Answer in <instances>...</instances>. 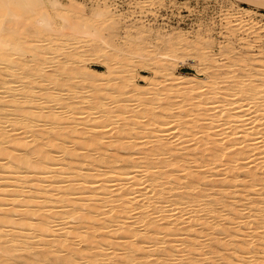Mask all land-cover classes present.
<instances>
[{"label": "rangeland", "instance_id": "obj_1", "mask_svg": "<svg viewBox=\"0 0 264 264\" xmlns=\"http://www.w3.org/2000/svg\"><path fill=\"white\" fill-rule=\"evenodd\" d=\"M43 1H44V3H43ZM42 1V3H40V5L42 4V8H44V10L45 11H47V13L49 14V16L52 18V20L55 22V24L56 25H61L62 23V16H66V17H68V18H70V19H72L73 17H75L76 19L77 18H82V20H80V21H82L84 24H83V27L84 28H88V29H92V28H97L96 30H95V33H94V35L96 36H99V38L97 39V38H95L93 35H92V37L90 36V34L88 35L87 33H85L84 31H82L85 35H83V33L81 34H77V32L79 33V31H77L76 33H73L72 31V29L69 27V25L68 24H62L61 25V29H60V32L59 33H56L57 31H50V30H48L47 28L46 29H44L43 30V27H42V24H40V23H38V21L36 20L37 19V14L36 13H38L40 10H42V8H41V6L39 5H37V9L35 8V10H36V13H35V10H28L29 12L27 13V12H23V18H24V20H22L23 18L21 17V19H20V24L17 22V21H15L14 22V19H10L11 18V16H10V18H9V15H7L8 13H6L5 11V9L3 8V9H0V10H2L0 13V16H2V17H0V21H4V27L6 26V27H9L10 28V30H12V31H6L5 32V28L3 29L4 31H2V34H5V33H7V34H5L4 36H6L7 38H9V40H11L12 41V43L11 44H14V46L12 47L11 46V44H8V47H9V45H10V49H5V47L6 48H8L7 47V45H1L0 46V60L2 61V62H0V67L1 66H3L4 64V66H6V68L5 67H1L0 68V88H2V86H3V88L2 89H0V93H1V90L2 91H4V92H2L1 94L3 95L5 92V94H4V98H6V96H7V98L6 99H8L9 100V102H8V100H7V103H5V99H0V105H4L5 106V108L4 107H1V114H4L5 113V116H7V117H5L6 119L8 118L9 119V115H12V117H10L11 119H9L10 121L12 120V119H14L15 118V121H16V119H17V123H18V125H17V123H16V125H15V121L14 120H12L11 122L12 123H10V122H7L6 123V120H3V119H5L4 117H3V115H1L0 117H2L3 119V121L1 120V118H0V124H1V122H3L1 125L3 126L4 125V127H2V129H0V142H2L4 139H5V141H3L2 143H0L1 144V153H0V159H3L4 157H6V159H3V161L1 160L0 161V170H1V176H0V178L2 179V177L4 178V176H6L4 179L5 180H7L8 179V182L7 181H3V180H1V181H3V183L2 182H0V185L2 186V187H4L5 185L4 184H6V186L8 187L9 186V189H7V190H9V191H6V188L4 187L3 189H2V187H1V189H0V193H2V192H4V190L6 191V195L8 196L7 198H6V195L4 194V193H2V195H5V196H3L4 198H6V201L7 202H9V198L11 199V198H13L14 200L13 201H15V202H13L12 204H9V206H7L8 205V203L5 201V202H3V200H2V195L0 196V202H1V204L3 203V205H0V214H1V216H0V218L2 217V215L4 214V213H8V215H11V216H9V218H11V219H7V221H4V222H6V223H3V226L5 227V228H3V226H1L2 228H0V231H2L3 229H7V227L10 225H12L10 228L12 229V231H10L11 229H9V231L8 230H6V232H5V230H4V232L2 233V234H5V236H2V234H1V232H0V256L2 255V259H0V260H2V263L3 264H6L8 261H6L7 260V256L9 257V259H12V260H9V262L10 261H12V262H14V264H45V262H47L46 264H48V263H52V264H56L57 262H58V264H67L68 262H67V258H72L73 259V262L72 263H70V264H88L89 263V260L91 261V264H92V261H94L93 262V264H118V263H121V262H123L122 264H129V263H131V264H135L134 262H137L136 264H175V262H178V261H180L182 264H184L185 262H186V264L188 263V264H220V263H222V264H238V262H240V260H241V258H242V256H243V254L241 253V252H243V253H245L246 252V256H251L252 254H253V256H252V258L254 259V261H252L251 259L249 260V258L247 257H245V256H243V257H245V258H243L244 260H248L247 262H249L250 264H258L259 262H260V258L262 257V256H260V254H263L264 253V248H262V250H261V247L264 245V238H260L261 239V241H260V239L259 238H257V239H259V241L256 239V236H258L257 235V232L258 233H260L259 231L260 230H262V228H260V229H258L259 231H257V229H254V227L256 228V224L258 223V224H260L259 222V220H261V218H263L264 219V210H262V209H264L263 207L264 206H262V205H264V197H263V194H264V181H263V179H261V178H264V154L262 155V154H260V151H259V149L261 148H259L258 147V150H251L252 152H251V154H250V152H248L250 155H248V153H246V155H245V153H244V155H243V153H242V155L243 156H247V158L249 159V160H252V161H249V160H247V158L246 157H238L236 154H233V155H235V156H237L236 158L237 159H242L241 161L240 160H237V159H235V160H233L234 158L232 157L233 155L231 154V156H229L228 155V158L229 157H231V159L232 160H230V159H228V158H225V157H227V155L224 157L223 155L222 156H220V158H219V155H214V152H212L213 151V148H212V146H215L216 148H217V146L216 145H218V147H219V141H221V143H222V140H218V143H217V141H214V139H215V137L214 136H212V139L210 138V137H208V136H206V137H208V138H206V137H203V139L204 140H200V139H202L201 137H200V139H199V137H198V139H196V142L193 140H191V142L190 141H188L189 139H191L190 137H189V135H186L187 137H189V138H186V139H184L185 138V136H182L181 135V137L182 138H180V134L178 133V135H175L176 137H174V136H172V137H174V138H172V137H170V138H165L168 142L169 141H171L170 143H172V145L171 144H169V147H171V148H167L168 150H169V153H170V155H171V157H170V155H169V153H168V150L167 149H163V152L162 153H159L160 151H161V149H158V150H156V143L154 142V141H156L155 140V138H153V137H151V139H154V140H150V136L149 137H147V136H144L145 138H142L143 137V133L142 134H140L139 132H137L138 134L135 136V131H136V129L135 130H133L132 128H129V129H132V130H128L127 129V125H128V123H130L129 122V120H132V119H139V115H140V111H142L141 109H143L142 107H144V104H145V102L147 101V100H149V98L151 99V97L150 96H148L147 97V94L148 93H150V94H153L154 95V97H156V95L153 93L154 92V89L156 88V87H159L158 89H160V91L162 92V90H164V89H166L164 92H166L167 93V90H169V89H172V90H170L171 92V94L170 93H167V94H169L170 95V97H168V98H170V99H172V97L171 96H173V95H176L175 94V92L177 93L178 92V96H177V98H173V100H172V102H174V103H172V107L174 108H171V100L170 99H168L166 96L167 95H165V94H162L161 95V98L163 97V95H165L164 97H166V98H162V101L161 100H159L158 98L157 99H155V98H153V100L155 99L156 100V103H155V100H154V105H151V106H149L150 107V109L148 108V111H145V113H147V115L145 114V116H147V117H144V118H148L147 119V121L148 122H151L152 120H150V119H152V118H154V115H158L159 114V121H163V122H165V119L167 120L168 119V121H167V124H168V126H169V128L167 127V125H166V132H170V131H168L169 129H172V128H174L172 131H174V133L176 132V131H179L181 128V126H179V128H178V126H176L177 125V122H180L181 124H183V122L182 121H184L185 122V120L188 122L189 120V122H188V124H189V126H188V124H186L187 122H185V124L184 125H187L186 127H193L196 123V125L198 126V124H199V121H198V119H197V122H195L194 121V119H195V117H200L202 114H200V113H198V112H201V113H203V115H204V118H202L203 117V115L199 118V120L200 119H203V120H200V124L201 125H203L204 123H207V121H208V116L206 117V114L207 113H210L211 111L210 110H215V108L217 109V107H218V105H220L219 103H223L225 100H226V98H228L229 100H232V99H234L236 96H241L242 95V97L244 96L245 97V93L244 92H238L239 94L240 93H242L241 95H236V94H234V98H232L231 96H229L231 93H230V91L232 92V89L230 88L231 86H233L234 84H236V82H234L235 80H237V79H239L238 81V83H241L240 82V80H241V78L240 77H242V76H248L247 78L246 77H243L242 79H245L244 81H247V82H242L241 84H243V83H245L246 85H247V83H248V86H249V84H250V82L251 81H253L254 79V82H251V83H256V82H262V81H264V69H263V67H264V64H262V63H264V0L263 1H260V0H59V2L57 3V6L55 5H53V4H51V2H50V0H43ZM75 1H77V2H79V3H74ZM73 2V3H72ZM82 4H81V3ZM107 3L108 4V7L110 8V13H108L107 14V16L105 15H100V16H97V12L96 11H98V9L100 8V6H102V4L103 3ZM60 3H61V5H60ZM72 3V4H71ZM99 3V4H98ZM59 4V5H58ZM71 4V5H70ZM76 6H81V9L82 8H84V9H80L79 7L78 8H75V9H79V10H75V9H73L74 8V6L75 5ZM81 4V5H80ZM73 5V6H72ZM83 5V6H82ZM65 6V7H64ZM73 8H72V7ZM75 6V7H76ZM95 6V7H94ZM48 7V8H47ZM47 8V9H46ZM55 9H56V11H55ZM71 9V10H70ZM58 10V11H57ZM60 10V11H59ZM84 10H85V12H84ZM20 11L22 12V9H20ZM32 11V12H31ZM34 11V12H33ZM62 11V12H61ZM67 11V12H66ZM81 11H83V12H81ZM61 12V13H60ZM74 12V13H73ZM230 13V15H228L227 13ZM232 12V13H231ZM6 13V14H5ZM25 13H27V14H25ZM50 13H51V15H50ZM76 13V14H75ZM80 15H79V14ZM93 13H95L94 15H93ZM7 15V19L6 18H4L3 16H5V15ZM83 14H84V16H83ZM88 16H87V15ZM62 15V16H61ZM98 17H96V16ZM31 16V17H30ZM60 16V17H59ZM90 16V17H89ZM104 16V17H103ZM188 16V17H187ZM26 17V18H25ZM72 17V18H71ZM85 17V18H84ZM105 17H107L106 18V21H104L105 20ZM109 17H113L112 19L113 20H108L109 19ZM84 18V19H83ZM100 18V19H99ZM115 18V19H114ZM5 19V20H4ZM76 19H74L73 18V20H76ZM91 19V21H89ZM94 19V20H93ZM12 22H11V21ZM78 20V19H77ZM84 20V21H83ZM88 20L89 22H90V25L89 24H86V23H88V22H86V21ZM98 20V21H97ZM100 20H102L103 21V23L101 24V21ZM29 22V23H27V25H31V22H35V23H33L32 25H31V27L30 28H32V26H33V28L32 29H34V30H37L36 31V33H34V31L32 30H30V28L29 29H27V25L24 23V22ZM94 21H97V23H94ZM109 21V22H108ZM237 21V22H236ZM239 21V22H238ZM100 23V25H99V23ZM111 22V23H110ZM231 22V23H230ZM36 23H38V24H36ZM60 23V24H59ZM17 24V25H16ZM41 26H40V25ZM97 24V25H96ZM105 24L107 25V26H105ZM112 24V25H111ZM93 27H92V26ZM96 25V26H95ZM98 26V27H97ZM14 27V28H13ZM29 27V26H28ZM82 27V28H83ZM104 27V28H103ZM108 28V29H106V28ZM45 28V27H44ZM13 29H16V30H13ZM29 30V31H31V32H28L27 30ZM65 29H69V31H65ZM103 29V30H102ZM239 29V30H238ZM46 30V31H45ZM50 31L49 33H50V36L48 35L49 33H48V31ZM64 30V31H63ZM93 30V29H92ZM99 30V31H98ZM108 30V31H107ZM15 31V32H14ZM18 33H17V32ZM23 31H25V32H23ZM27 31V32H26ZM81 31V30H80ZM94 31V30H93ZM96 31H97V33H96ZM23 32V33H22ZM100 32V33H99ZM114 32V33H113ZM145 32V33H144ZM147 32V33H146ZM33 33V34H32ZM69 33H71L70 35H69ZM185 33V34H184ZM24 34V35H23ZM27 34V35H26ZM47 34V35H46ZM88 36H87V35ZM101 34H104L103 36L101 35ZM60 35L63 37V38H61L60 37ZM31 36V37H30ZM45 36V37H44ZM57 36H59V37H57ZM76 36H78V38L76 37ZM105 36V37H104ZM15 37V38H14ZM18 37H19V39H18ZM29 37V38H28ZM44 37V38H43ZM50 37H51V39H50ZM76 37V38H75ZM83 37H85V38H83ZM101 37L103 38V39H101ZM22 39V41H21V39ZM42 38V39H41ZM49 38V39H48ZM52 38H55V39H52ZM59 38H60V40L62 39H68V42L66 41V43H65V41L63 40V42L62 41H60L59 40ZM70 38V39H69ZM72 38H74V39H72ZM83 38V39H82ZM106 38V39H105ZM168 38V39H167ZM34 39H35V41H34ZM50 40V41H44V40ZM93 39V41H94V43L95 44H98V43H100L99 45H101V49H102V51L101 52H99V55H97L98 53H96L95 55L97 56H95L94 55V53H93V50L91 51V50H89V49H87V51H85L86 49L85 48H87L90 44H93V41H91V43H89V40H92ZM100 39H101V41L103 42V43H101V41H100ZM143 39V40H142ZM169 39H170V41H169ZM13 40L15 41V43L13 42ZM17 40L19 41V42H17ZM31 40L33 41V42H31ZM37 40V41H36ZM43 40V41H42ZM57 40H59V41H57ZM71 40V41H70ZM103 40H105V41H103ZM39 41H40V43H39ZM42 41V42H41ZM82 41V42H81ZM84 41V42H83ZM97 41H99L98 43H97ZM106 41H108V45H107V43H105ZM198 41V42H197ZM37 42L40 44V45H44V46H40L39 44V46L38 45H36L37 44ZM55 42V43H54ZM60 42V43H59ZM77 42V43H76ZM78 42H80V43H78ZM122 42H123V44H122ZM46 43H48V44H46ZM84 43V44H83ZM105 43V44H104ZM132 43V44H131ZM135 43V44H134ZM140 43V44H139ZM144 43V44H143ZM16 44H19V46L17 47V45ZM87 45V47H86V45ZM127 44V45H126ZM129 44V45H128ZM151 44V45H150ZM16 45V46H15ZM46 45V46H45ZM51 45V46H50ZM53 45V46H52ZM55 45V46H54ZM60 45H62L63 47H61ZM67 45V46H66ZM77 45V46H76ZM84 45V46H83ZM110 45L112 46V47H110ZM119 45V46H118ZM136 45H138V46H136ZM155 45V46H154ZM258 45V46H257ZM2 46H4V48L2 47ZM48 46H50V48L48 47ZM76 47V50H73V49H75V47ZM98 46V45H97ZM114 46V47H113ZM126 46V47H125ZM136 46V47H135ZM157 46V47H156ZM11 47L12 48H14L13 50H11ZM16 47H17V49H16ZM48 47V48H47ZM62 49H61V48ZM67 47H71L70 49H68L67 51H66V49H67ZM81 47V48H80ZM99 47V46H98ZM105 47H106V49H105ZM110 47V48H109ZM134 47V48H133ZM149 47V48H148ZM171 47V48H170ZM210 49H209V48ZM22 48V49H21ZM65 48V49H64ZM119 48V49H118ZM123 48V49H122ZM125 48V49H124ZM130 48H131V50H130ZM133 48V49H132ZM261 48V49H260ZM16 49V50H15ZM49 49V50H48ZM52 49V50H51ZM58 50V52L56 53V51L54 52V50ZM85 49V50H84ZM114 49V50H113ZM189 49V50H188ZM71 50H73V53H74V55L75 56H73V54H70V51ZM82 50H84L83 51V54L84 55H87V56H85V60H83V56L84 55H82L81 53H80V51L82 52ZM104 50V51H103ZM116 50H118L119 52L117 53V51ZM145 50V51H144ZM150 50V51H149ZM204 52H203V51ZM263 50V51H262ZM12 51H14V52H16V54L14 53V52H12ZM40 51V52H39ZM44 51L46 52V53H50V57H47L49 54H47V55H44V54H42V53H44ZM68 53H66V52ZM77 51H79V53L77 54V53H75V52H77ZM124 51H126V52H124ZM141 51V52H140ZM146 51H148V52H146ZM263 53H262V52ZM62 52V53H61ZM86 52H88V53H86ZM91 52L93 53V54H91ZM115 53L116 55H117V57H114L113 55H111V53ZM146 52V53H145ZM210 52V53H209ZM15 54V55H13V54ZM72 53V52H71ZM89 53L91 54V56L89 55ZM102 53V54H101ZM109 53V54H108ZM124 53V54H123ZM140 53V54H139ZM166 53H167V55H166ZM175 53V54H174ZM81 56H80V55ZM108 54V55H107ZM124 56H122V55ZM142 54V55H141ZM147 56H146V55ZM199 54H200V56H199ZM248 54V55H247ZM254 54H257L256 56L254 55ZM1 55H3V56H1ZM34 55H35V57H34ZM42 55V56H41ZM57 55L59 56V58L57 57ZM64 55V56H63ZM95 57H94V56ZM109 55H111L112 56V58H111V56H109ZM119 55L121 56V57H119ZM127 55V57H126V59H124L125 58V56ZM202 55V56H201ZM208 55V56H207ZM252 55V56H251ZM14 58H12V57ZM66 56V57H65ZM71 56V57H70ZM89 56H90V58H89ZM140 56V57H139ZM158 56H161L162 58H163V63H161V64H165V67H161V68H159L158 69V67H156V61H155V59L156 58H158ZM167 56V57H166ZM179 58H178V57ZM240 56V57H239ZM242 56V57H241ZM41 57V58H40ZM55 57H57L56 59H55ZM63 57V58H62ZM77 57V58H76ZM79 57H82V59L81 58H79ZM87 57V58H86ZM99 57V58H98ZM108 57V58H107ZM134 57V58H133ZM141 57H143L144 58V60H143V58H141ZM147 57V58H146ZM154 57H155V59H154ZM196 57V58H195ZM206 57V58H205ZM216 57V58H215ZM237 57V58H236ZM17 58H18V60H17ZM39 58V59H38ZM45 58V59H44ZM52 58V59H51ZM88 58H89V60H88ZM120 58V59H119ZM122 58V59H121ZM129 58H131L130 60H128ZM200 58H202V60H200ZM204 58V59H203ZM208 58V59H207ZM231 58V59H230ZM249 58V59H248ZM251 58V59H250ZM263 59V61L262 60H259V59ZM23 61H22V60ZM34 59H38V60H42V62L41 61H38V60H34ZM60 59H61V61H60ZM66 59V61L68 62V63H66V62H64V63H62V61H64ZM69 59V60H68ZM90 59H92V60H90ZM106 60V62L104 61V60ZM164 59H165V61H164ZM180 59V60H179ZM207 59V60H206ZM255 59V60H254ZM20 60L22 61V62H24V63H21L20 62ZM52 60H54V61H52ZM72 60H76L75 62H76V65H75V63H74V61H72ZM86 60H88V61H86ZM114 60V61H113ZM152 60V61H151ZM157 60V59H156ZM204 60V61H203ZM208 60H209V62H208ZM215 60V61H214ZM243 60V61H242ZM245 60H246V62H245ZM258 60V61H257ZM57 61V62H56ZM69 61H71L72 63H73V65H72V63L71 62H69ZM79 61V62H78ZM81 61V62H80ZM85 61V62H84ZM100 61V62H99ZM166 61H167V63H166ZM213 61V62H212ZM217 61V62H216ZM249 61V62H248ZM260 61V62H259ZM5 62V63H4ZM11 62V63H10ZM12 62H13V64H12ZM37 62H38V64H37ZM56 62V63H55ZM107 62H110L111 63V65H110V63L108 64ZM165 62V63H164ZM238 62V63H237ZM262 62V63H261ZM41 63V64H40ZM42 63H44V64H42ZM84 63V64H83ZM170 63V64H169ZM224 63V64H223ZM243 63V64H242ZM246 63V64H245ZM250 64V66H249V64ZM25 64V65H24ZM34 64V65H33ZM39 64L40 65H43V68H42V66H39ZM56 64H57V66H56ZM82 64H83V66H82ZM126 64V66L124 67L123 65H125ZM212 65V67H211V65ZM231 64L232 65V67H233V69H232V67H231V65L229 66V65ZM234 64V65H233ZM252 64V65H251ZM254 64H256V65H254ZM22 65V66H21ZM59 65V66H58ZM71 65V66H70ZM78 65H80L81 66V68H80V66H78ZM129 65V66H128ZM209 65V66H208ZM217 66V68H216V66ZM223 65V66H222ZM224 65H226V66H224ZM238 65V66H237ZM241 65H243V66H241ZM248 65V66H247ZM253 65H254V67H253ZM262 65V66H261ZM10 66H13L12 67V69H11V67ZM30 66H32V67H30ZM51 66V67H50ZM60 66H61V69H60ZM68 66V67H67ZM119 66H122V67H119ZM133 66V67H132ZM136 66V67H135ZM167 66V67H166ZM207 66H208V68L209 67H211L210 69H208L207 68ZM222 66V67H221ZM229 66V67H228ZM261 66V67H260ZM11 69V71H12V75H11V73H9L8 71H10V69ZM15 67V68H14ZM23 67H25V68H23ZM29 67V68H28ZM38 67H39V69H38ZM57 68V69H54V68ZM59 67V68H58ZM83 67V68H82ZM110 67H111V69H113V70H111L110 69ZM116 67V68H115ZM119 67V68H118ZM135 67V68H134ZM205 67V68H204ZM214 67H215V69H214ZM224 67H227V68H224ZM237 67V68H236ZM241 67V68H240ZM74 68V69H73ZM107 68V69H106ZM124 68L125 69H127V70H124ZM207 68V69H206ZM236 68V69H235ZM248 68V69H247ZM257 68H259V69H261L262 71H258L259 69H257ZM9 69V70H8ZM20 69V70H19ZM24 69V70H23ZM66 69V70H65ZM225 69V70H224ZM241 69V70H240ZM35 70H37V71H35ZM42 70V71H41ZM68 70V71H67ZM72 70V71H71ZM80 70H81V72H80ZM131 70V71H130ZM207 70V71H206ZM210 70H212V71H210ZM221 70V71H220ZM226 70H227V72L229 73H227L226 72ZM231 70H233V71H231ZM247 70H249V71H247ZM10 71V72H11ZM15 71V72H14ZM19 73H18V72ZM31 71V72H30ZM52 71V72H51ZM56 71H57V73H56ZM67 71V72H66ZM111 71V72H110ZM114 71V72H113ZM124 71H127L126 73L124 72ZM129 71H130V73H129ZM132 71H133V73H132ZM238 71H240V72H238ZM243 71V72H242ZM258 71V72H257ZM61 72H62V74H61ZM86 72H88V73H86ZM109 72H110V74H109ZM211 72H213V73H211ZM223 74H221V73ZM223 72H226V74L225 73H223ZM235 72V73H234ZM17 73V74H16ZM24 75H23V74ZM25 73H26V75H25ZM29 73V74H28ZM33 75H32V74ZM41 73V75H42V77H41V75H39ZM54 73H55V76H54ZM59 73V74H58ZM123 73V74H122ZM131 75V76H128L129 74ZM235 75H234V74ZM243 73V74H242ZM247 73H250V75L249 74H247ZM258 73H262L261 75L259 74L258 75ZM19 74V75H18ZM25 77V78H23V76ZM61 74V75H60ZM118 74V75H117ZM128 76V80L127 81H125L126 80V78L124 79V77L126 76V75ZM232 74V75H231ZM247 74V75H246ZM252 74V75H251ZM5 75H9V76H5ZM11 75V76H10ZM15 75V76H14ZM18 75V76H17ZM35 75V76H34ZM59 75H60V77H59ZM123 75H125V76H123ZM133 75V76H132ZM163 75H165V76H163ZM173 75V76H172ZM217 77H216V76ZM230 75V76H229ZM20 76V77H19ZM22 76V77H21ZM29 76V77H28ZM63 76V77H62ZM68 76V77H67ZM71 76V77H70ZM80 76H82V77H80ZM90 76H92V77H90ZM121 76V77H120ZM126 76V77H127ZM172 76V77H171ZM220 76V77H219ZM222 76V77H221ZM226 76H228V77H226ZM233 76V77H232ZM259 76H261V77H259ZM11 77H12V79H11ZM18 77H19V79H18ZM30 77H32V78H30ZM37 77V80H35V78ZM45 77V78H44ZM55 77H57V78H55ZM65 77L67 78V79H65ZM81 79H80V78ZM89 77V79H87V78ZM95 77V78H94ZM105 77V78H104ZM108 77V78H107ZM120 77V78H119ZM122 77H123V79H124V81L122 80ZM130 77H132L131 79H130ZM174 80H172L171 78ZM209 77H211V78H213V77H215V79H217V82H218V80H220V85H218L219 84V82H218V84H217V89H220V87L219 86H221V85H223L222 87H221V89L222 90H224L225 92H227V89H228V91H229V93L230 94H227V93H225L224 91L223 92H221L220 90H214L215 92H220V93H222V95L218 92V93H216V95H215V93L213 92V91H210L211 93H214V95L215 96H213V94H212V97H214V98H212V99H214V101H211V102H213V104H210L209 105V103H211L209 100H207V101H204V102H207V108L205 107V109H204V107H202V105L203 106H206V105H204L205 103L203 102V98H207V99H209V96H210V94L208 93V94H204V92H202L203 90H204V88L205 87H203L202 85L203 84H205L206 82H207V80L209 81ZM225 77V78H224ZM235 77H236V79H235ZM238 77V78H237ZM251 77V78H250ZM253 77V78H252ZM257 77V78H256ZM41 78H42V80H45V82L44 83H42L43 81H39V80H41ZM74 78V79H73ZM96 79V81L94 80V81H92L91 79ZM220 78V79H219ZM223 78H224V80H223ZM227 78H229V79H227ZM31 79V80H30ZM60 79H61V81H60ZM63 79H65V80H63ZM72 79V80H71ZM77 79H79V81L77 80ZM85 79V80H84ZM101 79V80H100ZM106 81H105V80ZM180 79V80H179ZM246 79H248V80H246ZM27 80L28 81H32L31 82V84H30V82H27ZM46 80H47V82H46ZM59 80V81H58ZM71 82V85H68V83H69V81ZM75 80H77V81H75ZM104 80V81H103ZM111 80H114V82L112 81L111 82ZM133 80V81H132ZM172 82H171V81ZM232 80V81H231ZM251 80V81H250ZM4 83H3V82ZM6 81V82H5ZM39 81V82H38ZM73 81V82H72ZM92 81V82H91ZM109 81H110V83H109ZM116 81H117V83H116ZM118 81H121L120 83H118ZM122 81H123V83H122ZM166 81V82H165ZM203 81V82H202ZM206 81V82H205ZM22 82V83H21ZM103 82L105 83V84H103ZM108 82V83H107ZM223 82H226V83H223ZM2 83V84H1ZM12 83V84H11ZM24 83V84H23ZM82 83V84H81ZM102 83V84H101ZM107 83V84H106ZM114 83V84H113ZM128 84V85H126V84ZM161 83V84H160ZM164 83H165V85H164ZM9 84V85H8ZM17 84V85H16ZM18 84H19V86H18ZM25 84H27V85H25ZM30 84V85H29ZM40 84V85H39ZM42 84V85H41ZM43 84H45V85H43ZM73 84V85H72ZM92 84H95V85H92ZM100 84V85H99ZM121 84V85H120ZM124 84V85H123ZM154 84L156 85H158V84H160V85H156V87L154 88ZM167 84V85H166ZM170 84H172V88L171 87H169V89H168V87L167 88H164V87H166V86H169ZM230 84V85H229ZM232 84V85H231ZM245 84H244V86H245ZM13 85V86H12ZM21 85V86H20ZM32 85V86H31ZM54 85V87L52 88V86ZM102 85H103V87H102ZM106 85V86H105ZM121 86V88H120V86ZM134 85V86H133ZM164 85V86H163ZM194 85V88H196L195 90H192V89H190L189 88V86H193ZM228 86L229 88H227V89H224V88H226L225 86ZM236 85H238L239 86V84H236ZM236 85H234L233 87H235ZM264 85V84H263ZM15 86V87H14ZM18 86V87H17ZM24 88H23V87ZM27 86V87H26ZM40 86H42V87H40ZM45 87V89L48 87V89L49 88H52V89H47V90H45L44 89V91L43 90H41L40 92H39V89H38V91H37V94L36 93H34L33 94V91L34 92H36L35 90L37 89V87L38 88H44ZM59 86V87H58ZM71 86V87H70ZM114 86V87H113ZM119 86V87H118ZM127 86V87H126ZM161 86V87H160ZM175 86V87H174ZM197 86V87H196ZM242 86V85H241ZM4 87H6V88H4ZM8 87V88H7ZM22 87V90L20 89ZM30 87V88H29ZM34 87H36V89L34 88ZM57 87V88H56ZM73 87V88H72ZM85 87V88H84ZM88 87V88H87ZM99 87L101 88V89H99ZM154 88L153 90H151L152 88ZM177 87V88H176ZM219 87V88H218ZM237 87V86H236ZM261 87H263L264 88V86H262V85H260V88ZM10 88L12 89V90H10ZM14 88H18V89H14ZM27 88V89H26ZM33 88L35 89V90H33ZM59 91V89H61L62 91L61 92H64V90L66 91V89H67V91L66 92H64V94H66L67 92L68 93H71L72 94V98L71 97H69V96H71V95H68V93L66 94V96H64V94L62 95V94H60V96H59V93H60V91L58 92L56 89ZM79 89V88H81V90H85L84 91V95L81 93L82 91L79 89V90H77V89ZM84 88V89H83ZM86 88L87 89H89L88 91L86 90ZM91 88V89H90ZM94 88H95V90L96 91H98V90H100V91H98V93L97 92H95L97 95H98V97H103V100H105L104 98H108L107 99V103H108V101H110V103H112L113 105H114V107H109V105H110V103H108L109 105H108V107L110 108V110L111 109H113V110H111L110 112H109V114L111 113V115H115V112L114 111H116V113H118L119 115H115L114 116V121H113V123H112V118L111 117H109V115H107V117H108V121H110L109 123H107V125L104 123V122H108L107 120H104V116L106 117V113H105V115L102 117L103 118V124H102V126H103V129L104 130H102V129H100L102 126H100V130H102L101 132H103V133H99V132H96V131H98V130H92L91 131V129L90 130H88V129H85L86 128V126L88 127L89 126V128L92 126V124L94 125L95 124V121H92L91 120V118L89 119V121H87V123L86 124H82V122H84V120H88V118H85V117H87V116H89V115H85V112H87V113H89V110H90V108H91V105L90 104H92L93 105V102L95 101V99H96V97H95V95L96 94H94V92H93V90H94ZM130 88V89H129ZM138 88H140V89H138ZM161 88H163L162 90H161ZM188 88V90L190 89L191 90V93H193V92H195V93H193L194 95H195V99H194V97L192 98V99H194L197 103H193V101L192 100H187V102H189V104H191V105H193L192 106V109H193V112H196L198 115H194L193 116V118H192V116H191V114H196V113H192V111H190V110H188L189 108V104L185 101L186 99H188L189 97H187L188 96V94L190 95V98L193 96H191V93H190V91L188 92V90L187 91H184V90H186ZM244 88V87H243ZM247 88H249V87H247ZM260 88L259 87H257L256 89H257V93H256V95L261 91L260 90ZM263 88H261V89H263ZM26 89V90H25ZM54 89H55V91H57V93H58V97L57 98H61V99H57L56 98V96H54L55 95V92H52L51 90H53L54 91ZM93 89V90H92ZM104 89H106L105 90V92L107 91V96H104V94H106L105 92H103V90ZM108 89H109V91H108ZM111 89V90H110ZM113 89V90H112ZM120 89H122V90H120ZM135 89V90H134ZM138 91H137V90ZM157 89V88H156ZM177 89V90H176ZM184 89V90H183ZM198 89V90H197ZM212 90H213V88H211ZM216 89V88H215ZM229 89H231V90H229ZM7 90H9L10 92L11 91H13V90H18V91H13L14 93H18V97H21L20 95H24V96H22V98L23 99H19L18 98V100H17V96H16V94H13V93H11L14 97H12V98H14L13 100V102H11L12 101V98H10L9 99V97H11V94L9 95V93H8V95H6L7 94V92H9V91H7ZM31 90H32V92H31ZM73 91V92H69V91ZM75 90V91H74ZM79 92H77V91ZM91 90V91H90ZM125 90H126V92H125ZM132 90H134V91H132ZM151 90V91H150ZM174 90V91H173ZM176 90V91H175ZM181 90V91H180ZM46 91V92H45ZM87 91V95L88 96H86V92ZM89 91H90V93H89ZM127 91H129V92H127ZM150 91V92H149ZM153 91V92H152ZM158 91V90H157ZM262 91H264V90H262ZM25 92H26V94H25ZM91 92H92V95H94V96H92L91 95ZM103 92V93H102ZM109 92H110V94H109ZM111 92H118V93H116V94H114V93H111ZM122 93L123 92V94H121L124 98H126L125 100H123L124 98L121 96V95H119L120 93ZM124 92H125V94H124ZM146 92H148V93H146ZM164 92H162V93H164ZM169 92V91H168ZM201 94H200V93ZM27 93H30V94H32V96L30 95V94H28L27 95ZM76 93V96H77V94H78V96H79V98L83 95V98H81V99H83L82 101L83 102H85L84 104L86 105H81V104H77V102L79 103H81L82 101H81V99L80 100H78V98L76 97V98H74L73 99V94H75ZM132 93V94H131ZM135 93V94H134ZM137 93V94H136ZM139 93L141 94L140 96H139ZM172 93H174L173 95H172ZM179 93H181V94H183V95H180ZM187 93V94H186ZM223 93H224V95H223ZM237 93V94H238ZM243 93H244V95H243ZM0 94V97H2L3 98V96ZM20 94V95H19ZM40 94L42 95V96H40ZM126 94H127V96H126ZM131 94V95H130ZM150 94H148V95H150ZM184 94H186L185 96H184ZM204 94V95H203ZM218 94V95H217ZM259 94H261V92L259 93ZM48 97H47V96ZM90 95V96H89ZM134 95V96H133ZM135 95H136V97H135ZM199 95H202V96H200L202 99H200V97H199ZM208 96V97H206V96ZM228 95V96H227ZM232 95V94H231ZM236 95V96H235ZM28 96V97H27ZM32 97V100H29L31 97ZM33 96H35L36 97V99H35V97H33ZM84 96H86V97H90L91 99L92 98H94V100H93V102H91V99L90 98H88L89 100H90V102L88 101V99L86 98V97H84ZM92 96V97H91ZM113 96V98H111ZM115 96H116V98H115ZM119 96H121L122 97V99H120V97ZM131 96H132V99H130L131 98ZM142 96V97H141ZM152 96V95H151ZM181 96V97H180ZM185 97V98H183V97ZM217 96V97H216ZM219 96L221 97H224V101L222 102V101H218V98H219ZM260 96V95H259ZM30 97V98H29ZM62 97L64 98V97H68L69 99H67V100H65V102H63L64 101V99L62 100ZM97 97V98H98ZM119 97V98H118ZM139 97H141V98H139ZM146 97V98H145ZM173 97H175V96H173ZM221 97V98H222ZM226 97V98H225ZM34 98V99H33ZM39 98V99H38ZM42 98H44V100L42 99ZM48 98H51V99H48ZM55 98V99H54ZM87 100H86V99ZM136 98H137V101H136ZM138 98H139V100L140 101H142V103L141 102H139V100H138ZM145 98V99H144ZM160 98V99H161ZM199 98V99H198ZM210 98V99H211ZM236 98H239V97H236ZM25 99V100H24ZM37 99L38 100H40V99H42L43 101H48V102H43L42 100H40V102L42 103L43 102V104L45 103V104H49V110H47V108L48 107H46L45 109H44V107H45V105H44V107H41V108H43L45 111L47 110L48 112H46V113H44L45 111H43V109H40V111L42 110V112L44 113H40L39 112V110H37L38 112H35L34 111V113H32V115H34V117L32 116V115H30V116H32L34 119L35 118H37L38 119V121H39V119L40 118H42V115H43V121L45 122H43L41 119H40V121H42L41 123L40 122H38L37 121V119H36V121L35 120H33V118L31 117V119L33 120V121H35V124H34V122H32V120L30 119V118H28V117H30V116H27V115H29V114H27V112L29 111V110H33V109H29V105L30 106H32V104L33 103H30L29 101H33L34 100V104L36 105V104H38L39 105V103L40 102H38L37 101ZM72 100V102H70L71 104L69 105V102L68 101H71ZM117 99V102L116 101H114V102H116V104L115 103H113L112 101L113 100H116ZM119 99H120V101H130V104L133 106H131L130 104V106L128 105V104H125L124 102H123V104H122V106H120L121 104H119L118 102H119ZM130 99V100H129ZM135 99V100H134ZM166 99V101H167V103H166V105H168V103H170V105L168 106V107H170L171 109H173L174 110V112H175V114H174V112L172 113V112H170L169 113V109H168V107H166V105L164 104L165 102H164V100ZM177 101V103H175L176 101ZM181 99H182V101H181ZM215 99L218 101V105L217 104H214V103H216L217 101H215ZM228 99H227V101H228ZM4 100V101H3ZM11 100V101H10ZM19 100H24V104L22 103V102H17V101H19ZM29 100V101H28ZM57 100V101H56ZM58 100H60L59 102H58ZM74 100L76 101V102H74ZM134 100V101H133ZM152 100V99H151ZM160 102H158V101ZM168 100H170V101H168ZM199 100H201L200 102H202V105H199V104H201V103H199ZM206 100V99H205ZM220 100V99H219ZM221 100H223V98L221 99ZM4 102V103H2V102ZM27 101H28V106H27ZM35 101H36V103H35ZM51 101V102H50ZM55 101V102H54ZM88 103H90V104H88ZM106 101V100H105ZM133 101V102H132ZM179 101H181V103H179V105H178V102ZM191 101H192V103H191ZM209 101V102H208ZM234 101V100H233ZM18 103L17 105H15L14 103ZM61 102H62V106H61ZM82 102V103H83ZM127 102V103H128ZM135 102H137V103H135ZM142 104L143 106H141L140 104ZM144 102V103H143ZM158 102V103H157ZM2 103V104H1ZM11 103H13V104H11ZM40 103V104H41ZM52 103V104H51ZM55 103V104H54ZM56 103L57 104H59V105H56ZM64 103H67V105H69L68 107L69 108H71V109H74L73 111L71 110V109H69V108H67L66 109V104L64 105ZM95 103V102H94ZM118 103V104H117ZM183 103H185V104H188L186 107L188 108H184V107H182L183 105H180V104H183ZM199 103V104H198ZM33 104V105H34ZM43 104H41L40 106H43ZM50 104H51V106H53V105H55L54 107L57 109V110H55V108H52V110H55V111H53V112H55V115H54V113H51L52 111H51V108H50ZM73 104V105H72ZM87 104H88V106H87ZM137 104V106H135ZM140 106H139V105ZM157 104H158V106H159V104L161 105V104H164V106L166 107V109L164 108H162L160 111L159 110H157V109H160L161 108V106L159 107V108H157L158 106H157ZM177 106H176V105ZM196 104H198V105H196ZM6 105H8L11 109H13V108H15V110L13 109V110H10L9 109V107H7ZM18 105H20V106H18ZM25 105L26 106V108H25V106L23 107V106ZM38 105H36V107H37V109H38ZM78 107H77V106ZM113 105H110V106H113ZM125 105H127L129 108H127ZM190 105V106H191ZM195 105V106H194ZM215 107V108H213V106ZM12 106H13V108H12ZM14 106H16V107H19V108H16V107H14ZM60 108V109H66V110H68L69 111V115L67 114H65L66 116H70L72 119H69V118H67L66 116L65 117H63V113H66L65 111L63 112V110L61 111L58 107ZM61 106V107H60ZM72 106V107H71ZM79 106H84L85 108H87V109H89L88 111H87V109H86V111H85V108H83V110L79 107ZM115 106H118V107H116V109H115ZM124 106V107H123ZM152 106L154 107V109L156 108V110L154 111V109H152ZM163 106V105H162ZM180 106V107H179ZM197 106H199V107H197ZM63 107H65V108H63ZM75 107H77V108H80V110L78 109V110H75ZM137 107V108H136ZM138 107H140V108H138ZM195 107H197V108H195ZM202 107V108H201ZM209 107H211V108H209ZM2 108H4V110L6 111H4ZM40 108V107H39ZM76 108V109H77ZM119 108V109H118ZM124 108V110L128 113V111L129 110H132L133 111V113L135 114H137V115H135V118L134 117H131L132 115V113H128L129 115H131V116H128V114H125L126 112H123V111H121L122 109ZM135 108V109H134ZM178 108V109H177ZM179 108L180 109H187L188 111H190L191 112V114L188 112V111H185V110H183V111H185V112H182V110H179ZM191 108V107H190ZM199 108H201V109H203V110H201L200 109V111L199 110H197V109H199ZM252 108V107H251ZM16 109H18V110H20V111H18L19 113H12V114H9L10 112L9 111H15L16 112ZM24 109H26V110H24ZM128 109V110H127ZM208 109H210V110H208ZM23 110L25 111V113H22L23 112ZM62 113V115L60 116L59 114H60V112ZM72 112H71V111ZM140 110V111H139ZM172 110V111H173ZM177 110V111H176ZM179 110V111H178ZM196 110V111H195ZM206 110V111H205ZM208 110V111H207ZM67 111V112H68ZM138 111V112H137ZM153 111V112H152ZM158 111H159V113H158ZM164 111V112H163ZM165 111H166V113H165ZM216 111V110H215ZM251 111V110H250ZM3 112V113H2ZM30 112V111H29ZM56 112H57V114H56ZM59 112V113H58ZM70 112L71 113H74V115L73 114H70ZM76 112H79V113H76ZM83 112H84V114H83ZM108 112H107V114H108ZM113 112H114V114H113ZM120 112V113H119ZM122 112V113H121ZM131 112V111H130ZM155 112V113H154ZM157 112V113H156ZM160 112L161 113H163V115L161 114L160 115ZM179 112V114H185V116H187L186 114L188 113V117H186V119L185 118H182V119H180L179 121H178V117L180 116V115H178V116H176V117H174L177 113ZM205 112V113H204ZM246 112V111H245ZM248 113H249V111H247ZM23 114H27L26 116H27V118H26V116L25 115H23L24 117V119H25V125H29L28 127H29V130L28 129H26V127L27 126H25V127H22V126H24V124L22 123V122H20V120H18ZM51 113V114H50ZM124 113V114H123ZM139 113V114H138ZM150 113V114H149ZM173 114V116L171 117L170 116V114ZM211 113H214V111H212ZM248 113H245V115L246 114H248ZM7 114H9V115H7ZM19 114L21 115V116H19ZM35 114H39V116L41 115V117L40 118H38L37 116L35 117ZM75 114H78L77 115V117H75ZM80 114V115H79ZM152 114H153V116H152ZM166 114H169L168 115V117L170 118H172V123H171V121H170V119L169 118H166L167 117V115ZM171 114V115H172ZM182 114V115H183ZM243 115L244 113H238L237 114V116L236 117H239V116H241V115ZM51 116V119H50V116ZM85 115V116H84ZM110 115V116H111ZM123 115H127L126 117L127 118H129L130 117V119H128L127 121L126 120H122V121H124V122H126V125L125 124H123V123H121L122 121H120L121 119H120V117L121 116H123ZM142 115V114H141ZM164 115H165V117H164ZM182 115L180 116V117H182ZM251 114L249 113V116H250ZM9 116V117H8ZM13 116H16V117H13ZM18 116V117H17ZM49 117V120H53L54 118H55V116H59L61 119H62V117L64 118L63 119V121H65V122H63V121H61V120H59V121H57V120H55V119H57V117L54 119L55 121H53L55 124H53V122H52V124L53 125H55V126H57V124H58V122H60L61 124H58L60 127H59V129H58V126H57V129L54 127V126H52L50 129H48L49 127H50V123H51V121H48V117ZM117 116H118V119H117ZM137 116V117H136ZM163 116V117H162ZM184 116V117H185ZM47 117V118H46ZM53 117V118H52ZM74 117V118H73ZM79 117V118H78ZM83 118V120H81L82 118ZM116 117V118H115ZM248 117V116H247ZM253 117H255V116H253ZM46 118V119H45ZM67 118V119H66ZM110 118V119H109ZM122 118V117H121ZM132 118V119H131ZM150 118V119H149ZM161 118H162V120H161ZM165 118V119H164ZM173 118H174V120H173ZM177 118V119H176ZM190 118H192V119H190ZM7 119V121H9ZM20 119H22V118H20ZM28 119H30V120H28ZM72 120L71 122H67V120ZM77 119V120H76ZM107 119V118H106ZM112 119V120H111ZM120 119V120H119ZM122 119H125V117H123ZM137 119V120H138ZM175 119H176V121H175ZM185 119V120H184ZM205 119H207V121L205 120ZM237 119V118H236ZM23 120V119H22ZM68 120V121H69ZM80 120H81V122H80ZM118 120V121H117ZM14 121V122H13ZM20 123H19V122ZM24 121V120H23ZM30 121V122H29ZM76 121V122H75ZM101 120L99 119L98 120V122L96 121V123H102V122H100ZM120 121V122H119ZM155 121V120H154ZM153 121V122H154ZM173 121H175L174 122V124H173ZM202 121H203V123H202ZM206 121V122H205ZM36 122L38 123L37 124V126H35L36 125ZM50 122V123H49ZM70 124L71 123V125H70V127H72V129L71 130H73L74 129V126H76V125H83L82 127L80 126V128H82V130L80 129V130H77L75 133L77 134H75V133H73V131H70V128H69V126L68 125H66L67 126V128L66 127H64V124ZM78 122V123H77ZM92 122H94V123H92ZM115 122H117V124L118 123H120L121 125H122V127L119 125H117V128L115 129V127H116V123ZM192 122V125H190V123ZM6 123V124H5ZM8 123H9V126H8ZM13 123H14V125H13ZM28 123V124H27ZM31 123V124H30ZM32 123H33V127H35V128H33L31 125H32ZM42 123H44V127L45 128H43L42 127ZM73 123H75V124H73ZM77 123V124H76ZM90 123H92L91 124V126H90ZM115 124V127L113 126V125H110L112 128H110V126H109V124ZM170 123V124H169ZM193 123H194V125H193ZM20 124H22V128L20 127ZM47 124V125H46ZM49 124V125H48ZM88 124V125H87ZM176 124V125H175ZM7 125V126H6ZM38 125H40V127H42V128H40V127H38ZM61 125H63V126H61ZM78 125V126H79ZM207 124H204L203 126L205 127ZM6 126V127H5ZM32 128H31V127ZM49 126V127H48ZM78 126H76L75 128L77 129L78 128ZM85 126V127H84ZM172 128H171V127ZM173 126H176L178 129H176V127H173ZM14 127V128H13ZM21 129H20V128ZM27 127V128H28ZM46 127H48V128H46ZM62 127H63V130L61 131V129H62ZM106 127V128H105ZM108 127H109V129H108ZM165 127V126H164ZM196 126H194V128H195ZM203 127V128H204ZM208 127V126H207ZM205 127L206 128V130H208V128L210 129L211 127ZM214 127V126H213ZM211 128V129H213V131L212 132H215V130H216V136H217V138H219V136L220 135H224L225 133H224V128L222 127V126H218V127H222L223 128V131L220 133L219 131L220 130H217L218 129V127L214 130V128ZM26 129L28 132H25L23 129ZM53 128H55V129H53ZM93 128V127H92ZM115 129V133L111 130V129ZM118 128L120 129V128H122V129H124L125 130V128H126V130H128L127 132H129L130 131V133H132V136H131V134L129 133H127V132H125V131H123L122 132V129H120L121 130V132L118 130ZM182 128H185V126L183 127V125H182ZM196 128H198V127H196ZM39 129V130H38ZM42 129V130H41ZM68 129H69V131L71 132V133H68ZM164 129V128H163ZM21 130H23L24 132H25V136L27 135L26 133H28V135L26 136V137H23V132H21ZM38 130V131H37ZM86 130V131H85ZM195 130V129H194ZM31 131V132H30ZM42 131V132H41ZM55 131H56V136L54 135V133H55ZM75 131V130H74ZM82 132V133H79V132ZM83 131H85V133L83 132ZM90 131V133H88V132ZM119 131V132H118ZM209 132H211L210 130H208ZM32 134V132H33V134L32 135H34L33 136V138H32V140L33 139H35L36 141H38V142H35V141H31V143H29V146L27 147L26 145H28V144H26L27 142H28V140H30L31 138H29L28 136H30L29 134L30 133ZM47 132V133H46ZM78 132V133H77ZM117 132V133H116ZM125 132V133H124ZM22 135V136H20V134ZM39 133V134H38ZM44 133V134H43ZM57 133H59V134H62V135H58ZM95 133H99L98 135L97 134H95ZM223 133V134H222ZM13 136H12V135ZM46 134V135H45ZM91 134V135H90ZM92 134H94V135H96V136H94V135H92ZM121 134H123L122 136H121ZM127 134V135H126ZM172 134H173V132H172ZM199 134V133H198ZM11 136V138L13 137V138H15V135H16V139H18V138H21V137H23L21 140H20V142H22V144H20L19 146H17V148L16 149H18V151H19V153L23 150L24 151V153L22 154V153H20V154H18V152L17 153H14L15 151H13L14 149H12V150H10V147H11V145H12V143H11V141H8V139L10 138V136ZM32 135L30 136V137H32ZM35 135H37V136H35ZM65 135V136H64ZM68 137H71V138H66L67 136ZM103 135V136H102ZM134 135V136H133ZM138 135H139V137H138ZM200 135V134H199ZM219 135V136H218ZM19 136V137H18ZM44 136V137H43ZM73 136L74 137H76V138H73ZM100 136H102V137H100ZM116 136H117V138H116ZM180 138L178 141H179V143L177 144V143H175V138L177 139L178 137ZM7 137H9L8 139H7ZM36 137H37V139H36ZM41 137H43L42 139H41ZM52 137H55V138H53V139H51ZM79 137V138H78ZM90 137V138H89ZM102 138V139H100V138ZM105 137V138H104ZM109 137L111 138V137H114L113 139V141H112V139L111 140H108L109 139ZM119 137V138H118ZM131 138V137H134V138H131V139H133V143H131V142H129L128 141V139H121L120 140V138ZM138 137V138H137ZM184 137V138H183ZM221 137V136H220ZM10 138V139H11ZM25 138H29V139H25ZM50 138V139H49ZM56 138H58L57 140L58 141H56ZM61 138V139H60ZM82 138V139H81ZM88 138V139H87ZM104 138V139H103ZM139 139V138H141V139H139V140H137V139ZM146 138H148V140H150L151 142L149 143V141L148 142H145L147 139ZM39 139V140H38ZM48 139V140H47ZM60 139V140H59ZM65 139V142L64 141H62V140H64ZM84 139H87V140H85V142H87V144H85V142H83L84 141ZM117 139H119V140H117ZM173 139V140H172ZM181 139H182V141H181ZM206 139H209L208 141H209V143H207L208 141L206 140ZM19 140V139H18ZM23 140V141H22ZM43 140V141H42ZM115 140L117 141V144H115L116 142H115ZM134 140L137 142L138 141V143H134ZM144 140V141H143ZM188 141V142H184V141ZM6 141H8L7 143H6ZM26 141V142H25ZM62 141V142H61ZM69 141V142H68ZM70 141H72V142H74L73 144H75V145H72V147H71V144H72V142H71V144H69L70 143ZM106 141H108V142H106ZM126 141H128V142H126ZM131 141V140H130ZM153 141V142H152ZM178 141H176V142H178ZM200 141V142H199ZM201 141H203V142H201ZM205 141H207L206 143H205ZM216 142V143H214V142ZM30 142V141H29ZM33 142V143H32ZM59 142V143H58ZM63 142H64V144H63ZM93 142H94V144H93ZM104 143V145L103 144H101V143ZM112 142V143H111ZM123 142H125V143H123ZM190 142V143H189ZM192 142H193V144H197L198 145V143L197 142H199V145L197 146L196 144H195V146H193V145H191L192 144ZM6 143V145H7V147H6V145H4ZM26 145H25V144ZM40 143H43V144H40ZM65 143H68L69 145L68 146H65V145H67V144H65ZM121 143V144H120ZM131 143V144H130ZM140 143V145L138 146L137 144H139ZM143 143H145V144H143ZM146 143H148L147 145H146ZM152 143H153V145H152ZM201 143H203V144H206V146L205 145H203V144H201ZM213 143H214V145H213ZM10 144V145H9ZM31 144V145H30ZM34 144V145H33ZM41 146H40V145ZM54 144V145H53ZM86 146H85V145ZM91 144V145H90ZM96 144V145H95ZM115 144V145H114ZM142 144V145H141ZM177 144V145H176ZM179 144H181V145H179ZM188 144H190V145H188ZM207 144H209V145H207ZM216 144V145H215ZM35 145H39L38 147H36ZM47 145V146H46ZM53 145V146H52ZM56 145V146H55ZM128 145V146H127ZM133 145V146H132ZM136 145V146H135ZM155 145V146H154ZM174 145V146H173ZM179 145V146H178ZM203 145V146H202ZM212 145V146H211ZM25 147L24 149H23V147ZM49 146V147H48ZM82 148H80V147ZM83 146H84V150H83ZM109 146V147H108ZM116 146V147H115ZM126 146V147H125ZM132 146V147H131ZM176 146V147H175ZM181 146H182V150H181ZM184 146V147H183ZM198 147L199 149L197 150L195 147ZM33 147V148H32ZM39 147H42L41 149L39 148ZM76 147V149L74 150V148ZM78 147L82 150V151H86L85 153L84 152H80V150L78 149ZM104 147H106V149L104 148ZM130 147V148H129ZM176 148V150L174 149V148ZM201 147H202V149H201ZM212 149H211V148ZM6 148V149H5ZM9 148V149H8ZM32 148V149H31ZM38 148V149H37ZM48 148H49V150H51V151H49L48 150ZM51 148V149H50ZM71 148V149H70ZM85 148H86V150H85ZM98 150H97V149ZM133 148V149H132ZM173 148V149H172ZM186 148V149H185ZM192 148H194V150L192 149ZM206 148H207V150H206ZM210 148V150H211V152L210 153H207L206 151H209L208 149ZM4 149V150H3ZM22 149V150H21ZM28 149H30V150H28ZM34 149V150H33ZM36 149H37V151H36ZM40 149V150H39ZM87 149H89V150H87ZM90 149H91V151H90ZM102 149H105V150H102ZM125 149H127V150H125ZM142 149V150H141ZM180 149V150H179ZM187 149H188V151H187ZM191 149V150H190ZM202 150V151H199V150ZM21 150V151H20ZM31 150H33V151H31ZM79 150V151H78ZM97 150V151H96ZM114 150V151H113ZM131 150V151H130ZM146 150H148V152L146 151ZM155 151L154 153L152 152V151ZM165 150V151H164ZM183 150H186V151H183ZM206 150V151H205ZM260 150H262V148L260 149ZM28 151V152H27ZM40 151V152H39ZM53 151V152H52ZM56 151V153L58 154L59 153V157L57 156V157H55L57 154L56 153H54ZM58 151V152H57ZM60 151H63L62 153L60 152ZM76 151V152H75ZM96 151V152H95ZM115 151H117L116 153H114ZM158 151V153H157V156H156V152ZM173 151V152H172ZM192 151H195V153L196 152H200V154H195V153H191ZM254 151V152H253ZM257 151H259L258 153L260 154L259 156H257L256 154H258L257 153ZM6 152H9L10 153V155L9 154H6ZM42 152V153H41ZM51 152V153H50ZM91 152V153H90ZM93 152L95 153V154H98V153H100V155L98 154V155H92L93 154ZM151 153V155H150V153ZM168 153L167 155H165L166 153ZM25 153H29V154H27L26 156H24L25 155ZM35 153V154H34ZM61 153V154H60ZM71 153V154H70ZM118 153V154H117ZM121 153V154H120ZM137 153H139L140 155H138ZM142 153V154H141ZM144 153V154H143ZM165 153V154H164ZM184 153V154H183ZM189 153H191V155L189 154ZM262 153V152H261ZM264 153V152H263ZM19 155L18 157H20L21 155H22V157H20V158H22V161H21V159L19 158V160H18V157L16 158V157H14L15 155ZM34 154V155H33ZM41 154V155H40ZM51 154V155H50ZM56 154V155H55ZM63 154V155H62ZM87 154V155H86ZM101 154H103V155H101ZM115 154V155H114ZM128 154H132V157H130ZM133 154H135V155H133ZM146 154H147V156L148 157H146ZM159 154L161 155V154H164L163 156L161 155V156H159ZM181 154H183V156L181 155ZM188 154L190 155V157L188 156ZM205 154V155H204ZM209 154H210V157H209ZM211 154H212V156H211ZM53 155H55V156H53ZM69 155H71V156H69ZM81 155V156H80ZM152 155L153 156H155L154 158H156V162L154 161L155 159L152 157ZM169 155V156H168ZM202 155H204V157L202 156ZM207 155V156H206ZM239 155H241V154H239ZM251 155H255V156H257V157H261V158H263L261 161V163L259 162L260 160H258V158L257 159H255V161H254V158H255V156H252V158L251 157H248V156H251ZM263 157H262V156ZM23 156L24 157H26L25 159H23ZM34 156H37V157H34V159H32ZM41 156H43V158H41ZM61 156V157H60ZM62 156L64 157V158H62ZM112 156V157H111ZM121 156V157H120ZM125 156V157H124ZM138 156L139 158H136V157ZM140 156H145L146 157V160H145V157L142 159V157H140ZM151 156V157H150ZM192 156V157H191ZM199 156H202V158H200ZM8 157V158H7ZM10 157V158H9ZM14 157V158H13ZM32 157V158H31ZM107 157V158H106ZM134 157V158H133ZM158 157V158H157ZM160 157V158H159ZM165 157V158H164ZM167 157V158H166ZM168 157H170V158H168ZM179 157V159H177ZM181 157V158H180ZM184 157H185V159L187 158V159H189V160H184ZM189 157V158H188ZM195 157V158H194ZM200 159H198V158ZM223 157V158H222ZM88 158V159H87ZM91 158H94V159H91ZM177 159V161H176V159ZM204 158V160H205V158H206V160H205V163L206 164H204V163H202L203 162V159ZM11 161V162H14L13 160H15V163H10V162H8L9 160ZM28 159V160H27ZM31 159V160H30ZM35 159H36V161H35ZM45 159V160H44ZM81 159V160H80ZM134 159V160H133ZM141 159V160H140ZM159 159V160H158ZM163 159V160H162ZM172 159H175V162H174V160H172ZM192 159V160H191ZM196 159V160H195ZM212 159H213V161H212ZM226 159H228V160H230V161H228V162H230L229 164H227L228 162H227V160ZM245 159V160H244ZM5 160H8L7 162L5 161ZM18 160V161H17ZM42 162H41V161ZM69 160H76V161H72V162H70L69 163ZM82 160H86L85 162H83ZM96 160V161H95ZM118 160H119V162H118ZM144 160V161H143ZM158 160V161H157ZM168 160V161H167ZM170 160V161H169ZM179 160H182L181 161V163L179 162ZM218 160H223L222 161V163H221V165H223V166H221V165H219L220 164V161H218ZM243 160L245 161V162H251V164H253L254 162V164L252 165V166H254L255 164L257 165L258 164V167L256 168V165H255V167L254 168H256V170L251 166V164H250V166L255 170V174H254V172L252 171L253 169L251 168V167H249L250 169H251V171H250V173H249V169L247 170V166H249V164H247V163H244L246 166H244L243 167V165H241L240 166V164L242 163L243 164ZM26 161V162H25ZM27 161H30V163L29 162H27ZM43 161H45V162H43ZM114 161V162H113ZM146 161V162H145ZM159 161H163L162 163L163 164H159ZM165 161V162H164ZM194 161V163H192ZM200 161H202V162H200ZM209 161V165H207V162ZM211 161V162H210ZM216 161V162H215ZM231 161H234V163H236V167H237V169H238V173H236V171H237V169H236V167L235 166H232L231 164H233V163H231ZM237 161H240V162H237ZM254 161V162H253ZM257 161V162H256ZM3 164H2V163ZM6 162V163H5ZM17 162V163H16ZM19 162H20V165H19ZM22 162V163H21ZM33 162H34V164H33ZM40 162V163H39ZM47 162V163H46ZM51 162H52V164H51ZM90 162V163H89ZM111 162V163H110ZM116 162V163H115ZM142 164H144V162L147 164V166H148V169H147V166L145 167V166H143V165H141V163ZM148 162V163H147ZM179 162V164L181 165L183 162V165L182 166H180V165H178L177 163ZM189 162V163H188ZM191 162V163H190ZM212 162L213 163H215L214 165H216V163H217V165H216V167L220 170H218L217 171V169H216V167L213 169L212 168ZM224 162V163H223ZM259 162V163H258ZM5 163V164H4ZM9 163V164H8ZM23 163H26V166H23L22 164ZM37 163H39L38 165H37ZM46 163V164H45ZM49 163V164H48ZM60 163H62L61 165H63L62 167V169L60 168V165L58 166V164H60ZM82 163V164H81ZM87 164V165H85V164ZM106 163H107V165H106ZM156 163H157V165H156ZM161 163V162H160ZM164 163L165 164H167L166 166L167 167H165V165H164ZM226 163V164H225ZM238 163V164H237ZM263 163V164H262ZM7 164V165H6ZM13 165L14 167H11V165ZM36 165V166H33V165ZM53 164L55 165V166H58V169L55 167V166H53ZM57 164V165H56ZM76 164V165H75ZM95 165V168L96 169H98L97 171H96V169H95V171H93V169H94V165ZM139 164V165H138ZM146 164H144V165H146ZM4 165H6V166H4ZM17 165H19L20 167H18ZM25 165V164H24ZM31 165V168L29 167ZM49 165H51V166H49ZM66 165V166H65ZM85 165V166H84ZM109 165V166H108ZM119 165L121 166V168L119 167ZM132 165H134V168H133V166ZM135 165H136V167H140V165L142 166V168L140 167V169L138 168H136L137 170L136 171H138V170H140L139 172H141V170H142V172H141V178H140V180H139V184H137L138 186L136 187V185H135V187L134 188H141L142 186L143 187H145L146 185L144 184L143 185V182L145 181L146 182V180H145V178L146 177H148L149 179H148V182H146V183H156V185L155 186H153V184L151 183V185H150V187H152V189L153 188H155L154 190H152L150 187H149V185H147V187L144 189L143 187L140 189H135L134 190V188L132 189V191H131V195H130V193H129V197H130V199H131V201H129L128 203H130V204H128L127 202H125V204H127V205H129V207H128V209H129V211L131 212H128L127 213V211H128V209H127V211H125L124 210V213L122 212L121 214L119 213V218H117V217H112V214H113V212L112 211H114V210H110V212H108V213H110V215H111V217L109 216V214H105V215H103V213H106L107 212V209H105V206H107L108 204H110V206L108 205V208L110 209V208H112V206L114 205V204H117L118 203V201L120 202L121 200H118L117 202L116 201H113L112 203H104V205L105 206H103V208L102 209H104L103 211L104 212H102V210L101 211H99V210H95L94 209V207L93 208H91L92 207V204L93 203H90L88 200L89 199H86L87 197H89V196H94V195H97L98 197L97 198H99V200H102V201H110V200H104V199H106L105 198V195L106 194H108V193H106L105 195H104V197H103V195H102V193L103 192H101V191H106V188L107 187H110V186H106V188L103 186V187H100V183L97 185V179L98 178H100L99 177V172L103 169V171H101L100 172V175H102V173H103V176L105 177V178H107L108 179V177L107 176H113L114 177V175L113 174H116V172H117V170L119 171V172H121V171H125V170H127V168L129 169V170H131L132 168L135 170ZM138 165V166H137ZM156 165V166H155ZM158 165H160V167L158 166ZM186 165V166H185ZM197 167L198 166V168H196L195 166ZM200 165V166H199ZM202 165V166H201ZM205 165H207L206 167H205ZM218 165H219V167H218ZM225 165V166H224ZM229 165V166H228ZM261 165V166H260ZM37 167V171L36 172H38V173H36L35 171L33 172L32 170H34L33 169V167ZM49 166V167H48ZM73 166V168H71V167ZM98 166H100V168H98ZM114 166V168L115 169H112V167ZM117 166V167H116ZM124 166H127L126 168L124 167ZM131 166V167H130ZM149 166H150V168L151 169H149ZM157 166H158V168H157ZM165 167V168H161V167ZM169 166V167H168ZM211 166V167H210ZM228 167V169H227V167ZM230 166H232V168L230 167ZM242 167V169H240L239 170V168L238 167ZM68 167V169H66ZM77 167H79V169H77ZM103 167V168H102ZM106 167H110L111 169H112V171L110 170V168H106ZM122 167H124V170H122ZM143 167H145L146 168V170H145V168H143ZM177 167V168H176ZM203 167H205V168H203ZM209 167V168H208ZM220 167H222V168H220ZM226 167V168H225ZM229 167H230V169L231 170H233V168L235 167V170L232 172V175H234L235 173L237 174V178L235 177V175H234V177H232V178H234V179H232V178H229V176L227 177V175H229L228 173H231L230 171H228L227 172V170H230L229 169ZM246 167V168H245ZM14 168V170H15V172H17V170H19V169H21V170H19L20 171V173L22 174H20L19 172L17 173V174H19L20 176H22V177H20L19 175H16L15 174V172L13 171L12 173L13 174H15V175H13L12 173H10L11 171H12V169ZM16 168H17V170H16ZM19 168V169H18ZM24 168H26L29 172V174L30 173H32V175L30 174H28L30 177V179L28 178V177H26L25 178V176L27 175L26 174V172H25V170H24ZM56 170H55V169ZM60 168V169H59ZM83 168H89L90 170H91V168H92V170H91V172L92 173H90V170L89 169H86V170H83V171H85L86 173H84L81 169ZM104 168H106V171H107V173H105V169ZM206 168H208V169H206ZM225 168V170H226V172H223L222 170ZM258 168H259V170H258ZM262 168V169H261ZM10 169H11V171H10ZM49 169H51L52 171H51V174L53 173L54 175H52L51 177H50V180L48 179V176H49V173L48 172H46V177L44 176L45 175V173H44V175H43V177H41L42 176V174H43V172H45V171H48ZM99 169H101V170H99ZM155 169H158V170H156L155 171ZM164 169V170H163ZM167 169V170H166ZM198 171H197V170ZM202 169V170H201ZM204 169V170H203ZM3 170H4V172H3ZM6 170V171H5ZM36 170V169H35ZM115 170V171H114ZM133 170V171H134ZM147 171V172H145V171ZM152 170H154V172L152 171ZM166 170V171H165ZM173 170H175L174 172H173ZM180 170H184L183 172H181ZM207 170V171H206ZM243 170V172H240V171H242ZM246 170H247V172H246ZM10 171V172H9ZM22 171V172H21ZM23 171H24V173H23ZM40 171V172H39ZM42 171V172H41ZM56 172L57 174L58 173H61L60 174V176L58 175V176H56L57 174L56 173H54V172ZM58 171V172H57ZM60 171V172H59ZM76 171H78V172H80V174H79V177H83L84 176V174H85V176L83 177V180H84V178L86 177V175L88 174H94L95 173V175H89V176H93V177H86L85 178V180H88V182H90V181H92L91 179H95L94 181L95 182H97L96 183V185H93V184H95V182L93 183V182H90V183H88L87 181V183H83V181L81 180L82 178H80V180L78 179L79 177H77V174L78 173H72V172H76ZM99 171V172H98ZM109 171H111V174H109L108 175V172ZM160 171V172H159ZM162 171V172H161ZM165 171V172H164ZM169 171H171V172H169ZM178 171H180V172H178ZM187 171V172H186ZM194 171V172H193ZM212 172L213 174H217V176L218 175H220V174H224L222 177H217L216 175L215 176H212L211 175V177H209L208 175L209 174H212V173H210V172ZM218 173H217V172ZM3 172V173H2ZM63 172H65L64 174H63ZM70 172V173H69ZM84 174H83V173ZM88 172V173H87ZM115 172V173H114ZM139 172H137L138 174H140ZM157 172V173H156ZM202 172H204V173H202ZM208 174H207V173ZM222 172V173H221ZM251 172H253V174L251 173ZM259 172H261V173H259ZM5 173V174H4ZM9 173V174H8ZM40 173V175L38 176V174ZM42 173V174H41ZM48 173V174H47ZM68 173V174H67ZM98 173V174H97ZM118 173V172H117ZM146 173V174H145ZM151 173V174H150ZM159 173V174H158ZM175 173V174H174ZM179 173V174H178ZM182 173V174H181ZM192 173V174H191ZM195 173H197V174H195ZM243 173H245V174H243ZM249 173V174H248ZM263 174L262 176H259V174ZM7 174V175H6ZM26 174V175H25ZM36 174H37V176H36ZM65 174H67L69 177H71V175L70 174H73V175H76V176H74V177H71V178H73V180L70 182V183H75V180L77 181V183L75 184V185H71L70 183H68L69 185H67V183L65 184V183H62V182H59V181H61V179L63 178V176L62 175H64V177H68V176H65ZM162 174H164V175H162ZM169 174V175H168ZM178 174V175H177ZM184 174V175H183ZM203 174V175H202ZM250 175L251 176V174H252V177H253V175L255 176H257V177H254V181H256L257 182V180L259 181V182H257L258 184L260 183V184H262L261 186H260V184H259V186H258V188H256L257 186H256V184H255V182L250 178V176H248V175ZM4 175V176H3ZM12 175V176H11ZM23 175H25V176H23ZM72 175V176H73ZM81 175H83V176H81ZM87 175V176H88ZM96 175H98V176H96ZM148 175V176H147ZM152 177H151V176ZM166 175H168L167 177H166ZM231 175V176H232ZM238 175H239V178H238ZM241 175H247V178L249 177V179H251L253 182L251 183V180H248V182L246 183L245 182V180H247L246 179V177H242ZM7 176H9V177H7ZM17 178H16V177ZM36 176V177H35ZM102 176V177H103ZM109 176V178H111ZM170 176V177H169ZM187 176V177H186ZM197 176H200V177H197ZM205 178H204V177ZM207 176V177H206ZM226 176V177H225ZM230 176V177H231ZM20 177V178H19ZM34 177V178H33ZM58 177V178H57ZM155 177L157 178L156 180H155ZM158 177H161L162 179L160 180V178H158ZM169 177V178H168ZM172 177H174L173 179H172ZM176 177V178H175ZM181 177H183V178H181ZM195 177V178H194ZM217 177V179L216 180H213V178H216ZM225 177V178H224ZM261 177V178H260ZM7 178V179H6ZM11 178H16L17 180H18V178H19V180H18V183H16V179H14V180H16L15 181V183L12 181V179ZM37 178V179H36ZM39 178H41V179H39ZM46 178H47V180H46ZM57 178V179H56ZM164 178V179H163ZM167 178V179H166ZM171 178V179H170ZM178 178V179H177ZM185 178V179H184ZM188 178V179H187ZM200 178H201V180H200ZM208 178V179H207ZM227 178V179H226ZM231 179V180H233V181H229V179ZM242 178H244L243 180H242ZM257 178V179H256ZM259 178L262 180V181H260L259 180ZM10 179V180H9ZM21 179V180H20ZM23 179V180H22ZM33 179H36V180H38L39 182L40 181H42V182H40V183H38V182H35V181H33ZM54 181V184L53 183H50V184H53L54 185V187H53V185H51L52 187H53V192H55V194H57V195H61V196H57V195H53L54 193L53 192H50L52 189H51V186H50V184L48 185V184H46V186H45V184H44V181L43 180H45L46 182L45 183H47V182H49V181H51L52 182V180ZM90 179V180H89ZM102 179V178H101ZM101 179H98L99 180V182H101L100 180ZM147 179V178H146ZM153 179H154V181H153ZM176 179V180H175ZM185 181H184V180ZM206 179V180H205ZM218 179H219V181H218ZM223 179V180H222ZM237 179H241L240 181L238 180L237 181ZM25 180H27V182L25 181ZM33 181L32 182V184L34 183L35 185H36V187H35V185H33L32 186V184H28V181ZM49 180V181H48ZM58 180V182L60 183V185L58 184V182H56ZM78 180H79V183H81L82 182V185L81 184H79L78 183ZM159 180V181H158ZM226 180H228V181H226ZM10 181V182H9ZM19 181H22L21 183H19ZM171 181H174V182H176V183H174V182H171ZM189 182V184H188V182ZM208 181V182H207ZM212 181H213V183H212ZM216 181H217V183H216ZM220 181H224V182H222V183H224V184H221V182ZM235 181V182H234ZM249 181H250V183L252 184V186H254L253 184H255V186L256 187H253V188H255L256 190H258L260 187L262 188L263 187V189H259V191H260V193H259V191H257V192H255V189L252 191V190H249V188H251V189H253L252 188V186L250 187V186H248L250 183H249ZM23 182H25V183H23ZM55 182L57 183V185L55 184ZM144 182V183H145ZM166 182V183H165ZM167 182H169V184L167 185ZM200 183V184H202V185H204V186H202V185H200L199 186V184L198 183ZM226 182L228 183V184H226ZM238 182V183H237ZM242 182H245L246 183V188L248 189V192L250 193V194H252L251 196H249L250 194L247 192V193H245L246 192V190H244L245 188V184L242 186L241 184H243ZM10 183V185H8ZM23 183V184H22ZM26 183L28 184L27 186L28 187H31V188H33L34 189V192H33V189L31 190V188H26ZM61 183H62V185L63 184H65L64 186H62L61 188H62V190H60L59 191V189H61V188H57V187H60L61 186ZM93 183V184H92ZM102 183V182H101ZM110 183V182H109ZM165 183V184H164ZM171 183V184H170ZM180 183V184H179ZM183 183H185V184H183ZM213 185H212V184ZM15 187L16 185H17V187H15L14 189H15V191H14V189H13V186ZM22 184V185H21ZM37 184H39L38 186H37ZM40 184H42V185H40ZM90 184V185H89ZM163 185V186H161V185ZM197 184V185H196ZM217 185V187H216V185ZM223 185V186H221L222 187V189H223V187H224V191L221 189V187L220 186H218V185ZM236 184V185H235ZM238 184L240 185V186H238ZM18 185H19V187L20 188H22L21 190H24V188H25V190L27 191V189H29L30 191H27V192H25V193H23V191L22 192H20V194H19V192L17 191V190H19L20 188H18ZM21 185V186H20ZM47 185H48V187L50 186V188L48 189V187H47ZM59 185V186H58ZM67 185V186H66ZM83 185H85V186H87L88 185V187H85L84 188V186ZM93 185V186H92ZM211 185V186H210ZM229 185L231 186V187H229ZM236 186L235 187V189L232 187V186ZM12 186V187H11ZM25 186V187H24ZM92 186V187H91ZM96 187V189H95V187ZM158 186H161V187H158ZM177 186V187H176ZM183 186V187H182ZM185 186V187H184ZM207 186L209 187V189L211 190V194L209 193V190L207 189ZM215 188H214V187ZM238 186V187H237ZM243 187V188H239V187ZM248 186V187H247ZM44 188V190L45 189H48V193H46L47 191H44V190H42L43 188ZM71 187V188H70ZM90 187L91 188H93V189H91L92 190V192H91V194H89L88 195V191H91L90 190ZM99 187V188H98ZM170 187H174V188H176V189H174V188H170ZM180 187H182L181 189H180ZM192 187V188H191ZM197 187V189H199V191H197V189H195ZM204 187V188H203ZM206 187V188H205ZM219 187V188H218ZM229 187V189L232 191V189H233V192H232V194L230 193L231 191H228L229 189H227ZM11 188V189H10ZM16 188H18L17 190H16ZM39 189V191H44V193L45 194H47L46 196H42L44 193H42V191H41V194L42 195H40V194H37L38 192L37 191H35V189ZM65 188V189H64ZM74 188H76V189H74ZM82 190H81V189ZM102 188V189H101ZM104 188V189H103ZM168 188V189H167ZM189 190H188V189ZM194 188V189H193ZM232 188V189H231ZM36 189V190H37ZM56 189H58V191L61 193H59ZM97 189H99V190H97ZM111 189V190H110ZM109 190L110 191H108V188H107V191L108 192H110V193H115L117 190H115V189H113L112 187L110 188ZM142 189H144V190H142ZM147 189V190H146ZM160 190V192H159V194L157 193L159 190ZM174 189V190H173ZM201 189V190H200ZM205 189H207V191L205 190ZM214 189H217L216 191L214 190ZM225 189H227L226 191H225ZM243 189V190H242ZM3 190V191H2ZM11 190H13V191H11ZM50 190V191H49ZM56 190V191H55ZM75 190V192H78V193H80V195H84L85 196V198L83 197V199L84 200H86L85 202L83 201V199H82V197L80 196V195H78L77 193H71L70 194V197H69V193L67 194V195H63V193H65L66 191L67 192H73ZM151 190V191H150ZM158 190V191H157ZM162 190V191H161ZM165 190V191H164ZM177 190V191H176ZM203 190V191H202ZM219 190V192H217ZM236 190V191H235ZM240 190H241V192L243 193H241L240 192ZM65 191V192H64ZM81 191V192H80ZM94 191V192H93ZM96 191V192H95ZM134 191L135 192H137V193H134ZM153 191H156V193L158 194H155ZM169 191V192H168ZM172 191V192H171ZM196 191L197 192H204V194L205 193H207V194H205V195H203L202 197H201V199H200V202H201V200H202V204L199 202V200L198 201H194V200H191L192 198L194 199L195 197V194H196ZM214 191L215 192H217V196L219 195L218 193H220L221 195H219L220 197H218V198H215L216 197V195H214L215 193H214ZM8 192V193H7ZM11 192H13V193H17V194H15V195H18V199H16L17 197L15 196V195H12L13 197H11L10 196V193ZM49 192H50V195L51 196H49L48 194H49ZM59 194H58V193ZM63 192V193H62ZM83 192V194H81ZM84 192H87V196L84 194ZM101 192V193H100ZM138 192H140V193H138ZM144 192H146V193H144ZM147 192H148V194H147ZM149 192H151L154 196H152V194H150L153 198H165V199H167L168 201H170V202H174L175 201V203H177V205L175 206L174 204L175 203H173V205L175 206V207H178V208H180V210L177 208V210L179 211H176V213L175 212H171L170 213V215L172 216H170L171 218H173V220L175 219V221L176 220H178V224L175 222V221H172V222H170V225H169V221L171 220V218H169V217H167V219H166V222L167 223H164L165 222V218H163V220H161V216L160 217H158V215H156L155 213H154V215H156V216H154V218H153V220H155V222L156 223H151V224H147V221L149 220V218L147 219L146 217H145V219H147L146 221L144 220V222H143V220H142V217L140 218H131V217H138L140 214H141V207L140 206H138L139 204H140V199L141 198H139L140 196L141 197H144L143 195H142V193L143 194H147V195H149ZM214 194H213V193ZM223 192H226V193H230L229 195L228 194H223L224 196H226V197H221L222 196V193ZM239 192V193H238ZM262 192H263V194H262ZM51 193H53V194H51ZM94 195H93V194ZM100 193V194H99ZM167 193V194H166ZM168 193H169V195H168ZM172 193V194H171ZM186 193V194H185ZM190 193V194H189ZM192 193V194H191ZM237 193H238V195H237ZM253 193H255V194H260V197H263L262 199H263V201H259V200H262L261 198H257V196H255ZM21 194H23V195H21ZM33 195V196H37V197H33L32 195V197L33 198H35V200L34 199H32V197L30 196L29 197V195ZM74 194H76L77 195V197H76V195H74ZM101 196L102 195V197L104 198H102V197H99V195ZM133 194H136V196L135 195H133ZM164 194H166V195H164ZM240 194V195H239ZM246 194V195H245ZM248 194V195H247ZM21 195V198H19V196ZM24 195H25V198H24ZM26 195H27V197H26ZM53 195V196H52ZM72 195L76 198V199H74V197H73V201H71L72 200ZM137 195H138V200H137ZM173 195H175V196H173ZM190 195V196H189ZM211 195V196H210ZM212 195H214V196H212ZM232 195V196H231ZM243 195H245V196H248V197H244ZM262 195V196H261ZM14 196H15V198H14ZM48 196V197H47ZM55 196V197H54ZM65 196H68L67 198H65ZM127 196V197H128ZM131 196H134L135 197V199L133 200V198L131 197ZM155 196H157V197H155ZM173 196V197H172ZM186 197V200H185V197ZM188 196V197H187ZM207 196H210V197H208L207 198ZM231 196V200H230V197ZM236 197L235 198V200L237 199V200H239L238 199V197H242V199H243V201H242V199L241 200H239L241 203H239V205H242V202H243V205H242V207L240 208V207H237V205H236V207L238 208V210H239V208L240 209H244L245 207V209H244V211L243 210H239V212H240V216H238L239 217V219H240V221H238L239 219L237 218V217H235V218H237L235 221L237 222H235L237 225H235L236 227L238 226L239 227V225H240V227H241V229H243V230H241V233H239V236H242V237H239L238 236V234L237 235H235V234H233V228H234V226H233V228H232V230H231V226L232 225H234L235 223H234V218H231V219H233V221H231V220H229L230 219V217H232L231 216V214L234 212V211H232V209L234 208V199H232V197ZM38 197H41V198H44V200H43V202H41L43 205H42V210H44V212L46 213V215H48V217L47 216H45L46 218V221L48 222V224H49V221H54V219L56 220V221H54V223H52V224H49L50 225V229L49 230H47V231H50V233H47L46 234V238L44 239L45 241L47 240V241H49V240H51V242L50 243H52V244H50L49 242V245H47V246H45V244H39L40 242V239H42L43 240V237H45V236H43V235H41V234H38V230H36V231H38V232H35V230H34V234H32L33 233V230H31V232H30V230H22V229H24V228H22L21 226L22 225H24V224H22V225H19L20 223H22L23 222V219H26L27 217H30V218H32V219H34L33 221H38V220H35L36 219V217L35 216H37V212L39 211V209L40 208H38V210H37V208H36V206H38V205H40L41 203L40 202H38L39 201V198ZM51 198V200H47V199H45V198H48V199H50ZM61 197L62 198V202L64 201L65 202V205L64 206H62V204H64V203H60L59 201H60V199L59 198ZM79 197H81V198H79ZM256 197V198H255ZM259 197V196H258ZM3 198V199H4ZM78 198V199H77ZM125 198V197H124ZM190 198V199H189ZM206 199V202L203 200V199ZM213 198V199H212ZM222 198V199H221ZM225 198H227L226 200H224ZM229 198V199H228ZM250 200H249V199ZM255 198V199H254ZM26 200V203H24L23 201H25ZM27 199H28V201H27ZM37 199V200H36ZM55 199V200H54ZM67 199H69L68 200V202H69V205H68V203H67ZM71 199V200H70ZM80 199V201H78ZM81 199H82V201L84 202H82L81 203ZM126 199V198H125ZM210 199H211V201H210ZM215 199H217L216 201H217V203L218 204H215L214 205V201L213 200H215ZM246 199H248V201H250V203H251V201H252V205L251 204H247V200ZM257 199H259L258 200V202H257ZM17 200V201H16ZM33 200V201H32ZM53 200V201H52ZM57 200H58V202L60 203V205L62 206V211H66V213L64 212V213H62V214H58L61 210H57V209H61V207H60V205L58 204V202H57ZM99 200H97V202L99 201ZM177 200V201H176ZM221 200V201H220ZM223 200V201H222ZM233 203V205H232V203L230 202V201ZM236 200V201H237ZM254 200H256L255 201V205H254ZM11 202H12V199L10 200ZM20 201H22V203H19ZM46 201H48V202H46ZM55 201H56V203H55ZM71 201V202H70ZM87 201L89 202V206H88V203H87ZM101 201V202H102ZM134 201V202H133ZM137 201H140L139 203L137 202ZM178 201H180V203L182 204H184L185 206H186V208L184 207H182V206H184V205H180L179 203H178ZM183 201H185V202H183ZM187 201V202H186ZM188 201H190V202H193V204L192 203H188ZM215 201V202H216ZM225 201V202H224ZM226 201H228L227 203L229 204H227L226 203ZM235 201V202H236ZM246 201V202H245ZM28 202V203H27ZM34 202H36V203H34ZM53 202L55 203L54 204V206H56V208L57 209H55V208H53L56 212H54V214H51V213H53V212H51V211H53V209H50L51 211H45L48 207H46V205H50L51 207L53 206ZM93 202V201H92ZM111 202V201H110ZM121 202H123L124 203V201L122 200ZM120 202V205L121 204H123V203H121ZM195 202V203H194ZM211 203L212 202V205H209V206H214V207H218V208H220L221 206V208H223V209H225L224 211H227V213L225 212L224 214L226 215H224V214H222L223 213V209L222 210H219V209H217V207H216V209L214 210V211H218L219 210V214H220V212H221V215L223 216H218L217 214H218V212H214V211H210L209 213H208V211H207V209H209V206H208V203ZM257 202V203H256ZM263 202V203H262ZM4 203L5 204H7L6 205V207L8 208H6L5 207V205H4ZM10 203V202H9ZM52 203V204H51ZM66 203H67V206L70 208V209H72L73 210V212H72V214L75 216V215H77L78 217H79V215H78V213L82 216V214H83V216H84V214H85V205H87L88 206V209L90 210L91 209V211H87L86 210V212L88 213V214H85V216L84 217H81L80 219H81V221H80V219H78V217L76 218V217H73V215L70 213L71 211H70V209L69 208H67L66 210H65V206H66ZM73 203H76V204H73ZM80 203H81V205H80ZM86 203V204H85ZM95 203V202H94ZM209 203V204H210ZM231 203V204H230ZM237 203V204H238ZM244 203H246V204H244ZM260 203V204H259ZM19 204V205H18ZM28 204V205H27ZM38 204V205H37ZM90 204H91V206H90ZM134 206H133V205ZM136 204V205H135ZM179 204V205H178ZM207 204V208L205 207V205ZM220 204V205H219ZM259 204V205H258ZM21 205L23 206H30L29 207V211H27L25 208H26V206H25V211L24 210H22V209H20L19 207H21ZM75 205V206H74ZM187 205H189V206H187ZM192 205H195L194 207H196L197 208V206L196 205H198V207L199 208H202V207H204L203 208V212L202 213H204V214H206V216H205V218H207V217H211V216H209V215H212V217L210 218V220H212V221H214L213 219H215V217L217 218V221H219L220 222V226H219V223L216 221V219H215V221L217 222V224L218 225H216V224H210V220L208 219V221H209V224H208V222H207V220L203 217L202 219H205V220H203V221H200L201 219H199V220H195V216L193 217L192 216V218H191V213H190V209L191 208H193V206ZM200 205V206H199ZM238 205V206H239ZM246 205V206H245ZM1 206H3L4 208H6V209H4V208H2ZM12 206H15V208L17 207L19 210H20V212L18 211V210H16V211H14L15 209H14V207H12ZM19 206V207H18ZM23 206V207H24ZM53 206V207H54ZM57 206H59V208L57 207ZM66 206V207H67ZM71 206H74L73 208L71 207ZM228 206V207H227ZM244 206V207H243ZM248 206H251L249 209L247 208ZM255 206V207H254ZM259 206H261V207H259ZM36 208V210L37 211H34V209ZM50 207V208H51ZM76 207V211L74 210V208ZM80 207L83 209V210H81L80 209ZM135 207H136V209L138 208L139 209V211H138V213H139V215H138V213H137V211L135 210ZM140 207V208H139ZM232 207V208H231ZM254 207V208H253ZM258 207V208H257ZM10 208H12V209H14V210H12L11 209V211H10ZM16 208V209H17ZM28 208V207H27ZM31 208H33L32 210H31ZM46 208V209H45ZM79 208V209H78ZM107 208V207H106ZM120 208V207H119ZM185 209L184 211V213H190V215L188 214V215H185L184 213H183V210L182 209ZM187 208H189V210L187 209ZM220 208V209H221ZM229 208V209H228ZM231 208V209H230ZM3 209V210H2ZM77 209H78V211H77ZM87 209V208H86ZM135 211H134V210ZM137 209V210H138ZM186 209H187V211H186ZM227 209V210H226ZM247 209V210H246ZM255 209H261V211L263 212L262 214H263V216L261 217V218H259L258 219V221H256L255 219H257L258 217H257V214L260 212V211H257V210H255ZM49 210V209H48ZM79 210L81 211V212H79ZM204 210H205V212H207V213H205L204 212ZM229 210H231V211H229ZM245 210H246V212L247 211H249V213H248V215L250 216V215H252V214H255L256 213V211H257V213L254 215V217H255V219H254V217L253 216H251L250 218H248V216H247V213L245 212ZM255 210V211H254ZM21 211H23V213H21ZM33 211V212H32ZM61 211V212H62ZM70 211V212H69ZM251 211V212H250ZM254 213H253V212ZM51 212V213H50ZM78 212V213H77ZM98 214L99 213V215L101 214L100 212H102V214L99 216V215H97L96 213ZM180 212H182V214H184V215H181V213ZM228 212H229V215H228ZM56 213H57V215H56ZM67 213H68V216H67ZM93 213H95V214H93ZM137 215H136V214ZM180 213V214H179ZM252 213V214H251ZM21 214V215H20ZM22 214H23V216H22ZM29 215V216H26V215ZM34 214H35V216H34ZM64 214V215H63ZM70 214H71V217H69L70 216ZM178 214V215H177ZM207 214H209L208 216H207ZM243 214H245L246 215V217L248 218V219H250L249 220V222H250V224L249 223H247V227L245 226V223L242 221V219H244L243 218ZM14 215H15V217H14ZM16 215H20L19 217L17 216V218H19L20 220H18L17 218H16ZM53 216L54 217V219L52 220V217H50V216ZM60 215V216H59ZM88 215V216H87ZM92 217H90V216ZM95 215H97V216H99V218L97 217V216H95ZM124 216L125 217V219H124V217L122 218L121 216ZM131 217H130V216ZM133 215V216H132ZM153 215V214H152ZM216 215V216H215ZM13 216V217H12ZM24 216H26V218L24 217ZM63 216H65V218L63 217ZM103 216V217H102ZM106 216V217H105ZM128 216V217H127ZM140 216H142V214L140 215ZM176 216H178L177 218H175ZM181 216H183L182 218H179V217H181ZM188 216V218L189 219H193V220H191V223L194 225V226H192V228L193 227H195L194 228V230L191 228V225L189 226L190 228L189 229H187L188 228V226H186L187 225V223H185L186 222V217ZM225 216V217H224ZM227 216H228V219H227ZM22 217H24V218H22ZM59 217H61L62 218V220H64L65 219V221H63V222H60V221H62L61 219H60V221L58 222L57 220L58 219H56V218H59ZM66 217H67V219H66ZM89 217V218H88ZM101 217H102V219H101ZM107 217H109V218H107ZM153 217V216H152ZM155 217H156V219H157V221H156V219H155ZM185 217V218H184ZM219 217H221V220H220V218ZM240 217H242V219L240 218ZM51 218V219H50ZM71 218H73V219H71ZM74 218H75V221H74ZM83 218V219H82ZM96 218V219H95ZM115 218V219H114ZM159 218H160V220L161 221H163V222H161L160 220H159ZM225 220H224V219ZM247 218H245L246 219V221H248V219ZM15 219H16V221H15ZM29 221H30V219L29 218H27ZM106 219V220H105ZM121 219H122V221L125 223H127V224H125L124 225V223H121L122 221H121ZM126 219H132V220H129V221H127ZM135 221H134V220ZM137 219V220H136ZM198 219V218H197ZM219 219V220H218ZM16 222V223H18V224H16L14 221ZM66 220H69V222H68V224H70V222H71V224L73 225L74 224V222H76V223H79V222H85V223H81L80 225L78 224H74L73 226L75 227V229H77L78 227H80L81 226V228L82 229H80V228H78V230L76 231L75 229V231H74V234L72 235L73 237H72V240H75V243L78 245L79 243H81V244H79V245H81V247L83 246L84 248H81L79 245L77 246L76 244H75V246L74 245H72V244H74V241H71V240H69V241H66V240H63V241H61L60 243L61 244H58L59 243V241H56V239H57V236L58 235H55V236H53L52 234L53 233H55L56 234V226H58V225H56V223L55 222H57V223H59V225L60 224H63L64 222H66ZM89 220V221H88ZM93 220H96V221H93ZM105 220V221H104ZM120 221V222H116L117 224H115V223H113L114 221ZM138 220H141L142 221V223H140L141 221H138ZM188 220V219H187ZM251 220L253 221V222H251ZM255 220V221H254ZM17 221H19V222H17ZM32 221V220H31ZM32 221V222H33ZM98 221V222H97ZM100 221H104V223H102V222H100ZM112 221V222H111ZM138 221V222H137ZM180 221V222H179ZM185 221V222H184ZM212 221H211V223H212ZM12 222V223H11ZM88 222H90L89 224H90V226H92L91 228H89V224H88ZM93 222V223H92ZM132 222V223H131ZM133 222L136 224V222L137 223H140V224H136V225H134L133 224ZM161 222V223H160ZM184 222V223H183ZM201 222V223H200ZM203 222V223H202ZM207 223V224H204V223ZM224 222H226V224H224ZM228 222H232L231 224L230 223H228ZM262 222V221H261ZM100 223H102L103 225H102V228H99V226L101 227V225H100ZM120 223V224H119ZM144 223H145V226H146V224H147V226L145 227V226H143V228L142 229H144V231L140 228V226H142L141 224H143L144 225ZM159 223H160V225H159ZM162 223H164V224H162ZM181 223H183V224H181ZM223 223V224H222ZM255 225H254V224ZM7 226H6V225ZM13 224H16V225H13ZM96 224L98 225L99 224V226H98V228L96 229V230H94V227H97L96 226ZM104 224H105V226H104ZM115 224V225H114ZM134 226V228H133V226ZM158 224V225H157ZM162 224V225H161ZM177 224V225H176ZM202 224V225H201ZM228 224V225H227ZM230 224V225H229ZM239 224V225H238ZM253 224V226H249V225H252ZM257 224V225H258ZM17 225H19V226H17ZM55 225V226H54ZM111 225V226H110ZM117 225V228L119 227L120 228V230H119V228H118V230L115 228V226ZM119 225V226H118ZM121 225H122V228H121ZM128 225H130L129 227H128ZM176 227H175V226ZM180 225V226H179ZM186 226V228L185 227H183V226ZM198 225V226H197ZM208 225V226H207ZM215 225V226H214ZM225 226L226 225V230L224 231V228L222 227V226ZM13 226H14V229H13ZM53 226H54V228H53ZM86 226H88V227H86ZM113 226H114V229L116 230V232L114 231V230H111V228L110 227H112V229H113ZM135 226H136V228H135ZM152 226V227H151ZM154 226V227H153ZM167 226V227H166ZM199 226H201V227H203V228H201L200 229V231H198V229L200 228ZM230 226V227H229ZM18 227H21L20 229H21V231L20 232H16L19 228ZM48 227V226H47ZM86 227V228H85ZM104 227H105V229H104ZM145 227V228H144ZM157 227V228H156ZM171 227H172V229H171ZM177 228V229H175L174 230V228ZM179 227V228H178ZM208 227V228H207ZM212 227V228H211ZM218 227V228H217ZM220 227H222V228H220ZM229 227V228H228ZM246 227V229H244ZM9 228V227H8ZM15 228L17 229V230H15ZM85 228V229H84ZM123 228L125 229V228H127V230L126 231H124L123 230ZM149 228H151L150 230H148ZM152 228H155V229H152ZM248 228H250V229H248ZM252 228V229H251ZM259 228V227H258ZM2 229V230H1ZM19 229V230H20ZM88 229H90V230H88ZM91 229H93V230H91ZM101 229V230H100ZM103 229V230H102ZM131 229V230H130ZM138 229V230H137ZM141 229V230H140ZM147 229V233H146V235H145V230ZM165 229V230H164ZM168 229V230H167ZM184 229H186V231H184ZM203 229V230H202ZM208 229H210L209 231L210 232H212V233H210V232H208ZM216 229H218V230H215ZM219 229H221V230H219ZM228 229V230H227ZM248 229V230H247ZM18 230V231H19ZM81 230H83L82 232H78V231H81ZM87 230V231H86ZM100 230V231H99ZM105 230V231H104ZM123 230V231H122ZM136 230H137V232H136ZM142 232H144V234H142L140 231ZM152 230H154V231H152ZM156 230V231H155ZM172 230H174V231H172ZM183 230V231H182ZM190 230V231H189ZM205 230V231H204ZM245 230H246V233L250 230L251 232H252V230H254L252 233L251 232H248L247 234H245ZM15 231V232H14ZM22 231H24V233L22 232ZM28 231V232H27ZM51 231H53L52 233H51ZM84 231H86V232H84ZM88 231H90V232H88ZM95 232V233H93V232ZM111 231H113V232H111ZM122 231V232H121ZM134 231V232H133ZM149 231V232H148ZM150 231H151V234H150ZM161 231H163V232H161ZM168 231V232H167ZM213 231H214V234L216 233V235L217 236H215L214 234H213ZM229 231H230V233H229ZM243 231V232H242ZM255 231H257L256 232V234L254 233ZM29 232H30V234H29ZM58 232V231H57ZM77 232H78V234H77ZM105 232V233H104ZM114 232H115V234H114ZM119 232H121L120 234H119ZM123 232L125 233V232H128V234L127 233H125V234H123ZM154 232H155V234H154ZM160 232H161V234H160ZM205 232V233H204ZM232 232V233H231ZM28 235H27V234ZM76 233V234H75ZM79 233H81V234H79ZM84 233H86L85 235H84ZM91 235H93L94 234V237H96L95 235H99L98 237H96L97 239H95V238H93V236H91ZM93 233V234H92ZM100 233V234H99ZM141 233V234H140ZM163 233H165V235H164V237L162 236V234ZM169 233L171 234V235H169ZM178 233V234H177ZM183 233L185 234V235H183ZM206 233H208V234H206ZM219 233L220 234H222V237L219 235ZM253 233L255 234V236L253 235ZM26 234V235H25ZM104 234V235H103ZM123 234V235H122ZM129 234H133L132 236H128ZM167 234V235H166ZM175 234V236H173ZM177 234V235H176ZM180 234V235H179ZM181 234H182V236H181ZM187 234H192L191 236L190 235H187ZM208 235V236H205L204 237V235ZM231 236H230V235ZM241 234V235H240ZM250 234H252V235H250ZM10 235H12V238L13 239H15V240H13V239H10L11 237H10ZM22 236V237H19V236ZM41 235V236H40ZM49 235H50V237L51 238H53V237H55V241H52L53 239H47V237L49 238ZM81 235V236H80ZM110 237V238H107L108 236ZM122 235V236H121ZM155 235V236H154ZM214 235V236H213ZM244 235H246L245 237H244ZM248 235H250L251 236V238L248 236ZM10 238H9V237ZM23 236H25L26 237V239L23 237ZM40 237V238H38V240H37V238H35V237ZM43 236V237H42ZM101 236H102V238H101ZM116 236V237H115ZM118 236H120V237H122V238H125V239H123L124 240V242H122L123 240H122V238H121V240L122 241H119V240H117V239H119V238H117ZM144 236V237H143ZM146 236V237H145ZM150 236V237H149ZM168 236H169V238H168ZM170 236H173V238H170ZM185 236V237H184ZM198 236H199V239L200 240H202V241H200V240H198L200 243L198 244V241H197V239H198ZM200 236H201V238H200ZM203 236V237H202ZM228 236H230V238H228ZM235 236H237V237H235ZM2 237L4 238V239H2ZM28 237V238H27ZM32 238V240H35L36 241V243H38V245H36V243H34L33 241H31V239L30 238ZM76 237V238H75ZM78 237V238H77ZM87 237V238H86ZM103 237H105V238H107L106 240H104L105 238H103ZM112 237V238H111ZM114 237V238H113ZM129 237H133L132 239H135V243L137 242V244L138 245H135V243L133 242V240L131 241L130 239V241H129V243H131V244H127V242H128V238ZM135 237V238H134ZM153 237V238H152ZM167 237V238H166ZM174 237H178V239H176V238H174ZM187 237H190V238H187ZM194 237H196V238H194ZM224 237V238H223ZM238 237H239V239H238ZM249 237V238H248ZM253 237H254V239H256L257 241H255L254 240V242H252V240L251 239H253ZM260 237V236H259ZM25 239V241H23L24 239ZM74 238V239H73ZM79 238H81L82 239V241L83 240H85L87 243H88V241H89V243L87 244V243H85V241H84V243L81 241V239L79 240ZM115 238H117V239H115ZM137 238H138V241H137ZM180 238H183V239H181L180 240ZM218 238V239H217ZM228 239L227 241H229V242H227L226 240V243L228 244V246H227V244L225 245V241H223V239ZM241 238H243V239H241ZM244 238H245V241H249V242H245L244 241ZM6 239H9L8 241L9 242H7V240ZM29 239V240H28ZM76 239H78V240H76ZM102 240V241H100V240ZM159 239H161L160 241H159ZM168 239H170V240H175L176 241V244H174V242L175 241H173V242H171L170 240V242L169 241H167L166 242V240H168ZM192 241H191V240ZM206 239V240H205ZM230 239V240H229ZM247 239H250V240H247ZM12 240V241H11ZM17 240H21L22 241V243H21V241H17ZM95 240V241H94ZM115 240V241H114ZM178 240L180 241V243L178 242ZM188 240V241H187ZM210 240V241H209ZM218 241V243H217V241ZM234 242H233V241ZM239 240H242L241 242H242V244L241 245H239L241 242L239 241ZM263 240V241H262ZM31 241V242H30ZM78 241H80V242H78ZM99 241H100V243H99ZM114 241V242H113ZM116 241H118L119 242V244H115V243H118V242H116ZM125 241H127V242H125ZM139 241H141V243L142 244H140L139 243ZM149 241V242H148ZM184 241H185V243H184ZM206 241H207V245H205L206 244ZM216 241V242H215ZM222 241V242H221ZM231 241H232V244H230L231 243ZM235 241H237V243L235 242ZM7 242V243H6ZM15 242V243H14ZM22 244V245H19L20 243ZM24 242V243H23ZM26 242V243H25ZM33 242V243H32ZM68 243V245H69V243L71 242H73L72 244H70L71 245V247H70V245L69 246H67L66 248H64L63 249V247H64V244H65V246L67 245V243ZM97 242H98V244H97ZM104 242H106V244L104 243ZM112 242V243H111ZM133 242V243H132ZM143 242H145L144 244H143ZM162 242V243H161ZM164 242H166L165 244H164ZM181 242H183L184 243V245H185V248H184V246H183V243H181ZM188 243V245H187V243ZM192 242H194V245L193 244H191ZM197 242V243H196ZM239 242V243H238ZM255 242H257V244H258V247L255 245ZM14 243V244H13ZM28 243V244H27ZM29 243H32V244H29ZM48 243H46V244H48ZM58 245H57V244ZM102 243H103V245H106V248H108L109 247V250H111L110 249V246L111 247H113L114 248V250H111V251H109V250H105V248H104V246L102 245ZM120 243H122V244H120ZM147 243H148V247L149 248H145V247H147V246H145V245H147ZM149 243H150V245H149ZM156 245H158V243L160 244L159 246H155V244ZM177 243H179V245L180 246H178V244ZM205 243V244H204ZM224 243V244H223ZM244 243H245V245H248L247 247L244 245ZM261 243V244H260ZM263 243V244H262ZM36 246H38V247H35V245ZM113 244H115V245H113ZM124 244V245H123ZM170 244H174L173 246H170ZM182 244V245H181ZM190 244V245H189ZM200 244L202 245V246H200ZM237 244V245H236ZM14 245H16V246H14ZM25 245V246H24ZM29 245H33L32 247H30ZM41 245V246H40ZM42 245H43V247L45 246V248L43 249L42 248ZM50 245H52V246H50ZM86 245V246H85ZM87 245L88 246H90V247H92L93 245V247L92 248H94V249H91L90 250V247H87ZM98 245V247H97V249H99V251H97V249L95 248V246H97ZM100 245H102L103 246V248H102V246H100ZM107 245H109V246H107ZM130 245H133V247L132 246H130ZM141 245L143 246H145L144 247V249H142L141 250V248H143V247H141ZM163 245V246H162ZM166 245V246H165ZM175 245H177V247H175ZM187 245V246H186ZM195 245H199L198 247L197 246H195ZM214 245H216V247H219V249H217ZM220 245H223V248H222V246H220ZM231 245V246H230ZM234 245H235V247H234ZM250 245V246H249ZM11 246V247H10ZM14 246V247H13ZM20 246V248H18ZM26 248V246H28L26 249L24 248V247ZM49 246V247H48ZM54 246H55V248H57L58 247V249H62V252H61V254L57 251L58 249H55L54 248ZM57 246V247H56ZM99 246H100V248H102V250L99 248ZM122 247V248H120V247ZM129 248H127V247ZM130 246V247H129ZM150 246H151V251L150 250H147V249H150ZM183 246V247H182ZM195 247H197L196 248V250H194V248ZM207 246V247H206ZM210 246L212 247L213 246V248H210ZM240 246V247H239ZM245 249V251H244V249L242 248V247ZM245 246V247H244ZM255 246V247H254ZM261 246V247H260ZM22 247V248H21ZM53 247V248H52ZM73 247V248H72ZM75 247H76V250L77 251H74L73 249H75ZM157 247H159V248H157ZM173 249H172V248ZM187 247V248H186ZM189 247H191V249L189 248ZM201 247V248H200ZM202 247H203V249H202ZM233 249H232V248ZM250 248V249H247V248ZM253 247V248H252ZM6 248L7 249H9V248H11V250H6ZM38 248H40V249H38ZM81 248V250H80V252L78 253V250ZM87 248V249H86ZM88 248H89V250H88ZM112 248V249H113ZM131 248V249H130ZM169 248V250H170V252L167 250V249ZM179 248H181V249H179ZM193 248V249H192ZM209 248V249H208ZM220 248L222 249V250H220ZM236 249V251H238V252H236L235 251V249ZM6 250V251H4V250ZM13 249V250H12ZM18 249V250H17ZM68 249V250H67ZM82 249H83V251H82ZM119 249H121V250H119ZM123 249V250H122ZM125 249H128V251L127 250H125ZM176 249H178V250H176ZM189 249V250H188ZM203 250V251H201L200 252V254H198L197 253V251L199 252L200 250ZM206 249V250H205ZM223 249H225V250H223ZM227 249H230V250H228L227 252H226V250ZM232 249V250H231ZM256 249H257V251H256ZM26 250V251H25ZM56 252H55V251ZM63 250H67V251H63ZM96 250V251H95ZM134 251V253H133V251ZM145 250H147V251H145ZM175 252H174V251ZM184 250V251H183ZM186 250H188V251H186ZM191 250V251H190ZM209 250V251H208ZM216 250H218V251H216ZM219 250L221 251V252H219ZM254 251L253 253L251 252V251ZM2 251H4V253L2 254ZM17 251V252H16ZM23 251V252H22ZM43 251V252H42ZM46 251H48V252H46ZM51 251V252H50ZM53 251V252H52ZM105 251H108V252H110L111 254H109L107 257L109 258H107V260L105 261V259H106V255L108 254V252H105ZM137 251V252H136ZM180 251V252H179ZM181 251H183V252H181ZM186 251V252H185ZM210 251H214L213 253L212 252H210ZM224 251V252H223ZM258 251H259V253H258ZM261 251L263 252V253H261ZM5 252L7 253V255H5ZM11 252L14 254H11ZM36 252V254H35V256L34 255H32L33 253H35ZM46 252V253H45ZM66 252V253H65ZM69 252V253H68ZM73 254H72V253ZM91 252H94V254L93 253H91ZM102 252V253H101ZM115 252V253H114ZM117 252H119V254H117ZM120 252H122V254L120 253ZM124 252H126L125 254H124ZM127 252H128V255H127ZM172 252V253H171ZM204 252V253H203ZM209 253L208 255H207V253ZM233 252V253H232ZM30 253H32V254H30ZM54 253V254H53ZM78 254V256L77 255H75V254ZM97 253H99V254H97ZM104 253V254H103ZM106 253V254H105ZM186 255H185V254ZM188 253V254H187ZM190 253L191 254H193V255H190ZM248 253L250 254L251 253V255H248ZM255 253H256V255H255ZM22 254H24L23 256H22ZM28 254V255H27ZM44 254H46V255H44ZM137 255L138 256V259H135V258H137V257H135L134 255ZM142 254H143V256L144 255H146V256H148V258L146 257V259L144 258V259H140L139 260V258H141L142 257ZM149 254H150V257H149ZM158 254H159V256H160V254H161V256L158 258L157 256H158ZM162 254L164 255V256H162ZM197 254H198V256H197ZM201 254H202V256H201ZM212 256H211V255ZM227 254V255H226ZM234 254H238V258H237V255H235L234 256ZM259 254V255H258ZM10 255V256H9ZM12 255V256H11ZM39 255V256H38ZM74 255V256H73ZM80 255V256H79ZM81 255H83V256H81ZM92 255V256H91ZM98 255L100 256L99 258H100V260H98L99 258H98ZM117 255V256H116ZM130 255H131V257H130ZM140 255V256H139ZM154 255H156V256H154ZM172 255H174V260L172 259L173 258V256ZM206 255V256H205ZM210 255V257H207V256H209ZM220 255H222L221 257H220ZM232 257H231V256ZM242 255V256H241ZM245 255V254H244ZM264 255V254H263ZM4 256V257H3ZM13 256H15V257H13ZM17 256V257H16ZM21 256V257H20ZM48 256V257H47ZM64 258H63V257ZM91 256V257H90ZM103 256H104V258H103ZM113 256V257H112ZM134 256V257H133ZM166 256V257H165ZM175 256H177V258L175 257ZM179 256H181V257H179ZM185 256L187 257L186 259H182V258H185ZM195 256H197V257H195ZM205 256V257H204ZM214 256H216L215 258H213ZM218 256V257H217ZM227 256V257H226ZM241 256V257H240ZM257 256V257H256ZM20 257V258H19ZM27 259H31V258H34V260L32 259V260H27ZM31 257V258H30ZM52 257H54V260H55V262L53 261V259H52ZM75 257V258H74ZM90 257V258H89ZM117 257V258H116ZM126 257V258H125ZM158 258V260H157V258ZM191 257V258H190ZM196 259H195V258ZM200 257H201V259H200ZM257 259H256V258ZM260 257V258H259ZM6 258V259H5ZM21 258H25L26 260H24V259H21ZM47 258H49V261H48V259ZM59 259V261H58V259ZM77 258H78V260H80V259H82L83 261H85L86 263H84L83 261H81V263H79L80 261H78L77 260ZM92 258V259H91ZM111 258H113V259H111ZM115 258V259H114ZM121 258V259H120ZM124 258V259H123ZM143 258V257H142ZM154 258H156V261H155V259ZM164 258H166V259H168V260H170V258H171V260L173 261H168V260H165ZM178 258H181V259H178ZM193 258V259H192ZM208 258V259H207ZM221 258H223V260L221 259ZM231 258L234 260H232V261H229V260H231ZM235 258H237V259H235ZM3 259H4V262H3ZM42 261L43 260V263L40 261V260ZM61 259V260H60ZM63 259V260H62ZM97 259V260H96ZM104 259V260H103ZM130 261H129V260ZM177 259V260H176ZM188 259V260H187ZM199 259H200V261H199ZM217 259V260H216ZM221 259V260H220ZM240 259V260H239ZM242 259V260H243ZM14 260H16L18 263H16V261H14ZM47 260V261H46ZM50 260H52V262L50 261ZM64 260H66V261H64ZM75 260V261H74ZM109 260V261H108ZM111 260V261H110ZM119 260V262H117ZM122 260V261H121ZM134 260V261H133ZM160 260H164V261H162V262H160ZM183 260V261H182ZM191 260H194V261H192L191 262ZM197 260L200 262V263H198L197 262ZM242 260H241V262H242ZM243 260V261H244ZM24 261V262H23ZM28 261V262H27ZM36 261V262H35ZM57 261V262H56ZM103 263H102V262ZM127 261H129L128 263H127ZM148 261V262H147ZM246 261H244L245 263H247ZM1 262V261H0ZM26 262V263H25ZM88 262V263H87ZM176 263V264H181V263ZM194 262V263H193ZM204 262H206V263H204ZM213 262V263H212ZM220 262V263H219ZM233 262V263H232ZM236 262V263H235ZM240 262V263H241ZM255 262V263H254ZM90 264V263H89Z\"/></svg>", "mask_w": 264, "mask_h": 264}, {"label": "bare ground", "instance_id": "obj_2", "mask_svg": "<svg viewBox=\"0 0 264 264\" xmlns=\"http://www.w3.org/2000/svg\"><path fill=\"white\" fill-rule=\"evenodd\" d=\"M42 1H43V0H0V9H3V8H4V9L6 10L5 12L8 13L7 15H9V18H10V16H11V18H10L11 20L14 19V22L17 21V22L20 24V23L22 22V21L20 22L21 17H22V18L24 17V16H23V12H27V13H28V12H29L28 10H35V8L37 7V5L39 6L40 3H42ZM260 1H263V0H260ZM50 2H51V4H53L54 6H55V5L57 6V3L59 2V0H50ZM43 3H44V1H43ZM43 3H42V4H43ZM72 3H73V2H72ZM72 3H71V4H72ZM74 3L77 4V3H79V2L75 1ZM80 3H81V2H80ZM42 4L40 5L41 8H42ZM71 4H70V5H71ZM81 4H82V3H81ZM81 4H80V5H81ZM98 4H99V3H98ZM58 5H59V4H58ZM60 5H61V3H60ZM74 5H75V4H74ZM72 6H73V5H72ZM72 6H71V7H72ZM75 6H76V5H75ZM75 6H74V8H73V7H72V8L75 9V8H78V7H79V8L81 9V6H76V7H75ZM82 6H83V5H82ZM64 7H65V6H64ZM94 7H95V6H94ZM47 8H48V7H47ZM47 8H46V9H47ZM20 9H22V12L20 11ZM36 9H37V8H36ZM82 9H84V8H82ZM82 9H81V10H82ZM37 10H38V9H37ZM70 10H71V9H70ZM75 10H79V9H75ZM1 11H2V10H0V12H1ZM55 11H56V9H55ZM57 11H58V10H57ZM59 11H60V10H59ZM109 11H110V8L108 7V4L105 2V3L102 4V6H100V8L98 9V11H96V12L98 13L97 16H100V15H104V16L106 15V16H107V14L110 13ZM31 12H32V11H31ZM33 12H34V11H33ZM61 12H62V11H61ZM61 12H60V13H61ZM66 12H67V11H66ZM81 12H83V11H81ZM84 12H85V10H84ZM6 13H5V14H6ZM27 13H25V14H27ZM35 13H36V10H35ZM73 13H74V12H73ZM231 13H232V12H231ZM0 14H1V13H0ZM5 14H4V15H5ZM36 14L38 15V16H37V19H36V20L38 21V23L42 24V27H43V26L45 27V28L43 27V30L47 28V29L50 30V31H57L56 33H59V32H60V29H61V28H60L61 25H62V24H68L69 27L73 30V31H72L73 33H76L77 31H79V33L77 32V34H80V33L82 34V33H83L82 31H84V32L87 33V34L89 33L91 37H92V35H93L95 38H97V37L99 38V36H97V35L95 36V35H94L95 30H96L97 28H96V29H95V28H92V29L94 30V31H93L92 29H88V28H84V27H83V24H84V23H83L82 21H80V20H82V18H81V19H80V18H77V19H78V20H77L75 17H73L74 19H76V20H73L72 17H71L72 19H70V18H68V17H66V16H62V15H61V16H62L61 19L63 20V21L61 22L62 24H61V25H56L55 22L52 20V18H51V17L49 16V14L47 13V11L44 10V8H42V10H40V11H39L38 13H36ZM75 14H76V13H75ZM78 14H79V13H78ZM94 14H95V13H93V15H94ZM227 14L230 15L229 12H228ZM7 15H5V16H3V17L6 18ZM50 15H51V13H50ZM79 15H80V14H79ZM86 15H87V14H86ZM83 16H84V14H83ZM87 16H88V15H87ZM95 16H96V15H95ZM97 16H96V17H97ZM104 16H103V17H104ZM0 17H2V16H0ZM30 17H31V16H30ZM59 17H60V16H59ZM89 17H90V16H89ZM107 17H108V16H107ZM107 17H105V20H104V21H106V18H107ZM187 17H188V16H187ZM7 18H8V17H7ZM7 18H6V19H7ZM25 18H26V17H25ZM84 18H85V17H84ZM84 18H83V19H84ZM97 18H98V17H97ZM112 18H113V17H112ZM112 18L109 17L108 20H113ZM99 19H100V18H99ZM114 19H115V18H114ZM4 20H5V19H4ZM11 20H10V21H11ZM22 20H24V18H23ZM93 20H94V19H93ZM83 21H84V20H83ZM85 21H86V20H85ZM89 21H91V19H90ZM89 21L87 20L86 22H88V23H86V24H89V25H90V22H89ZM97 21H98V20H97ZM97 21H94V23H97ZM100 21H101V24H102L103 21H102V20H100ZM11 22H12V21H11ZM106 22H107V21H106ZM108 22H109V21H108ZM236 22H237V21H236ZM238 22H239V21H238ZM3 23H4V21H0V46H1V45H4V46L7 45V47H8V44H11L12 41L9 40V38H7L6 36H4V35L7 34V33L2 34V31L5 30V32H6L7 30H8V31H12V30H10L9 27H6V26L4 27V24H3ZM22 23H23V22H22ZM24 23L27 25V23H29V22H26V21H25ZM33 23H35V22H31V25H32ZM38 23H36V24H38ZM98 23H99V22H98ZM110 23H111V22H110ZM230 23H231V22H230ZM40 24H39V25H40ZM59 24H60V23H59ZM16 25H17V24H16ZM31 25H27V26H26L27 29H29V28L31 27ZM96 25H97V24H96ZM96 25H95V26H96ZM99 25H100V23H99ZM111 25H112V24H111ZM28 26H29V27H28ZM40 26H41V25H40ZM91 26H92V25H91ZM105 26H107V25L105 24ZM82 27H83V28H82ZM92 27H93V26H92ZM97 27H98V26H97ZM4 28H5V29H4ZM13 28H14V27H13ZM32 28H33V26H32ZM32 28H30V30H31ZM103 28H104V27H103ZM105 28H106V27H105ZM3 29H4V30H3ZM27 29H26V30H27ZM106 29H108V28H106ZM13 30H16V29H13ZM32 30L34 31V33H36V31H37V30H34V29H32ZM32 30H31V31H32ZM48 30H47V31H48ZM80 30H81V31H80ZM102 30H103V29H102ZM238 30H239V29H238ZM27 31H28V32H31V31H29V30H27ZM27 31H26V32H27ZM45 31H46V30H45ZM50 31H48V33H49ZM58 31H59V32H58ZM63 31H64V30H63ZM65 31H69V29H68V30L65 29ZM98 31H99V30H98ZM107 31H108V30H107ZM14 32H15V31H14ZM16 32H17V31H16ZM23 32H25V31H23ZM23 32H22V33H23ZM17 33H18V32H17ZM96 33H97V31H96ZM99 33H100V32H99ZM113 33H114V32H113ZM144 33H145V32H144ZM146 33H147V32H146ZM32 34H33V33H32ZM36 34H37V33H36ZM70 34H71V33H69V35H70ZM87 34H86V35H87ZM89 34H88V35H89ZM184 34H185V33H184ZM23 35H24V34H23ZM26 35H27V34H26ZM46 35H47V34H46ZM48 35L50 36V33H49ZM83 35H85V34L83 33ZM88 35H87V36H88ZM101 35L103 36L104 34H101ZM30 37H31V36H30ZM44 37H45V36H44ZM44 37H43V38H44ZM57 37H59V36H57ZM60 37L63 38L61 35H60ZM76 37L78 38V36H76ZM76 37H75V38H76ZM104 37H105V36H104ZM14 38H15V37H14ZM28 38H29V37H28ZM83 38H85V37H83ZM83 38H82V39H83ZM98 38H97V39H98ZM18 39H19V37H18ZM20 39H21V38H20ZM41 39H42V38H41ZM48 39H49V38H48ZM50 39H51V37H50ZM52 39H55V38H52ZM69 39H70V38H69ZM72 39H74V38H72ZM101 39H103V38L101 37ZM101 39H100V41H101ZM105 39H106V38H105ZM167 39H168V38H167ZM59 40H60V38H59ZM59 40H57V41H59ZM63 40H64V39H63ZM63 40L61 39L60 41L63 42ZM65 40H66V39H65ZM65 40H64V41H65ZM142 40H143V39H142ZM21 41H22V39H21ZM34 41H35V39H34ZM36 41H37V40H36ZM42 41H43V40H42ZM42 41H41V42H42ZM44 41L46 42V41H50V40H46V39H45ZM66 41L68 42V39H67ZM66 41H65V43H66ZM70 41H71V40H70ZM91 41H93V39H92V40H89V43H91ZM103 41H105V40H103ZM169 41H170V39H169ZM13 42L15 43L14 40H13ZM17 42H19V41L17 40ZM31 42H33V41L31 40ZM81 42H82V41H81ZM83 42H84V41H83ZM98 42H99V41H97V43H98ZM197 42H198V41H197ZM39 43H40V41H39ZM39 43L37 42L36 45H38ZM54 43H55V42H54ZM59 43H60V42H59ZM76 43H77V42H76ZM78 43H80V42H78ZM101 43H103V42L101 41ZM105 43H107V45H108V41H106ZM105 43H104V44H105ZM46 44H48V43H46ZM83 44H84V43H83ZM99 44H100V43L95 44L94 41H93V44H90L88 47H87V45L85 44L87 48H85L86 50H85V49H84V50H85V51H87V49H89V50H91V51L93 50L94 55H95L96 53H98L97 55H99V52H101L102 49H103V48H102V49L100 48L101 45H99ZM122 44H123V42H122ZM131 44H132V43H131ZM134 44H135V43H134ZM139 44H140V43H139ZM143 44H144V43H143ZM12 45L14 46V44H11V46H12ZM16 45H17V47L19 46V44H16ZM16 45H15V46H16ZM39 45H40V44H39ZM39 45H38V46H39ZM97 45H98L99 47H98ZM126 45H127V44H126ZM128 45H129V44H128ZM150 45H151V44H150ZM4 46H2V47L4 48ZM13 46H12V47H13ZM40 46H44V45L42 44V45H40ZM40 46H39V47H40ZM45 46H46V45H45ZM50 46H51V45H50ZM50 46H48V47L50 48ZM52 46H53V45H52ZM54 46H55V45H54ZM60 46L63 47L62 45H60ZM66 46H67V45H66ZM76 46H77V45H76ZM83 46H84V45H83ZM118 46H119V45H118ZM136 46H138V45H136ZM136 46H135V47H136ZM154 46H155V45H154ZM257 46H258V45H257ZM12 47H11V50L14 49V48H12ZM17 47H16V49H17ZM48 47H47V48H48ZM61 47H60V48H61ZM74 47H75V46H74ZM110 47H112V46L110 45ZM110 47H109V48H110ZM113 47H114V46H113ZM125 47H126V46H125ZM156 47H157V46H156ZM70 48H71V47H67L66 51H67L68 49H70ZM80 48H81V47H80ZM133 48H134V47H133ZM133 48H132V49H133ZM148 48H149V47H148ZM170 48H171V47H170ZM208 48H209V47H208ZM0 49H1V48H0ZM5 49H10V45H9L8 48L5 47ZM16 49H15V50H16ZM21 49H22V48H21ZM61 49H62V48H61ZM64 49H65V48H64ZM105 49H106V47H105ZM118 49H119V48H118ZM122 49H123V48H122ZM124 49H125V48H124ZM209 49H210V48H209ZM260 49H261V48H260ZM48 50H49V49H48ZM51 50H52V49H51ZM53 50H54V49H53ZM73 50H76V47H75V49H73ZM73 50L70 51V54H73V56H75L76 54L74 55ZM84 50H82V52L80 51V53H81L82 55H84V54H83V51H84ZM106 50H107V49H106ZM113 50H114V49H113ZM130 50H131V48H130ZM188 50H189V49H188ZM55 51H56V53L58 52V50H54V52H55ZM66 51H65V52H66ZM103 51H104V50H103ZM116 51H117V53L119 52L118 50H116ZM144 51H145V50H144ZM149 51H150V50H149ZM202 51H203V50H202ZM262 51H263V50H262ZM262 51H261V52H262ZM12 52H14V51H12ZM39 52H40V51H39ZM71 52H72V53H71ZM124 52H126V51H124ZM140 52H141V51H140ZM146 52H148V51H146ZM146 52H145V53H146ZM203 52H204V51H203ZM14 53L16 54V52H14ZM50 53H51V52H50ZM50 53H46V52L44 51V53H42V54H44V55L49 54L47 57H50V56L53 54V53H52V54L50 55ZM61 53H62V52H61ZM66 53H67V52H66ZM75 53L78 54L79 51H77V52H75ZM86 53H88V52H86ZM93 53L91 52V54H93ZM115 53H116V52H115ZM115 53L113 52V53H111V55L114 54L113 56H114V57H117V55H116L117 53H116V54H115ZM209 53H210V52H209ZM262 53H263V52H262ZM12 54H13V53H12ZM15 54H13V55H15ZM67 54H68V53H67ZM91 54L89 53L90 56H91ZM101 54H102V53H101ZM108 54H109V53H108ZM108 54H107V55H108ZM123 54H124V53H123ZM139 54H140V53H139ZM174 54H175V53H174ZM263 54H264V53H263ZM79 55H80V54H79ZM94 55H93V56H94ZM111 55H109V56H111ZM121 55H122V54H121ZM141 55H142V54H141ZM145 55H146V54H145ZM166 55H167V53H166ZM247 55H248V54H247ZM254 55L256 56L257 54H254ZM1 56H3V55H1ZM41 56H42V55H41ZM63 56H64V55H63ZM76 56H77V55H76ZM80 56H81V55H80ZM85 56H87V55H84V56H83V57H84L83 60H85ZM90 56H89V58H90ZM95 56H96V55H95ZM95 56H94V57H95ZM122 56H123V55H122ZM146 56H147V55H146ZM199 56H200V54H199ZM201 56H202V55H201ZM207 56H208V55H207ZM251 56H252V55H251ZM11 57H12V56H11ZM34 57H35V55H34ZM57 57L59 58L58 55H57ZM57 57H55V59H56ZM65 57H66V56H65ZM70 57H71V56H70ZM91 57H92V56H91ZM96 57H97V56H96ZM119 57H121V56L119 55ZM123 57H124V56H123ZM126 57H127V55L125 56L124 59H126ZM139 57H140V56H139ZM166 57H167V56H166ZM177 57H178V56H177ZM239 57H240V56H239ZM241 57H242V56H241ZM12 58H13V57H12ZM40 58H41V57H40ZM62 58H63V57H62ZM76 58H77V57H76ZM79 58L82 59V57H79ZM86 58H87V57H86ZM89 58H88V60H89ZM98 58H99V57H98ZM107 58H108V57H107ZM111 58H112V56H111ZM133 58H134V57H133ZM141 58H143V57H141ZM146 58H147V57H146ZM178 58H179V57H178ZM195 58H196V57H195ZM205 58H206V57H205ZM215 58H216V57H215ZM236 58H237V57H236ZM13 59H14V58H13ZM38 59H39V58H38ZM38 59H34V60L36 61V60H38ZM44 59H45V58H44ZM51 59H52V58H51ZM119 59H120V58H119ZM121 59H122V58H121ZM130 59H131V58H129L128 60H130ZM154 59H155V57H154ZM156 59H157V60H156ZM156 59H155V61H156V67H158V69L161 68V67H165V64H161V63H163V62H162V61H163V58H162L161 56H158V58H156ZM203 59H204V58H203ZM207 59H208V58H207ZM207 59H206V60H207ZM230 59H231V58H230ZM248 59H249V58H248ZM250 59H251V58H250ZM17 60H18V58H17ZM21 60H22V59H21ZM21 60H20V62H21V63H24V62H22L23 60H22V61H21ZM68 60H69V59H68ZM88 60H86V61H88ZM90 60H92V59H90ZM103 60H104V59H103ZM143 60H144V58H143ZM179 60H180V59H179ZM200 60H202V58H200ZM254 60H255V59H254ZM259 60H262V61H263V59H261V58H260ZM38 61H41V62H42V60H38ZM52 61H54V60H52ZM60 61H61V59H60ZM72 61H74L75 65H76V62H75L76 60H72ZM104 61L106 62V60H104ZM113 61H114V60H113ZM151 61H152V60H151ZM164 61H165V59H164ZM203 61H204V60H203ZM214 61H215V60H214ZM242 61H243V60H242ZM257 61H258V60H257ZM0 62H2V61L0 60ZM56 62H57V61H56ZM56 62H55V63H56ZM64 62L68 63V62L66 61V59H65L64 61H62V63H64ZM69 62H71V61H69ZM78 62H79V61H78ZM80 62H81V61H80ZM84 62H85V61H84ZM99 62H100V61H99ZM208 62H209V60H208ZM212 62H213V61H212ZM216 62H217V61H216ZM245 62H246V60H245ZM248 62H249V61H248ZM259 62H260V61H259ZM4 63H5V62H4ZM10 63H11V62H10ZM71 63H72V62H71ZM107 63L109 64L110 62H107ZM164 63H165V62H164ZM166 63H167V61H166ZM237 63H238V62H237ZM261 63H262V62H261ZM12 64H13V62H12ZM37 64H38V62H37ZM40 64H41V63H40ZM40 64H39V66H42V68H43V65H40ZM42 64H44V63H42ZM83 64H84V63H83ZM83 64H82V66H83ZM169 64H170V63H169ZM223 64H224V63H223ZM242 64H243V63H242ZM245 64H246V63H245ZM248 64H249V63H248ZM262 64H264V63H262ZM0 65H1V64H0ZM4 65H5V64H4ZM4 65L1 66V67H5V68H6V66H4ZM24 65H25V64H24ZM33 65H34V64H33ZM72 65H73V63H72ZM110 65H111V63H110ZM210 65H211V64H210ZM228 65H229V64H228ZM230 65H231V64H230ZM230 65H229V66H230ZM233 65H234V64H233ZM251 65H252V64H251ZM254 65H256V64H254ZM254 65H253V67H254ZM21 66H22V65H21ZM56 66H57V64H56ZM58 66H59V65H58ZM70 66H71V65H70ZM78 66H80V65H78ZM123 66L125 67L126 64L123 65ZM128 66H129V65H128ZM208 66H209V65H208ZM208 66H207V68H208ZM215 66H216V65H215ZM222 66H223V65H222ZM222 66H221V67H222ZM224 66H226V65H224ZM229 66H228V67H229ZM237 66H238V65H237ZM241 66H243V65H241ZM247 66H248V65H247ZM249 66H250V64H249ZM261 66H262V65H261ZM261 66H260V67H261ZM1 67H0V68H1ZM10 67H11V69H12L13 66H10ZM30 67H32V66H30ZM50 67H51V66H50ZM67 67H68V66H67ZM119 67H122V66H119ZM119 67H118V68H119ZM132 67H133V66H132ZM135 67H136V66H135ZM135 67H134V68H135ZM166 67H167V66H166ZM211 67H212V65H211ZM211 67H209L208 69H210ZM231 67H232V65H231ZM8 68H9V67H8ZM14 68H15V67H14ZM23 68H25V67H23ZM28 68H29V67H28ZM58 68H59V67H58ZM80 68H81V66H80ZM82 68H83V67H82ZM115 68H116V67H115ZM204 68H205V67H204ZM207 68H206V69H207ZM216 68H217V66H216ZM224 68H227V67H224ZM236 68H237V67H236ZM236 68H235V69H236ZM240 68H241V67H240ZM1 69H2V68H1ZM9 69H10V68H9ZM9 69H8V70H9ZM11 69H10V71H11ZM38 69H39V67H38ZM54 69H57V68L55 67ZM60 69H61V66H60ZM73 69H74V68H73ZM106 69H107V68H106ZM110 69H111V67H110ZM127 69H128V68H127ZM127 69L124 68V70H127ZM214 69H215V67H214ZM227 69H228V68H227ZM232 69H233V67H232ZM247 69H248V68H247ZM257 69H259V68H257ZM263 69H264V67H263ZM19 70H20V69H19ZM23 70H24V69H23ZM65 70H66V69H65ZM111 70H113V69H111ZM159 70H160V69H159ZM224 70H225V69H224ZM240 70H241V69H240ZM10 71H8V72L11 73V75H12V71H11V72H10ZM35 71H37V70H35ZM41 71H42V70H41ZM67 71H68V70H67ZM67 71H66V72H67ZM71 71H72V70H71ZM127 71H128V70H127ZM127 71H124V72L126 73ZM130 71H131V70H130ZM130 71H129V73H130ZM206 71H207V70H206ZM210 71H212V70H210ZM220 71H221V70H220ZM231 71H233V70H231ZM247 71H249V70H247ZM258 71L260 72V71H262V70L259 69ZM258 71H257V72H258ZM263 71H264V70H263ZM263 71H262V72H263ZM14 72H15V71H14ZM17 72H18V71H17ZM30 72H31V71H30ZM51 72H52V71H51ZM80 72H81V70H80ZM110 72H111V71H110ZM110 72H109V74H110ZM113 72H114V71H113ZM226 72H227V70H226ZM226 72H223V73L226 74ZM238 72H240V71H238ZM242 72H243V71H242ZM18 73H19V72H18ZM56 73H57V71H56ZM86 73H88V72H86ZM129 73H128V74H129ZM132 73H133V71H132ZM211 73H213V72H211ZM220 73H221V72H220ZM227 73H228V72H227ZM229 73H230V72H229ZM229 73H228V74H229ZM234 73H235V72H234ZM234 73H233V74H234ZM16 74H17V73H16ZM22 74H23V73H22ZM22 74H21V75H22ZM28 74H29V73H28ZM31 74H32V73H31ZM58 74H59V73H58ZM61 74H62V72H61ZM61 74H60V75H61ZM122 74H123V73H122ZM221 74H222V73H221ZM242 74H243V73H242ZM247 74L250 75V73H247ZM247 74H246V75H247ZM259 74L261 75L262 73H258V75H259ZM11 75H10V76H11ZM18 75H19V74H18ZM18 75H17V76H18ZM23 75H24V74H23ZM23 75H22V76H23ZM25 75H26V73H25ZM32 75H33V74H32ZM39 75H41V73H40ZM60 75H59V77H60ZM117 75H118V74H117ZM125 75H126V74H125ZM125 75H123V76H125ZM222 75H223V74H222ZM226 75H227V74H226ZM231 75H232V74H231ZM234 75H235V74H234ZM251 75H252V74H251ZM5 76H9V75H5ZM14 76H15V75H14ZM22 76H21V77H22ZM34 76H35V75H34ZM54 76H55V73H54ZM126 76H127V75H126ZM126 76L124 77V79L126 78L125 81H127V80H128V79H127L128 76H131V75L129 74L127 77H126ZM132 76H133V75H132ZM163 76H165V75H163ZM172 76H173V75H172ZM172 76H171V77H172ZM215 76H216V75H215ZM229 76H230V75H229ZM19 77H20V76H19ZM19 77H18V79H19ZM28 77H29V76H28ZM41 77H42V75H41ZM62 77H63V76H62ZM67 77H68V76H67ZM70 77H71V76H70ZM80 77H82V76H80ZM80 77H79V78H80ZM90 77H92V76H90ZM120 77H121V76H120ZM120 77H119V78H120ZM171 77H170V78H171ZM216 77H217V76H216ZM219 77H220V76H219ZM221 77H222V76H221ZM226 77H228V76H226ZM232 77H233V76H232ZM243 77H246V78H247L248 76H242V77H240V78H241L240 82H241V83H242V82H247V81H244L245 79H242ZM259 77H261V76H259ZM23 78H25V77L23 76ZM30 78H32V77H30ZM44 78H45V77H44ZM55 78H57V77H55ZM86 78H87V77H86ZM94 78H95V77H94ZM104 78H105V77H104ZM107 78H108V77H107ZM131 78H132V77H130V79H131ZM224 78H225V77H224ZM224 78H223V80H224ZM237 78H238V77H237ZM250 78H251V77H250ZM252 78H253V77H252ZM256 78H257V77H256ZM11 79H12V77H11ZM32 79H33V78H32ZM65 79H67V78L65 77ZM65 79H63V80H65ZM73 79H74V78H73ZM80 79H81V78H80ZM87 79H89V77H88ZM90 79H91V78H90ZM124 79H123V77H122V80H123V81H124ZM171 79H172V78H171ZM219 79H220V78H219ZM227 79H229V78H227ZM235 79H236V77H235ZM30 80H31V79H30ZM35 80H37V77L35 78ZM71 80H72V79H71ZM77 80L79 81V79H77ZM77 80H75V81H77ZM84 80H85V79H84ZM91 80H92V81H94V80L96 81V79H94V80L91 79ZM100 80H101V79H100ZM104 80H105V79H104ZM104 80H103V81H104ZM172 80H173V79H172ZM179 80H180V79H179ZM238 80H239V79L235 80L234 82H236V84H239V86L236 85V84H234V85H236L237 87H236V86L233 87L234 85L230 87L231 89L233 88V89H232V92L230 91V93H231L232 95L229 93V91H228V89H227V88H229V87H228L227 85L225 86L226 88H224V89H227V92H228V93L225 92L224 90H222L223 88L221 89V87H222L223 85L219 86L220 89H217V84H218V82H219L218 85H220L221 83H220V80H218V82H217V79H215V77H213V78L209 77V81H208V80H207V82L205 81L206 83L202 85L203 87H205L204 90H203L202 92H204V94H208V93L210 94L209 99H207V98H203V102H204V101H207V100H209L210 102H211V101H214V99H212V98H214V97H212V94H213V96H215L216 93L219 92V91H218V92H215L214 90H220V91L222 90L221 92L224 91L225 93L230 94L229 96H231V97L233 96L232 98H234V94H236V95H241V94H242V93L239 94L238 92H244V93L246 92V93H245V97H244V96L242 97V95H241V96H236V95H235L236 97H239V98H236V97H235V98L232 99V100H229V99L226 98V97H225V98H226V100H225L224 97H222V96H221V97L223 98V100H221L222 98L219 96L218 101H222V102H223L224 100H225V101H224L223 103H219L220 105H218V101L215 99V101H217V102L214 103V104H217L218 107H217V109H216L213 105H212V106H213V108H215L216 111H215V110H210V109H208V110H210L211 112L214 111V113H211V112H210V113H207V114H206V117L208 116V118H207L208 121H207V119H205V120L207 121V123H204V124H207L205 127L208 126V127H211V128H212V127L214 126L215 128H214V127H213V128H214V130H215L218 126H222V127L224 128V133H225V134H224L223 136L220 135L221 137L218 135L219 138H217V136H216V130H215V132H212L213 129H211V128L209 129V128L207 127L208 130H210V131L212 130L211 132H209V131L206 130V128L203 126L204 124H203V125L200 124V123H201L200 120H203V119H200V120H199V118L203 115V113H201L202 111H201V112H198V113L202 114L199 118H198V117H195V119L193 118L194 115L196 116V115H198V114L196 113V112H197L196 110H195L196 112H193V109H192V106H193V105L189 104V102H187V100H188V101H189V100H192V101H193V100L196 98L195 95L193 94V93H195V92L191 93V90H190V89H192V88H193L192 90H195V89H196V88H194V85H193V86H189V88H190L189 90H188V88H187L186 90L183 89L184 91H187V90H188V92L190 91L191 96L193 95V96L190 98V95L188 94L187 97H189V98L185 100L189 105H188V104H185V103L180 104V105H183L182 107L185 106L184 108H187L186 106L188 105V106H189V107H188L189 109H188V108H187V109L190 110V111H192V113H196V114H191V112L188 111L187 109H180V108H179V110H182V112L188 111V112L191 114V116H192V118L194 119L195 122H197V119H198V121H199L198 126L196 125L197 123H196L195 125H194V123H193V125L196 126V127H198V128H196V127L194 128V126H193L192 128H191V127H186L187 125H184L185 122H187L185 119H186V117H188V113L186 114L187 116H185V114L182 113V114H183V115H182V114H179V112H178V113L174 116V117H176V116H178V115H180V116L182 115V117H180V116L178 117V118H179L178 121H179L180 119H182V118H185V119H184L185 122L182 121L183 124H181L180 122H177V121H176L177 118L175 119V121L177 122V125H176V124H175V125L178 126V128H179V126H181V127H180L181 129L179 128L180 130H179L176 126H173V127H176V129L179 130V131H176L175 133H174L175 130L172 131L174 128H172L171 126H170V127H171L172 129H169V130H168V131H170V130H171V131H170V132H166V129H167V128H166V125H167V127L169 128V126H168V124H167L168 119L166 120V119L164 118V119H165V122H163V121H159V118H158V117H159V114H158V115H157V114L154 115V118H152V119L149 118V119L152 120V121H151V122H148V121H149V120L147 121L148 118H144V117H147V116H148L147 113H145V111H148V108L150 109L149 106L154 105V100H155V99L158 98L159 100L162 101V98H166V97L168 98V97H170V95L167 94V93H170V92H171L170 90H172V89H169V87H171L172 84H170V85L168 84L169 86H166V87H164V88H167V87H168L169 90H167V93H166V92H164L166 89L162 90L163 88H161L162 92H164V93H162V92L160 91V89H158L159 87H156L157 84H156V85L154 84V88L156 87L157 89H156V88L154 89V88L151 87V88H152L151 90L154 89V92H153V91H152V92L156 95V97H154L153 94H150V93L146 92V93L150 94V95L147 94V97L150 96L152 100L149 98V100H147V101L145 102L144 107H142L143 109H141L140 107H138V108H140V109L142 110V111L139 110V111H140V115L138 116L139 119L137 118V119H138V120H137V119H132V118H131L132 120H129V122H130V121H131V122L128 123V125H127V129H128V130H132V129L135 130V129H136V131H135V136L138 134L137 132H139L140 134L143 133V137H142V138H145L144 136H147V137L150 136V140H154V139H151V137L155 138L156 141H154V142L156 143V144H155L156 146H155V145H154V146L156 147V150L161 149V151H160L159 153H162V152H163V149L171 148V147H169V144L172 145V143H170L171 141L168 142V141H167L168 139L166 140L165 138H170V137H172V136L176 137L175 135H178V133H179V134H180V138H182L181 135H182V136H185V138L183 137L184 139L190 137L191 139L188 140V141H190V142H191L192 139H193V140H194L195 138L198 139V137H199V139H200L201 136H202V137H201L202 139H200V140H204L203 137H206V136L210 137L211 139H212V136H214V137H215L214 141H217V143H218V140H222V143H221V141H219V142H220V143H219V147H218V145L215 144V145L217 146V148H216L215 146H212V145H211L212 148H213V151H212V152H214V155H215V154H216V155H219V158H220V156H222V155H223L224 157L227 155V157H225V158H228V155L231 156V154L233 155V154H236V153H237L236 155H237L238 157H246V158H247V156H243L244 153H245V155H246V153H248V152H250V154H251V152H252L251 150H255V149L258 150V147H259V148H260V147L262 148V150H260V149H261V148H260L259 151H260V154L263 155V154H264V153H263V152H264V91H262V90H264V88L261 87V88H263V89H261V88H260V85L264 86V85H263V84H264V81H262V82H261V81H260V82L258 81V82H256V83H251V82H254L255 79H254L253 81L250 80L251 82H250V84H249V86H248V83H247V85H246L245 83L241 84V83H238V82H239ZM246 80H248V79H246ZM39 81H43L42 83L45 82V80H42V78H41V80H39ZM39 81H38V82H39ZM58 81H59V80H58ZM60 81H61V79H60ZM65 81H66V80H65ZM68 81H69V80H68ZM78 81H77V82H78ZM92 81H91V82H92ZM105 81H106V80H105ZM112 81L114 82V80H111V82H112ZM123 81H122V83H123ZM132 81H133V80H132ZM170 81H171V80H170ZM173 81H174V80H173ZM231 81H232V80H231ZM2 82H3V81H2ZM5 82H6V81H5ZM27 82H30V81L27 80ZM31 82H32V81H31ZM31 82H30V84H31ZM46 82H47V80H46ZM72 82H73V81H72ZM79 82H80V81H79ZM120 82H121V81H118V83H120ZM165 82H166V81H165ZM171 82H172V81H171ZM202 82H203V81H202ZM3 83H4V82H3ZM21 83H22V82H21ZM107 83H108V82H107ZM107 83H106V84H107ZM109 83H110V81H109ZM116 83H117V81H116ZM223 83H226V82H223ZM1 84H2V83H1ZM11 84H12V83H11ZM23 84H24V83H23ZM30 84H29V85H30ZM81 84H82V83H81ZM101 84H102V83H101ZM103 84H105V83L103 82ZM113 84H114V83H113ZM125 84H126V83H125ZM160 84H161V83H160ZM160 84H158V85H160ZM244 84H245V86H244ZM8 85H9V84H8ZM16 85H17V84H16ZM25 85H27V84H25ZM39 85H40V84H39ZM41 85H42V84H41ZM43 85H45V84H43ZM68 85H71V82H70V81H69ZM72 85H73V84H72ZM92 85H95V84H92ZM99 85H100V84H99ZM120 85H121V84H120ZM120 85H119V86H120ZM123 85H124V84H123ZM126 85H128V84H126ZM158 85H157V86H158ZM164 85H165V83H164ZM164 85H163V86H164ZM166 85H167V84H166ZM229 85H230V84H229ZM231 85H232V84H231ZM241 85H242V86H241ZM12 86H13V85H12ZM18 86H19V84H18ZM18 86H17V87H18ZM20 86H21V85H20ZM31 86H32V85H31ZM105 86H106V85H105ZM119 86H118V87H119ZM133 86H134V85H133ZM14 87H15V86H14ZM22 87H23V86H22ZM22 87L20 88L21 90H22ZM26 87H27V86H26ZM40 87H42V86H40ZM43 87H44V86H43ZM53 87H54V85L52 86V88H53ZM58 87H59V86H58ZM70 87H71V86H70ZM102 87H103V85H102ZM113 87H114V86H113ZM126 87H127V86H126ZM160 87H161V86H160ZM174 87H175V86H174ZM196 87H197V86H196ZM219 87H218V88H219ZM243 87H244V88H243ZM247 87H249V88H247ZM257 87L260 88V90H261V91H260L261 94H259V93H260V92H259V93L256 95V93H257V89H256V88H257ZM2 88H3V86H2ZM2 88H0V89H2ZM4 88H6V87H4ZM7 88H8V87H7ZM23 88H24V87H23ZM29 88H30V87H29ZM34 88L36 89V87H34ZM34 88H33V90H35ZM52 88H49V89H52ZM56 88H57V87H56ZM56 88H55V89H56ZM72 88H73V87H72ZM84 88H85V87H84ZM84 88H83V89H84ZM87 88H88V87H87ZM87 88H86V90L88 91L89 89H87ZM120 88H121V86H120ZM171 88H172V87H171ZM176 88H177V87H176ZM211 88H213V90H212ZM215 88H216V89H215ZM14 89H18V88H14ZM26 89H27V88H26ZM26 89H25V90H26ZM38 89H39V92H40L41 90L44 91L45 87H44V88H38V87H37V89L35 90L36 92L33 91V94H34V93L37 94ZM40 89H41V90H40ZM47 89H48V87H47L45 90H47ZM49 89H48V90H49ZM55 89H54V91H53V90H51V91H52V92H55V95H54V96H56V98H57V97H58V93H57L58 90L56 89L57 91H55ZM76 89H77V88H76ZM79 89L81 90V88H79ZM79 89H77V90H79ZM90 89H91V88H90ZM99 89H101V88L99 87ZM129 89H130V88H129ZM138 89H140V88H138ZM231 89H229V90H231ZM10 90H12V89L10 88ZM77 90H76V91H77ZM92 90H93V89H92ZM105 90H106V89H104L103 92H105ZM110 90H111V89H110ZM112 90H113V89H112ZM120 90H122V89H120ZM134 90H135V89H134ZM134 90H132V91H134ZM136 90H137V89H136ZM151 90H150V91H151ZM157 90H158V91H157ZM176 90H177V89H176ZM176 90H175V91H176ZM197 90H198V89H197ZM7 91H9V90H7ZM13 91H18V90H13ZM13 91H11V92H10V91L7 92L6 95H8V93H9V95H10L11 93H13V94H16V96H17L18 93H17V92L14 93ZM59 91H60V93H59V96H60V94H62V93L64 94V92H66L67 89H66V91L64 90V92H61V91H62L61 89H59ZM59 91H58V92H59ZM74 91H75V90H74ZM81 91H82L81 93L84 95V91H85V90H81ZM87 91L85 92V93H86V96H88V95H87ZM90 91H91V90H90ZM90 91H89V93H90ZM98 91H100V90H98ZM98 91H96L95 88H94V90H93L94 94H96L95 92L98 93ZM108 91H109V89H108ZM137 91H138V90H137ZM150 91H149V92H150ZM168 91H169V92H168ZM173 91H174V90H173ZM180 91H181V90H180ZM210 91H213V92L215 93V95H214V93H211ZM2 92H4V91L1 90V93H2ZM31 92H32V90H31ZM41 92H42V91H41ZM45 92H46V91H45ZM69 92H73V91L70 90ZM77 92H78V91H77ZM103 92H102V93H103ZM125 92H126V90H125ZM125 92H124V94H125ZM127 92H129V91H127ZM202 92H201V93H202ZM1 93H0V94H1ZM5 93H6V92H5ZM5 93H4V94H5ZM67 93H68V92H67ZM67 93H66V94H67ZM78 93H79V92H78ZM105 93H106V94H104V96H107V91H106ZM111 93L116 94V93H118V92H116V93H115V92H111ZM119 93H120V92H119ZM165 93H166V94H165ZM199 93H200V92H199ZM201 93H200V94H201ZM219 93H220V92H219ZM237 93H238V94H237ZM244 93H243V95H244ZM4 94H3V95L1 94V95L3 96V98L0 97V99H5V103H7V100H8V99H6L7 96H6V98H4V97H5ZM25 94H26V92H25ZM28 94H30V93H27V95H28ZM63 94H62V95H63ZM66 94H64V96H66ZM109 94H110V92H109ZM121 94H123V92L120 93L119 95H121ZM131 94H132V93H131ZM131 94H130V95H131ZM134 94H135V93H134ZM136 94H137V93H136ZM162 94H165V95H167V96L164 97L165 95H163V97L161 98V95H162ZM170 94H171V93H170ZM173 94H174V93H172V95H173ZM175 94L177 95L178 92H177V93L175 92ZM179 94H180V95H183V94H181V93H179ZM186 94H187V93H186ZM186 94H184V96H185ZM204 94H203V95H204ZM220 94L222 95V93H220ZM19 95H20V94H19ZM30 95L32 96V94H30ZM68 95H71V96H69V97L72 98V94H71V93H68ZM83 95L79 98L78 94H77V96H76V93H75V94H73V96H74L73 99L77 97L78 100H80L81 98H83ZM91 95H92V92H91ZM140 95H141V94L139 93V96H140ZM151 95H152V96H151ZM176 95H173V96H175V97L171 96L172 99L168 98V99L171 100V101L168 100V101L171 102V108H173V107H172V106H173L172 103H174V102H172L173 98H177V96H178V95H177V96H176ZM217 95H218V94H217ZM223 95H224V93H223ZM259 95H260V96H259ZM14 96H15V95H14ZM14 96L11 94V97H9V99L12 98V97H14ZM16 96H15V97H16ZM20 96H21V97H18V96L16 97L17 100H18V98H19V99H20V98L23 99L22 96H24V95H20ZM28 96H29V95H28ZM28 96H27V97H28ZM31 96H30V97H31ZM40 96H42V95L40 94ZM46 96H47V95H46ZM75 96H76V97H75ZM86 96H84V97H86ZM89 96H90V95H89ZM92 96H94V95H92ZM92 96H91V97H92ZM121 96H122V95H121ZM121 96H119L120 99H122V97H123V96H122V97H121ZM126 96H127V94H126ZM133 96H134V95H133ZM200 96H202V95H199V97H200ZM205 96H206V95H205ZM224 96H225V95H224ZM227 96H228V95H227ZM15 97H14V98H15ZM30 97H29V98H30ZM33 97H35V96H33ZM47 97H48V96H47ZM60 97H61V96H60ZM60 97L57 98V99H61ZM95 97H96V99H95V101H94L95 103L93 102L94 98L91 99L90 97H86L87 99L90 98V99H91V102H93V105H92V104H90L91 102H90L89 99H88V101H89L90 103H88V102L86 101L88 104L91 105L90 110L87 109L88 107L85 108L84 106H79L82 110H83V108H85V111H86V109H87V111L89 110V113L85 112V115H86V116L89 115V116H87V117H85V118H88V117H89V118H88V120H84V122H82L83 125L86 124L87 121H89L90 118H91V120L93 119L92 121H95V124H94V125L92 124V123H94V122L90 123V126H91V124H92V126H91L90 128H89V126H88V127L86 126V128H85V129H88V130L91 129V131H92V130H95V129L98 130V129L100 128V126H102V124H103V122H102V121H103V118H102V117L105 115V113H106V117L104 116V120H107V121H108V117H107V115H109V117H111V118L113 117V118H112L113 120L111 119V120H112V123H113V121H114V116H115V115H119L118 113H116V111H114V112H115V115H114V116L111 115V113L109 114V112H110L111 110H113V109L110 110L109 107L112 108V107H114V105H113L112 103H110V101H108V103H110V105H113V106H110V105L107 103V99H108V98H107V99L104 98V99L106 100V101H105V100H103V97H98L97 94L95 95ZM97 97H98V98H97ZM119 97H118V98H119ZM135 97H136V95H135ZM141 97H142V96H141ZM141 97H139V98H141ZM180 97H181V96H180ZM182 97H183V96H182ZM185 97H186V96H185ZM185 97H183V98H185ZM193 97H194V99H192ZM206 97H208V96H206ZM211 97H212V98H211ZM216 97H217V96H216ZM14 98H12V101H11V100H10V101L13 102V101H14V100H13ZM66 98L69 99L68 97H64V98L62 97V100L64 99L63 102H65V100H67ZM86 98H85V99H86ZM111 98H113V96H112ZM115 98H116V96H115ZM123 98H124V97H123ZM139 98H138V100H139ZM145 98H146V97H145ZM145 98H144V99H145ZM153 98H155V99L153 100ZM160 98H161V99H160ZM210 98H211V99H210ZM33 99H34V98H33ZM35 99H36V97H35ZM38 99H39V98H38ZM38 99H37L38 102H40V100H42V99L44 100V98H42V99H40V100H38ZM48 99H51V98H48ZM54 99H55V98H54ZM87 99H86V100H87ZM120 99H119V102H118L119 104H121V103L123 104V102H124L125 104H128V105L130 104V101H129V102H128V101H126V102L123 101V102H122V101H120ZM125 99H126V98H124L123 100H125ZM130 99H132V96H131ZM130 99H129V100H130ZM198 99H199V98H198ZM200 99H202V98L200 97ZM205 99H206V100H205ZM219 99H220V100H219ZM227 99H228V101H227ZM24 100H25V99H24ZM24 100H22V101L19 100V101H17V102H22V103H23ZM29 100H32V97H31ZM29 100H28V101H29ZM43 100H42V101H43ZM70 100H71V99H70ZM82 100H83V99H81V101H82ZM126 100H127V99H126ZM134 100H135V99H134ZM134 100H133V101H134ZM174 100H175V99H174ZM233 100H234V101H233ZM3 101H4V100H3ZM28 101H27V106L29 105V104H28ZM56 101H57V100H56ZM59 101H60V100H58V102H59ZM114 101L117 102V99L112 101L113 103L116 104V102H114ZM133 101H132V102H133ZM136 101H137V98H136ZM157 101H158V100H157ZM161 101H160V102H161ZM175 101H176V100H175ZM181 101H182V99H181ZM181 101L178 102V105H179V103H181ZM192 101H191V103H192ZM200 101H201V100H199V103H201V104H199V103H198V104H199V105H202V102H200ZM209 101H208V102H209ZM1 102H2V101H1ZM8 102H9V100H8ZM29 102L34 104V100H33V101H29ZM43 102H48V101L45 100V101H43ZM43 102H42V103L40 102V103L43 104ZM50 102H51V101H50ZM54 102H55V101H54ZM68 102H69V105H70V104H71L70 102H72V100H71V101H68ZM74 102H76V101L74 100ZM82 102H83V101H82ZM82 102H81V103H80V102H79V103L77 102V104H81V105H83V104L85 103V102H83V103H82ZM120 102H121V103H120ZM127 102H128V103H127ZM139 102L142 103V101H140V100H139ZM139 102H138V103H139ZM158 102H159V101H158ZM158 102H157V103H158ZM160 102H159V103H160ZM164 102H165L164 104L166 105V103H167L166 99L164 100ZM194 102L197 103L198 101L196 102V101L194 100L193 103H194ZM2 103H4V102H2ZM2 103H1V104H2ZM35 103H36V101H35ZM40 103H39V105L36 104V105H38V109H37V107H36L35 104H34V105L32 104V106L29 105V106H28L29 109H33V110H29L30 112H29V111L27 112V114H29V115H27V114H26V115H27V116H30V115H32V113H34V111H35V112H38L37 110H39V112L41 113L42 110L40 111V109H43V108H41V107H44V105H45V107H44V109H45L46 107L49 106V104L47 105V104H45V103L43 104V106H40V105H41ZM118 103H117V104H118ZM135 103H137V102H135ZM143 103H144V102H143ZM155 103H156V100H155ZM161 103H162V102H161ZM175 103H177V101H176ZM204 103H205L204 105L207 104V102H204ZM7 104H8V103H7ZM11 104H13V103H11ZM14 104L17 105L18 103L15 102ZM23 104H24V103H23ZM51 104H52V103H51ZM51 104H50V108H51V111H52L51 113H54V115H55V112H53V111H55V110H57V109L54 107L55 105L51 106ZM54 104H55V103H54ZM65 104H66V106H67L66 109L70 107L69 105H67V103H64V105H65ZM88 104H87V106H88ZM122 104H121L120 106H122ZM139 104H140V103H139ZM139 104H138V105H139ZM164 104H161V105L159 104V106H158V104H157V106H158L157 108H159V107L161 106V108H160V109H157V110L160 111L163 107L166 109V107H168V106L170 105V103H168V105H166V107H165ZM198 104H196V105H198ZM210 104H213V102L209 103V105H210ZM56 105H59V104L56 103ZM62 105H63V104H62V102H61V106H62ZM72 105H73V104H72ZM84 105H85V104H84ZM108 105H109V107H108ZM123 105H124V104H123ZM130 105H131V104H130ZM130 105H129V106H130ZM140 105L143 106L142 104H140ZM140 105H139V106H140ZM155 105H156V104H155ZM155 105H154V106H155ZM162 105H163V106H162ZM175 105H176V104H175ZM190 105H191V106H190ZM207 105H208V104H207ZM207 105H206V106H203V105H202V107H204V109H205V107L207 108ZM6 106L9 107L8 105H6ZM18 106H20V105H18ZM22 106H23V105H22ZM24 106H25V105H24ZM24 106H23V107H24ZM61 106H60V107H61ZM68 106H69V107H68ZM76 106H77V105H76ZM85 106H86V105H85ZM125 106H126L127 108H129L127 105H125ZM131 106H132V105H131ZM135 106H137V104H136ZM176 106H177V105H176ZM194 106H195V105H194ZM210 106H211V105H210ZM1 107H4V108H5L4 105H3V106L0 105V110H1ZM10 107H11V106H10ZM10 107H9L10 110H13V109L15 110V108H13V106H12L13 109H11ZM14 107H16V106H14ZM23 107H22V108H23ZM28 107H27V108H28ZM39 107H40V108H39ZM57 107H58V106H57ZM71 107H72V106H71ZM77 107H78V106H77ZM77 107H75V110H78V109L80 110V108H77ZM82 107H83V108H82ZM116 107H118V106H115V109H116ZM123 107H124V106H123ZM132 107H133V106H132ZM179 107H180V106H179ZM190 107H191V108H190ZM197 107H199V106H197ZM197 107H195V108H197ZM202 107H201V108H202ZM251 107H252V108H251ZM4 108H2V109L4 110ZM16 108H19V107H16ZM22 108H21V109H22ZM25 108H26V106H25ZM27 108H26V109H27ZM52 108H55V110H52ZM58 108H59V107H58ZM63 108H65V107H63ZM76 108H77V109H76ZM136 108H137V107H136ZM164 108H163V109H164ZM169 108H170V107H168V109H169ZM171 108L169 109V110H170L169 113H170V112H172V113L174 112V110H173L174 108H173V109H171ZM201 108H199V109H197V110L200 111ZM209 108H211V107H209ZM19 109H20V108H19ZM21 109H20V110H21ZM26 109H24V110H26ZM44 109H43V111H45ZM59 109H60V108H59ZM66 109H65V110H66ZM69 109H71V108H69ZM69 109H68V110H69ZM118 109H119V108H118ZM134 109H135V108H134ZM152 109H154L153 106H152ZM163 109H162V110H163ZM177 109H178V108H177ZM17 110H18V109H16V112H15V111H9V112H10L9 114H12V113H13V114H14V113H19L18 111H20V110H18V111H17ZM24 110H23L22 113H25ZM47 110H49V107L47 108ZM47 110H46L44 113L48 112ZM60 110H61V111L63 110V112L65 111L64 109H60ZM68 110L65 111L66 113H63V114H64L63 117H65V116L69 113ZM71 110L73 111L74 109H71ZM71 110H70V111H71ZM123 110H124V108H123L121 111H123ZM127 110H128V109H127ZM132 110H133V109H132ZM132 110H129V111H128L129 114L132 113V114H131L132 116L129 115L125 110H124L123 112H126L125 114H128V116H131V117H134V118H135V115H137V114H136V113L134 114ZM150 110H151V109H150ZM155 110H156V108L154 109V111H155ZM172 110H173V111H172ZM179 110H178V111H179ZM183 110H185V111H183ZM201 110H203V109H201ZM208 110H207V111H208ZM250 110H251V111H250ZM4 111H5V110H4ZM21 111H22V110H21ZM21 111H20V112H21ZM58 111H59V110H58ZM67 111H68V112H67ZM72 111H71V112H72ZM108 111H109V112H108ZM130 111H131V112H130ZM159 111H158V113H159ZM176 111H177V110H176ZM205 111H206V110H205ZM245 111H246V112H245ZM247 111H249V113L251 114L250 116H249V113H248ZM0 112H1V111H0ZM5 112H6V111H5ZM59 112H60V111H59ZM59 112H58V113H59ZM71 112H70V114H73V115H74L75 112H74V113H71ZM107 112H108V114H107ZM114 112H113V114H114ZM137 112H138V111H137ZM152 112H153V111H152ZM163 112H164V111H163ZM241 112L244 113V114H243V115L240 114L241 116L236 117L237 114H238V113H241ZM2 113H3V112H2ZM42 113H43V112H42ZM44 113H43V114H44ZM48 113H49V112H48ZM51 113H50V114H51ZM76 113H79V112H76ZM119 113H120V112H119ZM121 113H122V112H121ZM154 113H155V112H154ZM156 113H157V112H156ZM165 113H166V111H165ZM172 113H171V114H172ZM204 113H205V112H204ZM245 113H248V114L245 115ZM0 114H1V113H0ZM9 114H7V115H9ZM20 114H21V113H20ZM20 114H19V116L22 115V114H21V115H20ZM56 114H57V112H56ZM65 114H66V115H65ZM83 114H84V112H83ZM123 114H124V113H123ZM138 114H139V113H138ZM141 114H142V115H141ZM145 114H146L147 116H145ZM149 114H150V113H149ZM161 114L163 115V113L160 112V115H161ZM171 114H170V116L172 117L173 114H172V115H171ZM174 114H175V112H174ZM1 115H3V117H4V116H5V113H4V114H1ZM1 115H0V116H1ZM23 115H25V114H23ZM23 115H22L20 118H22L24 121H23L22 119H20V118H19L18 120H20V122H22V123L24 124V123H25V119L27 118V116L25 115L26 118L24 119V118H23V117H24ZM37 115H38V116H37ZM57 115H58V114H57ZM59 115L61 116L62 113L60 112ZM68 115H69V114H68ZM77 115H78V114H75V117H77ZM79 115H80V114H79ZM85 115H84V116H85ZM110 115H111V116H110ZM166 115H167L166 118H169V117H168L169 114H166ZM9 116L12 117V115H9ZM9 116H8V117H9ZM32 116L34 117V115H32ZM32 116H30V117H28V118L31 119ZM36 116H37L38 118L41 117V115L39 116V114H35V117H36ZM49 116H50V115H49ZM126 116H127V115H126ZM126 116H125V115L121 116L122 118L125 117V119H122V118L120 117L121 120H120V119H119V120H120V121H122V120H126V121H127L128 119H130V117L127 118L128 116H127V117H126ZM152 116H153V114H152ZM184 116H185V117H184ZM198 116H199V115H198ZM247 116H248V117H247ZM253 116H255V117H253ZM5 117H7V116H5ZM5 117H4V118H5ZM10 117H9V119H11ZM13 117H16V116H13ZM17 117H18V116H17ZM33 117H32V118H33ZM47 117H48V116H47ZM47 117H46V118H47ZM56 117H57V119H55ZM63 117H62V119H61L59 116H55L54 119L57 120V121H59V120L63 121V119H64ZM66 117L69 118V119H72L70 116H69V117L66 116ZM136 117H137V116H136ZM162 117H163V116H162ZM164 117H165V115H164ZM171 117H170V118H171ZM0 118H1V120L3 119L2 117H0ZM46 118H45V119H46ZM52 118H53V117H52ZM67 118H66V119H67ZM73 118H74V117H73ZM78 118H79V117H78ZM81 118H82V117H81ZM106 118H107V119H106ZM115 118H116V117H115ZM170 118H169V119H170ZM192 118H190V119H192ZM196 118H197V119H196ZM202 118H204V115H203ZM236 118H237V119H236ZM7 119H8V118H7ZM7 119L5 118V119H3V120H6V123H7V122L12 123V122H11L12 120L15 121V118L12 119L11 121H10L9 119H8L9 121H7ZM30 119H28V120H30ZM36 119H37V118H35V119L33 118V120H35V121H36ZM40 119L43 121V115H42V118H40ZM40 119H39V121H38V119H37V121L41 123L42 121H40ZM50 119H51V116H50ZM54 119L51 121V120H49V117H48V121H51V123L49 122V123H50V127L48 126L49 128H48V127H46V128L50 129L52 126H54V127L57 129V126H58V129H59L60 126H59L58 124H61V123L58 122L57 126H55V125H56L55 123H56L57 121L54 123V122H53V121H55ZM69 119H68V120H69ZM99 119L101 120L100 122H102V123H96V121L98 122ZM109 119H110V118H109ZM117 119H118V116H117ZM3 120H2V121H3ZM31 120H32V119H31ZM33 120H32V122H34V124H35V121H33ZM68 120H67V122H71V121H72V120H71V121H70V120L68 121ZM76 120H77V119H76ZM81 120H83V118H82ZM81 120H80V122H81ZM154 120H155V121H154ZM161 120H162V118H161ZM171 120H172V118L170 119V121H171ZM173 120H174V118H173ZM182 120H183V119H182ZM14 121H13V122H14ZM44 121H45V120H44ZM44 121H43V122H44ZM117 121H118V120H117ZM120 121H119V122H120ZM153 121H154V122H153ZM175 121H173V124H174ZM189 121H190V120H189ZM189 121H188V122H189ZM203 121H204V120H203ZM203 121H202V123H203ZM206 121H205V122H206ZM18 122H19V121H18ZM20 122H19V123H20ZM29 122H30V121H29ZM52 122H53V124H55V125H53ZM63 122H65V121H63ZM63 122H62V123H63ZM75 122H76V121H75ZM109 122H110V121H108V122H104V123L107 125V123H109ZM176 122H175V123H176ZM188 122H187L186 124H188ZM2 123H3V122H1V124H2ZM6 123H5V124H6ZM16 123H17V119H16V121H15V125H16ZM44 123H45V122H44ZM44 123H42V127H43V128H45V127L43 126ZM65 123H66V122H65ZM77 123H78V122H77ZM77 123H76V124H77ZM112 123L109 124V126H110V125H113ZM115 123H116V127H115V124L113 125V126L115 127V129L117 128V125H118V124H119L121 127H122L123 124L126 125V122H124V121L121 122V123H123L122 125H121L120 123L117 124V122H115ZM164 123H165L166 125H165ZM171 123H172V121H171ZM1 124H0V129H2V127H4V125L2 126ZM3 124H4V123H3ZM25 124H26V123H25ZM25 124H24V126H22V124H20V127H21V126H22V127H25V126L28 127V126H29V125H25ZM27 124H28V123H27ZM30 124H31V123H30ZM37 124H38V123L36 122V125H35V126H37ZM63 124H64V123H63ZM73 124H75V123H73ZM169 124H170V123H169ZM13 125H14V123H13ZM17 125H18V123H17ZM46 125H47V124H46ZM48 125H49V124H48ZM51 125H52V126H51ZM66 125L69 126L70 131H73V133H75L77 130H80V129L82 130V128H80L81 125H79V124H78L79 126L76 125V126H78V128L76 129V128H75L76 126H74V129H73V130H71L72 127H70L71 123H70V124H69V123H68V124H64V127L67 128ZM83 125H82V126H83ZM87 125H88V124H87ZM103 125H104V124H103ZM119 125H118V126H119ZM182 125H183V127L185 126V128H182ZM190 125H192V122L190 123ZM6 126H7V125H6ZM6 126H5V127H6ZM8 126H9V123H8ZM31 126H32V127L34 126L33 123H32ZM31 126H30V127H31ZM61 126H63V125H61ZM71 126H72V125H71ZM82 126H81V127H82ZM107 126H108V125H107ZM164 126H165V127H164ZM188 126H189V124H188ZM20 127H19V128H20ZM22 127H21V128H22ZM27 127H26V129L29 130V127H28V128H27ZM32 127H31V128H32ZM38 127H40V125H38ZM42 127H40V128H42ZM84 127H85V126H84ZM92 127H93V128H92ZM203 127H204V128H203ZM222 127H221V128L218 127L217 130H220V129H221V130L223 131V128H222ZM13 128H14V127H13ZM21 128H20V129H21ZM33 128H35V127H33ZM43 128H42V129H43ZM55 128H53V129H55ZM105 128H106V127H105ZM110 128H112V127L110 126ZM129 128H132V129H129ZM163 128H164V129H163ZM219 128H220V129H219ZM26 129L24 128L23 130L25 131ZM42 129H41V130H42ZM56 129H55V130H56ZM58 129H57V130H58ZM100 129L104 130V129H103V126H102ZM100 129H99L98 131H96V130H95V131H96V132H99V131H100L99 133L101 134V133H103V132H101L102 130H100ZM108 129H109V127H108ZM115 129L113 128V129H111V130H112V131H113V130L115 131ZM120 129H122V128H120ZM120 129L118 128V130L121 132ZM194 129H195V130H194ZM23 130H21V132H23V134H24L23 137H26V136L28 135V133H26L27 135L25 136V132H28V131L26 130V131L24 132ZM38 130H39V129H38ZM38 130H37V131H38ZM62 130H63V127H62L61 131H62ZM74 130H75V131H74ZM128 130H126V128H125V130L122 129V132H123V131L127 132ZM221 130L219 131L220 133L222 132ZM70 131H69V129H68V133H71ZM85 131H86V130H85ZM85 131H83V132L85 133ZM114 131H113V132H114ZM119 131H118V132H119ZM30 132H31V131H30ZM30 132H29V133H30ZM41 132H42V131H41ZM78 132H79V131H78ZM78 132H77V133H78ZM87 132H88V131H87ZM125 132H124V133H125ZM172 132H173V134H172ZM177 132H178V133H177ZM46 133H47V132H46ZM79 133H82V132H79ZM88 133H90V131H89ZM99 133H95V134L98 135ZM114 133H115V132H114ZM116 133H117V132H116ZM127 133L129 134L130 131L127 132ZM198 133H199L200 135H199ZM19 134H20V133H19ZM21 134H22V133H21ZM21 134H20V136H22ZM32 134H33V132H32ZM32 134L30 133L29 135L31 136ZM38 134H39V133H38ZM43 134H44V133H43ZM55 134H56V131H55L54 135H55ZM57 134H58L59 136L62 135V134H59V133H57ZM75 134H76V133H75ZM103 134H104V133H103ZM130 134H131V136H132V133H130ZM185 134H186V135H189V137H187ZM222 134H223V133H222ZM11 135H12V134H11ZM45 135H46V134H45ZM76 135H77V134H76ZM90 135H91V134H90ZM92 135H94V134H92ZM122 135H123V134H121V136H122ZM126 135H127V134H126ZM9 136H10V135H9ZM12 136H13V135H12ZM30 136H28V137L31 138V139L28 140V142L26 143V144H28V145H26V144L24 143L27 147L29 146V143H31V141L38 142V141H36L35 139L32 140V138H33L34 135H32V137H30ZM35 136H37V135H35ZM55 136H56V135H55ZM64 136H65V135H64ZM66 136H67V135H66ZM94 136H96V135H94ZM102 136H103V135H102ZM102 136H100V137H102ZM133 136H134V135H133ZM18 137H19V136H18ZM23 137L18 138L19 140L16 139V135H15V138H13V137L11 138V136H10L11 139H10L9 137H7V139L9 138L8 141H11V143H12V145H11V147H10V150L14 149V150H13V151H15L14 153H17V152H18V154H20V153H22V152L24 153V151H23L22 149H21L22 151L20 150V151H21L20 153H19L18 149H16L17 146H19L20 144H22V142H20V140H21ZM37 137H38V136H37ZM37 137H36V139H37ZM43 137H44V136H43ZM43 137H41V139H42ZM60 137H61V136H60ZM100 137H99V138H100ZM138 137H139V135H138ZM138 137H137V138H138ZM174 137H172V138H174ZM177 137H178V136H177ZM208 137H206V138H208ZM29 138H25V139L27 140V139H29ZM53 138H55V137H52L51 139H53ZM66 138H71V137H68V136H67ZM73 138H76V137L73 136ZM78 138H79V137H78ZM89 138H90V137H89ZM104 138H105V137H104ZM104 138H103V139H104ZM113 138H114V137H111V138L109 137L108 140H111V139H112V141H113V140H114ZM116 138H117V136H116ZM118 138H119V137H118ZM131 138H134V137H131ZM131 138H130V137H129V138H120V140H121V139H128L129 142L133 143V142H132L133 139H131ZM137 138H136V139H137ZM180 138H179V137H178L177 139L175 138V140L178 141ZM23 139H24V138H23ZM43 139H44V138H43ZM49 139H50V138H49ZM57 139H58V138H56V141H58ZM60 139H61V138H60ZM60 139H59V140H60ZM81 139H82V138H81ZM87 139H88V138H87ZM87 139H84L83 142H85V140H87ZM100 139H102V138H100ZM139 139H141V138H139ZM139 139H137V140H139ZM146 139H147V140H146L145 142H148V141H149V143L151 142L150 140H148V138H146ZM170 139H171V138H170ZM196 139L194 140L195 142H196ZM199 139H198V140H199ZM38 140H39V139H38ZM47 140H48V139H47ZM117 140H119V139H117ZM130 140H131V141H130ZM172 140H173V139H172ZM186 140H187V139H186ZM186 140H185L184 142H188V141H186ZM193 140H192V141H193ZM206 140L208 141L209 139H206ZM0 141H1V140H0ZM3 141H5V139H4ZM3 141H2V142H3ZM8 141H6V143H7ZM22 141H23V140H22ZM29 141H30V142H29ZM42 141H43V140H42ZM62 141L65 142V139L62 140ZM62 141H61V142H62ZM128 141H126V142H128ZM143 141H144V140H143ZM176 141H175V143L178 144L180 140H179L178 142H176ZM181 141H182V139H181ZM207 141H205V143H206ZM214 141H213V142H214ZM2 142H0V143H2ZM25 142H26V141H25ZM64 142H63V144H64ZM68 142H69V141H68ZM71 142H72V141H70L69 144H71ZM106 142H108V141H106ZM115 142H116L115 144H117V141H116V140H115ZM135 142H136V141L134 140V143H135ZM152 142H153V141H152ZM182 142H183V141H182ZM190 142H189V143H190ZM199 142H200V141H199ZM199 142H197L198 145H199ZM201 142H203V141H201ZM6 143H5L4 145H6ZM32 143H33V142H32ZM58 143H59V142H58ZM73 143H74V142H72L71 147H72V145H75V144H73ZM111 143H112V142H111ZM123 143H125V142H123ZM131 143H130V144H131ZM136 143H138V141H137ZM136 143H135V144H136ZM168 143H169V144H168ZM207 143H209V141H208ZM214 143H216V142H214ZM214 143H213V145H214ZM2 144H3V143H2ZM40 144H43V143H40ZM40 144H39V145H40ZM65 144H67V145H65V146H68V145H69L68 143H65ZM85 144H87V142H85ZM85 144H84V145H85ZM93 144H94V142H93ZM101 144L104 145L103 142H102ZM115 144H114V145H115ZM120 144H121V143H120ZM143 144H145V143H143ZM147 144H148V143H146V145H147ZM177 144H176V145H177ZM195 144H196V143H195ZM195 144H193V142H192L191 145L195 146ZM201 144H203V143H201ZM9 145H10V144H9ZM30 145H31V144H30ZM33 145H34V144H33ZM39 145H35V146L38 147ZM53 145H54V144H53ZM53 145H52V146H53ZM90 145H91V144H90ZM95 145H96V144H95ZM137 145L139 146L140 143L137 144ZM141 145H142V144H141ZM152 145H153V143H152ZM179 145H181V144H179ZM179 145H178V146H179ZM188 145H190V144H188ZM196 145H197V144H196ZM198 145H197V146H198ZM203 145L206 146V144H203ZM203 145H202V146H203ZM207 145H209V144H207ZM26 146H25V147H26ZM40 146H41V145H40ZM46 146H47V145H46ZM55 146H56V145H55ZM85 146H86V145H85ZM127 146H128V145H127ZM132 146H133V145H132ZM132 146H131V147H132ZM135 146H136V145H135ZM173 146H174V145H173ZM197 146H196L195 148L198 150L199 148H198ZM6 147H7V145H6ZM22 147H23V146H22ZM25 147H23V149H24ZM27 147H26V148H27ZM48 147H49V146H48ZM79 147H80V146H79ZM79 147H78V149H79L80 152H81V151H82V150H81L82 148L80 147V148H81V149H80ZM108 147H109V146H108ZM115 147H116V146H115ZM125 147H126V146H125ZM175 147H176V146H175ZM183 147H184V146H183ZM0 148H1V144H0ZM32 148H33V147H32ZM32 148H31V149H32ZM39 148L41 149L42 147H39ZM104 148L106 149V147H104ZM129 148H130V147H129ZM173 148H174V147H173ZM173 148H172V149H173ZM210 148H211V147H210ZM210 148L208 149L209 151H206L207 148H206L205 151H206L207 153H210V152H211ZM212 148H211V149H212ZM1 149H2V148H1ZM1 149H0V150H1ZM5 149H6V148H5ZM8 149H9V148H8ZM37 149H38V148H37ZM37 149H36V151H37ZM40 149H39V150H40ZM50 149H51V148H50ZM70 149H71V148H70ZM75 149H76V147L74 148V150H75ZM96 149H97V148H96ZM105 149H102V150H105ZM132 149H133V148H132ZM174 149L176 150V148H174ZM185 149H186V148H185ZM192 149L194 150V148H192ZM201 149H202V147H201ZM201 149H200L199 151H202V150H203V149H202V150H201ZM3 150H4V149H3ZM24 150H25V149H24ZM28 150H30V149H28ZM33 150H34V149H33ZM33 150H31V151H33ZM48 150H49V148H48ZM79 150H78V151H79ZM83 150H84V146H83ZM85 150H86V148H85ZM87 150H89V149H87ZM97 150H98V149H97ZM97 150H96V151H97ZM125 150H127V149H125ZM141 150H142V149H141ZM167 150H168V149H167ZM169 150H170V149H169ZM169 150H168V153H169ZM179 150H180V149H179ZM181 150H182V146H181ZM190 150H191V149H190ZM1 151H2V150H1ZM1 151H0V153H1ZM49 151H51V150H49ZM90 151H91V149H90ZM92 151H93V150H92ZM92 151H91V152H92ZM96 151H95V152H96ZM113 151H114V150H113ZM130 151H131V150H130ZM146 151L148 152V150H146ZM164 151H165V150H164ZM183 151H186V150H183ZM187 151H188V149H187ZM259 151H257V153H258ZM27 152H28V151H27ZM39 152H40V151H39ZM52 152H53V151H52ZM57 152H58V151H57ZM60 152L62 153L63 151H60ZM75 152H76V151H75ZM82 152H84V151H82ZM85 152H86V151H85ZM85 152H84V153H85ZM91 152H90V153H91ZM116 152H117V151H115L114 153H116ZM152 152L154 153L155 151L153 150ZM172 152H173V151H172ZM202 152H203V151H202ZM253 152H254V151H253ZM261 152H262V153H261ZM23 153H22V154H23ZM41 153H42V152H41ZM50 153H51V152H50ZM54 153H56V151H55ZM61 153H60V154H61ZM149 153H150V152H149ZM157 153H158V151L156 152V156H157ZM165 153H166V152H165ZM165 153H164V154H165ZM168 153H166L165 155H167ZM191 153L193 154V153H195V151H192ZM191 153H189V154L191 155ZM242 153H243V155H242ZM6 154H9V155H10L9 152H6ZM18 154L15 155L14 157H16V156L18 157V156H19ZM27 154H29V153H25L24 156H26ZM34 154H35V153H34ZM34 154H33V155H34ZM56 154H57V153H56ZM56 154H55V155H56ZM70 154H71V153H70ZM98 154L100 155V153H98ZM98 154H95V153L93 152L92 155H98ZM117 154H118V153H117ZM120 154H121V153H120ZM137 154L140 155L139 153H137ZM141 154H142V153H141ZM143 154H144V153H143ZM164 154H161V155L163 156ZM183 154H184V153H183ZM183 154H181V155L183 156ZM189 154H188V156L190 157ZM195 154L198 155V154H200V152H199V153L196 152ZM239 154H241V155H239ZM250 154L248 153V155H250ZM260 154L258 153V154H256V155L259 156ZM29 155H30V154H29ZM40 155H41V154H40ZM50 155H51V154H50ZM55 155H53V156H55ZM58 155H59V153H58L55 157H57ZM62 155H63V154H62ZM86 155H87V154H86ZM101 155H103V154H101ZM114 155H115V154H114ZM128 155H129V156L131 155L130 157H132V154H128ZM133 155H135V154H133ZM150 155H151V153H150ZM161 155L159 154V156H161ZM169 155H170V153H169ZM169 155H168V156H169ZM204 155H205V154H204ZM204 155H202V156L204 157ZM216 155H215V156H216ZM262 155H261V156H262ZM24 156H23V159H25V158L27 157V156H26V157H24ZM69 156H71V155H69ZM80 156H81V155H80ZM202 156H199V157L202 158ZM206 156H207V155H206ZM211 156H212V154H211ZM237 156L233 155L232 157H233L234 159H233V158H232V159H233V160L237 159V158H238ZM252 156H255V155H251V156H248V157H251V158H252ZM257 156H255L254 161H255V159H257V158H258V160H260V159L262 160V159L264 158L263 156H262L263 158H261V157H257ZM14 157H13V158H14ZM17 157H16V158H17ZM20 157H22V155H21ZM20 157H18V160H19ZM32 157H33V156H32ZM32 157H31V158H32ZM34 157H37V156H34ZM34 157H33L32 159H34ZM58 157H59V156H58ZM60 157H61V156H60ZM111 157H112V156H111ZM120 157H121V156H120ZM124 157H125V156H124ZM135 157H136V156H135ZM140 157H142V159H143L145 156H140ZM146 157H148L147 154H146ZM146 157H145V160H146ZM150 157H151V156H150ZM152 157L154 158L155 156L152 155ZM170 157H171V155H170ZM170 157H168V158H170ZM189 157H188V158H189ZM191 157H192V156H191ZM209 157H210V154H209ZM236 157H237V158H236ZM7 158H8V157H7ZM9 158H10V157H9ZM41 158H43V156H41ZM62 158H64V157L62 156ZM106 158H107V157H106ZM133 158H134V157H133ZM136 158H139V157L137 156ZM157 158H158V157H157ZM159 158H160V157H159ZM164 158H165V157H164ZM166 158H167V157H166ZM180 158H181V157H180ZM194 158H195V157H194ZM197 158H198V157H197ZM222 158H223V157H222ZM259 158H260V159H259ZM3 159H6V157H4ZM3 159H0V161H1V160L3 161ZM20 159H21V161H22V158H20ZM87 159H88V158H87ZM91 159H94V158H91ZM154 159H155L154 161L156 162V158H154ZM175 159H176V158H175ZM175 159H172V160H174V162H175ZM177 159H179V157H178ZM177 159H176V161H177ZM186 159H187V158H186ZM186 159H185V157H184V160H186ZM198 159H199V158H198ZM228 159L232 160L231 157H229ZM228 159H226L227 162L230 161V160H228ZM8 160H9V159H8ZM8 160H5V161L7 162ZM18 160H17V161H18ZM27 160H28V159H27ZM30 160H31V159H30ZM44 160H45V159H44ZM80 160H81V159H80ZM133 160H134V159H133ZM140 160H141V159H140ZM158 160H159V159H158ZM158 160H157V161H158ZM162 160H163V159H162ZM187 160H189V159H187ZM191 160H192V159H191ZM195 160H196V159H195ZM199 160H200V159H199ZM202 160H203V162H202V161H200V162L206 164V163H205L206 158H205V160H204V158H203ZM237 160H240V159H237ZM241 160H242V159H241ZM241 160H240V161H241ZM244 160H245V159H244ZM244 160H243V164L241 163L242 161H241V162H240V161H237V162H240V163H241L240 166L243 165V167L246 166L244 163H247V164L250 163V164H251V162L248 163V162H245ZM247 160H249V159L247 158ZM252 160H253V159H252ZM252 160H249V161H252ZM261 160L259 161L260 163L262 162ZM13 161H14V162H11V161L9 160L8 162H10V163L13 164V163H15V160H13ZM35 161H36V159H35ZM40 161H41V160H40ZM72 161H76V160H69V163L72 162ZM82 161L85 162L86 160H85V161L82 160ZM95 161H96V160H95ZM143 161H144V160H143ZM146 161H147V160H146ZM146 161H145V162H146ZM167 161H168V160H167ZM169 161H170V160H169ZM181 161H182V160H179L180 163H181ZM212 161H213V159H212ZM218 161H220V164H219V165H221V163H222L223 160H222V161H221V160H218ZM235 161H236V160H235ZM254 161H253V162H254ZM6 162H5V163H6ZM25 162H26V161H25ZM27 162L30 163V161H27ZM41 162H42V161H41ZM43 162H45V161H43ZM86 162H87V161H86ZM113 162H114V161H113ZM118 162H119V160H118ZM145 162H144V164H146ZM160 162H161V163H160ZM162 162H163V161H159V164H160V165L163 164ZM164 162H165V161H164ZM179 162L177 163L178 165H180ZM210 162H211V161H210ZM215 162H216V161H215ZM256 162H257V161H256ZM259 162H258V163H259ZM263 162H264V161H263ZM1 163H2V162H1ZM5 163H4V164H5ZM16 163H17V162H16ZM21 163H22V162H21ZM39 163H40V162H39ZM39 163H37V165H38ZM46 163H47V162H46ZM46 163H45V164H46ZM89 163H90V162H89ZM110 163H111V162H110ZM115 163H116V162H115ZM140 163H141V162H140ZM142 163H143V162H142ZM142 163H141V165H143V166H145V167L147 166V164L144 165V164H142ZM147 163H148V162H147ZM183 163H184V162H183ZM183 163H182L180 166H182ZM188 163H189V162H188ZM190 163H191V162H190ZM192 163H194V161H193ZM208 163H209V161L207 162V165H209ZM223 163H224V162H223ZM229 163H230V162H228L227 164H229ZM231 163H233V164H231L232 166H235V165H236V163H234V161H231ZM254 163H255V162H254ZM254 163H253V164H254ZM2 164H3V163H2ZM8 164H9V163H8ZM24 164H25V165H24ZM33 164H34V162H33ZM33 164H32V165H33ZM48 164H49V163H48ZM51 164H52V162H51ZM61 164H62V163L58 164V166L60 165V168L62 169L64 166L61 165ZM81 164H82V163H81ZM84 164H85V163H84ZM214 164H215V163L212 162V165H213L212 168H213L214 166L216 167V165H217V163H216V165H214ZM225 164H226V163H225ZM237 164H238V163H237ZM250 164H249V166H247V170L249 169V170H248L249 173H250V171H251V169H250L249 167H251V166L253 165V164H251V166H250ZM262 164H263V163H262ZM6 165H7V164H6ZM6 165H4V166H6ZM10 165H11V164H10ZM19 165H20V162H19ZM19 165H17V166L20 167ZM22 165H23V166H26V163H23ZM56 165H57V164H56ZM75 165H76V164H75ZM85 165H87V164H85ZM85 165H84V166H85ZM93 165H94V164H93ZM106 165H107V163H106ZM138 165H139V164H138ZM138 165H137V166H138ZM141 165H140V167L142 168ZM156 165H157V163H156ZM156 165H155V166H156ZM160 165H158V166L160 167ZM164 165H165V167H167V166H166L167 164L164 163ZM207 165H205V167H206ZM219 165H218V167H219ZM255 165H256V164H255ZM255 165L252 166V167L254 168ZM33 166H36V165H33ZM33 166H32V167H33ZM49 166H51V165H49ZM49 166H48V167H49ZM53 166H55V165L53 164ZM58 166H55V167L58 169ZM62 166H63V167H62ZM65 166H66V165H65ZM108 166H109V165H108ZM132 166H133V168H134V165H132ZM158 166H157V168H158ZM185 166H186V165H185ZM194 166H195V165H194ZM199 166H200V165H199ZM201 166H202V165H201ZM221 166H223V165H221ZM224 166H225V165H224ZM228 166H229V165H228ZM232 166H230V167L232 168ZM236 166H237V165H236ZM236 166H235V167H236ZM240 166L238 167L239 170L242 169V167H240ZM260 166H261V165H260ZM11 167H14V166L11 165ZM29 167L31 168V165H30ZM37 167H38V166H37ZM37 167H36V168L33 167V169L35 168L36 170L34 169V170H32V171H33V172H34V171L36 172V171H37ZM70 167H71V166H70ZM116 167H117V166H116ZM119 167L121 168L120 165H119ZM124 167L126 168L127 166H124ZM124 167H122V170H124ZM130 167H131V166H130ZM140 167H136V165H135V170H134L133 168H132L131 170H129V169L127 168V170H125V171H121V172H119V171L117 170L118 173L116 172V174H113L114 177L109 175V174H111L112 169H115L114 166L112 167V169H111L110 167H106V168H110V170H111V171L108 172V175H109L111 178H109V176H107L108 179L105 178V177H106V176H105L106 174L104 175L105 177L103 176V173H102V175H100V172L103 171V169H102V170L99 169V170H101V171H100V172L98 171V172H99V177H100V178H98V179H101V178H102V179L100 180L102 183L99 182L98 179H97V182H98V183L94 181L95 179H94V180L91 179L92 181H90V182H93V183L95 182V184L92 183L93 185H96V183H97V185H98V184L100 183V184H101L100 187H103V186H104V187L106 188V186H110V187H107V188H108V191L111 190V189H110L111 187H112L113 189L117 190V191H116L115 193H114V192H113V193H110V192L107 191V188H106V191H101V192H103V193H102L103 197H104V195H105L106 193H108V194L105 195V198H106V199H104V198L102 197V195H101V196L99 195L101 192L98 194L99 197H102L104 200H110L111 202H110V201H102V200H99V198H97L98 196H97V195H94V194L92 193L94 196L91 195V196H89V197L86 198V199H89V200H88L89 202H90L91 200L93 201V202H92V201L90 202V203H93L91 208L94 207L95 210H99V211L102 210V212H104V211H103L104 209H102L103 206H105L104 203H106V202H107V203H108V202H109V203H112L113 201H116V202H117L118 200H121V201L123 200L124 203L120 201V202L123 203V204L120 205V202L118 201V203H117V204H114V205L112 206V208H110V209L108 208V205L110 206V204H108L107 206H105V209H107V212H106V213H103V215H105V214H109V216L111 217L110 213H108V212H110V210H114V211H112V212H113L112 217H117V218H119V213H120V214H121L122 212L124 213V210L127 211L128 207H129V205L125 204V202L128 203L129 201H131L130 197L128 196L129 193H130V195H131V191H132V189L135 187V185H136V187H137V186H138L137 184H139V180H140L141 175H142V174H141L142 170H141V172H139L140 170H138V171H136V170H137L138 168L140 169ZM145 167H143V168H145ZM165 167L163 166V167H161V168H165ZM168 167H169V166H168ZM195 167H196V166H195ZM205 167H203V168H205ZM210 167H211V166H210ZM215 167H214V168H215ZM226 167H227V166H226ZM226 167H225V168H226ZM230 167H229V169H230ZM235 167L233 168V170H231V169H230V170H227V169H228V167H227L226 170H227V172H228V171H230V172L232 171V172H233V171L235 170ZM252 167H251V168H252ZM257 167H258V164L256 165V168H257ZM20 168H21V167H20ZM60 168H59V169H60ZM71 168H73V166H72ZM98 168H100V166H98ZM102 168H103V167H102ZM106 168H104V169H105V173H107V171H108V170L106 171ZM136 168H137V169H136ZM151 168H152V167H151ZM151 168H150V166H149V169H151ZM176 168H177V167H176ZM196 168H198V166H197ZM208 168H209V167H208ZM208 168H206V169H208ZM214 168H213V169H214ZM220 168H222V167H220ZM225 168L222 170L223 172H226ZM245 168H246V167H245ZM253 168H252V169H253ZM256 168H254V169L256 170ZM263 168H264V167H263ZM18 169H19V168H18ZM25 169H26V168H24V170H25ZM54 169H55V168H54ZM66 169H68V167H67ZM73 169H74V168H73ZM77 169H79V167H77ZM80 169H81V168H80ZM82 169H83V168H82ZM82 169H81V170H82ZM86 169H89V168H86ZM86 169L84 168L83 170H86ZM95 169H96V168H95V165H94V169H93V171H95ZM147 169H148V166H147ZM152 169H153V168H152ZM216 169H217V171L219 170L217 167H216ZM236 169H237V167H236ZM254 169H253L252 171H253L254 174H255L257 171L255 172ZM261 169H262V168H261ZM16 170H17V168H16ZM19 170H21V169H19ZM19 170H17V172H15V170H14V168H13L12 171H11V169H10L11 172H10V171H9V172L12 173V172L14 171L16 175H19V174H17L18 172L20 173ZM55 170H56V169H55ZM83 170H82V171H83ZM89 170H90V169H89ZM91 170H92V168H91ZM91 170H90V173L93 172V171L91 172ZM97 170H98V169H96V171H97ZM133 170H134V171H133ZM145 170H146V168H145ZM145 170H144V171H145ZM156 170H158V169H155V171H156ZM163 170H164V169H163ZM166 170H167V169H166ZM166 170H165V171H166ZM196 170H197V169H196ZM201 170H202V169H201ZM203 170H204V169H203ZM247 170H246V172H247ZM258 170H259V168H258ZM5 171H6V170H5ZM26 171H27V172H26ZM29 171H30V170H29ZM29 171L26 169V170H25L26 174H27ZM51 171H52V170L49 169L48 171L43 172V174L41 173L42 176L40 175V173L38 174V176L40 175L41 177H43V175H44V173H45L44 176L46 177V172H48V173L50 172V173H49V176H48V179L50 180V177H51L52 175H54L53 173L51 174ZM114 171H115V170H114ZM147 171H148V170H147ZM147 171H145V172H147ZM152 171L154 172V170H152ZM165 171H164V172H165ZM174 171H175V170H173V172H174ZM180 171L183 172L184 170H180ZM180 171H178V172H180ZM197 171H198V170H197ZM206 171H207V170H206ZM217 171H216V172H217ZM219 171H220V170H219ZM219 171H218V172H219ZM263 171H264V170H263ZM0 172H1V170H0ZM3 172H4V170H3ZM3 172H2V173H3ZM21 172H22V171H21ZM33 172H32V173H33ZM39 172H40V171H39ZM41 172H42V171H41ZM53 172H54V171H53ZM57 172H58V171H57ZM59 172H60V171H59ZM80 172H81V171H80ZM80 172L76 171V172H72V173H78V174H77V177H79ZM83 172L86 173L85 171H83ZM83 172H82V173H83ZM137 172H139L140 174H138ZM159 172H160V171H159ZM161 172H162V171H161ZM169 172H171V171H169ZM186 172H187V171H186ZM193 172H194V171H193ZM209 172H210V171H209ZM209 172H208V173H209ZM218 172H217V173H218ZM232 172H231V173H228L229 175H227V177L229 176V178H232V177H234V175H235L236 173H238L239 171H238V169H237V171H236V173H235L234 175H232ZM240 172H243V170L240 171ZM253 172H251V173L253 174ZM23 173H24V171H23ZM32 173H30V174L32 175ZM36 173H38V172H36ZM48 173H47V174H48ZM54 173H56V172H54ZM61 173H62V172H61ZM61 173H58V174L56 173V174H57L56 176H58V175L60 176ZM64 173H65V172H63V174H64ZM69 173H70V172H69ZM84 173H83V174H84ZM87 173H88V172H87ZM114 173H115V172H114ZM156 173H157V172H156ZM202 173H204V172H202ZM206 173H207V172H206ZM208 173H207V174H208ZM210 173H212V172H210ZM221 173H222V172H221ZM233 173H234V172H233ZM249 173H248V174H249ZM259 173H261V172H259ZM259 173H258V174H259ZM0 174H1V173H0ZM4 174H5V173H4ZM8 174H9V173H8ZM12 174H13V173H12ZM15 174H13V175H15ZM20 174H21V173H20ZM26 174H25V175H26ZM28 174H29V173H28ZM28 174H27L26 176H25V175H23V176H25V178H26V177L29 178V177H30V176H29L30 174H29V175H28ZM33 174H34V173H33ZM67 174H68V173H67ZM67 174H65V176H68ZM97 174H98V173H97ZM145 174H146V173H145ZM150 174H151V173H150ZM158 174H159V173H158ZM174 174H175V173H174ZM178 174H179V173H178ZM178 174H177V175H178ZM181 174H182V173H181ZM191 174H192V173H191ZM195 174H197V173H195ZM224 174H225V173H224ZM224 174H223V175H224ZM243 174H245V173H243ZM248 174H247V175H248ZM252 174H251V176L248 175V176H250V178H251L252 180L254 179V177H257V176H258V175H257V176H256V175H255V176L253 175V177H252ZM263 174H264V173H263ZM263 174H262V175H263ZM1 175H2V174H1ZM1 175H0V176H1ZM6 175H7V174H6ZM21 175H22V174H21ZM34 175H35V174H34ZM70 175H71V177L76 176V175H73V174H70ZM72 175H73V176H72ZM87 175H88V174H87ZM87 175H86V177H93V176H89V175H95V173H94V174H89L88 176H87ZM162 175H164V174H162ZM168 175H169V174H168ZM168 175H166V177H167ZM183 175H184V174H183ZM202 175H203V174H202ZM211 175H212V176H215V175L217 176V174H213V173H212V174H209L208 176L211 177ZM220 175H221V176H220ZM220 175H218L217 177H219V176L222 177V176H223L222 174H220ZM225 175H226V174H225ZM231 175H232V176H231ZM247 175H246V176H245V175H244V176L241 175L242 177H246L247 180H245L244 178H242V180L244 179L245 182H246V181L248 182V180H251V179H249V177L247 178ZM262 175L259 174V176H262ZM3 176H4V175H3ZM11 176H12V175H11ZM19 176H20V175H19ZM36 176H37V174H36ZM36 176H35V177H36ZM54 176H55V175H54ZM62 176H63V178H62L61 181H59V182H62V183H65V184L67 183V185H69L68 183H70V182L73 180V178H71V177H69V176H68L67 178L64 177V175H62ZM81 176H83V175H81ZM84 176H85V174H84ZM84 176H83V177H84ZM96 176H98V175H96ZM102 176H103V177H102ZM147 176H148V175H147ZM150 176H151V175H150ZM230 176H231V177H230ZM236 176H237V174L235 175V177H236ZM5 177H6V176H4V178H5ZM7 177H9V176H7ZM15 177H16V176H15ZM20 177H22V176H20ZM20 177H19V178H20ZM83 177H79L78 179L80 180V178H82L81 180L83 181V183H84V182L87 183L88 180H85L86 177H85L84 180H83ZM151 177H152V176H151ZM169 177H170V176H169ZM169 177H168V178H169ZM186 177H187V176H186ZM197 177H200V176H197ZM203 177H204V176H203ZM206 177H207V176H206ZM217 177H216V178H213V180H216ZM225 177H226V176H225ZM225 177H224V178H225ZM4 178H3V177H2V179L0 178V182H2V183H3V181H7V182H8V179L6 178L7 180H5ZM16 178H17V177H16ZM16 178H14V179H16ZM19 178H18V180H19ZM33 178H34V177H33ZM57 178H58V177H57ZM57 178H56V179H57ZM146 178H147V179H146ZM146 178H145V180H146V182H148V179H149V178H148V177H146ZM158 178H160V180L162 179L161 177H158ZM173 178H174V177H172V179H173ZM175 178H176V177H175ZM181 178H183V177H181ZM194 178H195V177H194ZM204 178H205V177H204ZM222 178H223V177H222ZM229 178H228V179H229ZM236 178H237V177H236ZM238 178H239V175H238ZM260 178H261V177H260ZM260 178H259L260 181H262L261 179H263V181H264V178H261V179H260ZM11 179H12V181L14 180L13 178H11ZM29 179H30V178H29ZM36 179H37V178H36ZM36 179H33V181H35ZM39 179H41V178H39ZM156 179H157V178L155 177V180H156ZM163 179H164V178H163ZM166 179H167V178H166ZM170 179H171V178H170ZM177 179H178V178H177ZM184 179H185V178H184ZM184 179H183V180H184ZM187 179H188V178H187ZM207 179H208V178H207ZM226 179H227V178H226ZM232 179H234V178H232ZM256 179H257V178H256ZM1 180H3V181H1ZM9 180H10V179H9ZM16 180H17V179H16ZM16 180H14L13 182L15 183ZM18 180L16 181V183H18ZM20 180H21V179H20ZM22 180H23V179H22ZM46 180H47V178H46ZM49 180H48V181H49ZM51 180H52V179H51ZM76 180H77V179H76ZM76 180H75V183H74V184H73V183H70V184H71V185H75V184L77 183ZM79 180H78V183H79ZM81 180H80V181H81ZM89 180H90V179H89ZM175 180H176V179H175ZM200 180H201V178H200ZM205 180H206V179H205ZM222 180H223V179H222ZM238 180H239V179H237V181H238ZM240 180H241V179H240ZM240 180H239V181H240ZM242 180H241V181H242ZM252 180H251V183L254 181V180H253V181H252ZM25 181L27 182V180H25ZM33 181H32V180H31V181L29 180V181H28V184H29V183L32 184ZM43 181H44V184H45V186H46V184H48V183H49V184H50V183H53V184H54V181H55V180H54V181L52 180V182L49 181V182H47V183H45V182H46L45 180H43ZM86 181H87V182H86ZM153 181H154V179H153ZM158 181H159V180H158ZM184 181H185V180H184ZM218 181H219V179H218ZM226 181H228V180H226ZM229 181H233V180L229 179ZM9 182H10V181H9ZM21 182H22V181H19V183H21ZM35 182L40 183V182H42V181L39 182L38 180H36ZM35 182H34V183H35ZM56 182H58V180H57ZM56 182H55V184L57 185ZM59 182H58V184L60 185ZM90 182H88V183H90ZM109 182H110V183H109ZM144 182H145V181H144ZM144 182H143V185H144V184H145V185H146V184H147V185H149V184L151 185V183H152V182H151V183H146V182L144 183ZM171 182H174V181H171ZM187 182H188V181H187ZM207 182H208V181H207ZM220 182H221V184H224V183H222V182H224V181H220ZM234 182H235V181H234ZM245 182H242L243 184H241L242 186L245 184V187H244L245 189H244L242 186L239 187V188H240V189L243 188L244 190H246L245 193H247V192H248V189L246 188V183H247V182H246V183H245ZM254 182H255V184H256V183L259 182V181L257 180V182H256V181H254ZM254 182H253V183H254ZM23 183H25V182H23ZM23 183H22V184H23ZM34 183L32 184V186L35 185ZM62 183H61V186H60V187H57L58 189L65 185V184L62 185ZM156 183H157V182H156ZM156 183H155V184L152 183L153 186H155ZM165 183H166V182H165ZM165 183H164V184H165ZM174 183H176V182H174ZM197 183H198V182H197ZM212 183H213V181H212ZM212 183H211V184H212ZM216 183H217V181H216ZM228 183H229V182H228ZM228 183L226 182V184H228ZM230 183H231V182H230ZM230 183H229V184H230ZM237 183H238V182H237ZM249 183H250V181H249ZM251 183H250L248 186L251 187V186H252ZM22 184H21V185H22ZM28 184L26 183V188L28 187V186H27ZM49 184H48V185H49ZM53 184H50V186L53 185ZM79 184L82 185V182L79 183ZM168 184H169V182H167V185H168ZM170 184H171V183H170ZM179 184H180V183H179ZM183 184H185V183H183ZM188 184H189V182H188ZM198 184H199V186L202 185V184H200V183H198ZM221 184L218 185V186H220V187L223 186V185H221ZM255 184H253L254 186H252V188H253V187H256L257 185L259 186L260 183H259V184L257 183L256 186H255ZM4 185H5L4 187L6 188V187H7L6 184H4ZM8 185H10V183H9ZM11 185H12V184H11ZM21 185H20V186H21ZM38 185H39V184H37V186H38ZM40 185H42V184H40ZM48 185H47V187H48ZM59 185H58V186H59ZM67 185H66V186H67ZM89 185H90V184H89ZM93 185H92V186H93ZM97 185H96V186H97ZM147 185H146L145 187H143V186H142V187L145 189V188L147 187ZM150 185H149V187H150ZM160 185H161V184H160ZM196 185H197V184H196ZM212 185H213V184H212ZM215 185H216V184H215ZM224 185H225V184H224ZM235 185H236V184H235ZM235 185L232 186L234 189H235V187H236ZM261 185H262V184H260V186H261ZM12 186H13V185H12ZM12 186H11V187H12ZM50 186L48 187V189L50 188ZM83 186H84V188H85V187H88V185H87V186L83 185ZM92 186H91V187H92ZM153 186H152V187H153ZM161 186H163V185H161ZM161 186H158V187H161ZM202 186H204V185H202ZM210 186H211V185H210ZM210 186H209V187H210ZM238 186H240V185L238 184ZM238 186H237V187H238ZM248 186H247V187H248ZM258 186H257L256 188H258ZM1 187H2V186L0 185V189H1ZM4 187H2V189H3ZM15 187H17V185H16ZM15 187L13 186V189H14ZM24 187H25V186H24ZM35 187H36V185H35ZM53 187H54V185H53ZM53 187L51 186V189H52V190H51V191L49 190L50 192H53V191H54V190H53ZM91 187H90V190L93 189L95 186H94L93 188H91ZM142 187H141V188H142ZM152 187H150V188L152 189ZM176 187H177V186H176ZM182 187H183V186H182ZM182 187H180V189H181ZM184 187H185V186H184ZM200 187H201V186H200ZM209 187L207 186V189L209 190V193H210L211 190L209 189ZM213 187H214V186H213ZM216 187H217V185H216ZM229 187H231V186L229 185ZM229 187H228L227 189H229ZM18 188H20L19 185H18ZM18 188H16V190H17ZM28 188H31V187H28ZM42 188H43V187H42ZM70 188H71V187H70ZM88 188H89V187H88ZM98 188H99V187H98ZM139 188H140V187H139ZM139 188H134V190H135V189L137 190V189H139ZM141 188H140V189H141ZM170 188H174V187H170ZM191 188H192V187H191ZM203 188H204V187H203ZM205 188H206V187H205ZM214 188H215V187H214ZM218 188H219V187H218ZM7 189H9V186L6 188V191H9V190H7ZM10 189H11V188H10ZM21 189H22V188H20L19 190H17V191L19 192V194H20V192H22V191H23V193H25V192H27V191H30L29 189H27V191H26L25 188H24V190H21ZM32 189H33V188H31V190H32ZM36 189H37V188H36ZM36 189H35V191L38 192L39 189H37V190H36ZM48 189H45V190H44V188H43L42 190L47 191L46 193H48ZM58 189H56V190L58 191ZM64 189H65V188H64ZM74 189H76V188H74ZM80 189H81V188H80ZM95 189H96V187H95ZM101 189H102V188H101ZM103 189H104V188H103ZM109 189H110V190H109ZM144 189H142V190H144ZM154 189H155V188H153L152 190H154ZM167 189H168V188H167ZM174 189H176V188H174ZM174 189H173V190H174ZM187 189H188V188H187ZM193 189H194V188H193ZM195 189H197V187H196ZM207 189H205V190L207 191ZM221 189H222V187H221ZM223 189H224V187H223ZM223 189H222V190H223ZM227 189H225V191H226ZM231 189H232V188H231ZM243 189H242V190H243ZM254 189H255V188H253V189L249 188V190H252V191H253ZM259 189H263V187H262V188L260 187ZM259 189H258V190L255 189V192L259 191ZM42 190H41V191H42ZM56 190H55V191H56ZM60 190H62V188L59 189V191H60ZM81 190H82V189H81ZM97 190H99V189H97ZM146 190H147V189H146ZM155 190H156V189H155ZM158 190H159V189H158ZM158 190H157V191H158ZM188 190H189V189H188ZM200 190H201V189H200ZM214 190L216 191L217 189H214ZM2 191H3V190H2ZM6 191L4 190V192H2V193H4V194L6 195ZM11 191H13V190H11ZM14 191H15V189H14ZM14 191H13V192H14ZM24 191H25V192H24ZM41 191H39L37 194L42 195V194H41ZM44 191H42V193H44ZM59 191H58V192H59ZM150 191H151V190H150ZM161 191H162V190H161ZM164 191H165V190H164ZM176 191H177V190H176ZM197 191H199V189H197ZM197 191H196V194H195V196H194L195 198H194V199L192 198L191 200H194L195 202L199 200V202H200L201 197H202L203 195L207 194V193L204 194V192H201V191H200V192H197ZM202 191H203V190H202ZM215 191H214L215 194L212 192L214 195H216L215 198L220 197L219 195H221V194H220L221 192L218 193L219 195L217 196V192H219V190H218L217 192H215ZM223 191H224V190H223ZM228 191H231V190L229 189ZM235 191H236V190H235ZM260 191H261V190H260ZM260 191H259V193H260ZM13 192L10 193V196H11V197H13L12 195H15V194L18 193V192H17V193H13ZM33 192H34V189H33ZM50 192H49V194H48L49 196H51V195H50ZM58 192H57V193H58ZM64 192H65V191H64ZM74 192H75V190H74L73 192H70V191L67 192V191H66L65 193H63V192H62V193H63V195H67V194L69 193V197H70V194H71V193L73 194ZM78 192H79V191H78ZM78 192H75V193H77L78 195H80V193H78ZM80 192H81V191H80ZM88 192H89V193H88V195H89V194H91L92 190H91V191H88ZM93 192H94V191H93ZM95 192H96V191H95ZM153 192H154L155 194H157V193L159 194L160 190H159L157 193H156V191H153ZM168 192H169V191H168ZM171 192H172V191H171ZM232 192H233V189H232V191H231L230 193L232 194ZM240 192H241V190H240ZM2 193H0V194L2 195ZM7 193H8V192H7ZM53 193H54V194H53ZM53 193H51V194H53V195H57V194H55V192H53ZM59 193H60V192H59ZM59 193H58V194H59ZM134 193H137V192L134 191ZM138 193H140V192H138ZM144 193H146V192H144ZM224 193H225V194H228V195L230 194V193L223 192L221 197H226V196L223 195ZM238 193H239V192H238ZM238 193H237V195H238ZM241 193H242V192H241ZM243 193H244V192H243ZM243 193H242V194H243ZM248 193H249V192H248ZM11 194H12V195H11ZM60 194H61V193H60ZM81 194H83V192H82ZM84 194L86 195L87 192H84ZM147 194H148V192H147ZM147 194H143V193H142V195H143L144 197H141V196L139 197V198H141V199H140L141 202H140V201H137L138 203L140 202V204H139L138 206H140L141 209H142V210H141V214H142V216H140L141 214L139 215L140 212L138 213L139 209L137 208V209H138V210H137L136 207H135V210L137 211V213H138L139 216H138V217H131V216L129 215L131 218H137V219H138L139 217H140V218L142 217L143 222H144V220L146 221V220L149 218V220L147 221V224H151V223L154 224V223H156V222H155V220H153V218H154V216L158 215V217L161 216V217H160L161 220H163V218H165V222H164V223H167V222H166L167 217H169V218L172 217V216L170 215V213H171V212H175V213H176V211H178V210H177L178 207H175V206L177 205V203H175V201H174V202H173V201L170 202V201H168L167 199H165L164 197H163V198H153L152 196H154L155 194L153 195L151 192H149V195H147ZM150 194H152V196H151ZM158 194H157V195H158ZM166 194H167V193H166ZM166 194H164V195H166ZM171 194H172V193H171ZM185 194H186V193H185ZM189 194H190V193H189ZM191 194H192V193H191ZM210 194H211V193H210ZM249 194H250V193H249ZM253 194H254L255 196L258 195L259 197L257 196V198H261V199H262V198L264 197L263 192H262L263 197H260V194H255V193H253ZM1 195H0V196H1ZM5 195H2V196H1L3 202H5V201H6V198L8 197V196L6 195V198H4L3 196H5ZM21 195H23V194H21ZM21 195L19 196V198H21ZM28 195H29V194H28ZM31 195H32V194H31ZM31 195H29V197H30ZM46 195H47V194L44 193L42 196H46ZM53 195H52V196H53ZM74 195H76V194H74ZM133 195L136 196V194H133ZM168 195H169V193H168ZM214 195H212V196H214ZM239 195H240V194H239ZM245 195H246V194H245ZM245 195H243V196H244V197H248V196H245ZM247 195H248V194H247ZM251 195H252V194H250L249 196H251ZM15 196L17 197L16 199H18V195H15ZM15 196H14V198H15ZM32 196H33V195H32ZM32 196H31V197H32ZM57 196H61V195H57ZM80 196L82 197V199H83V197L85 198L84 195H80ZM86 196H87V195H86ZM127 196H128V197H127ZM173 196H175V195H173ZM173 196H172V197H173ZM189 196H190V195H189ZM210 196H211V195H210ZM210 196H207V198L210 197ZM231 196H232V195H231ZM231 196L229 197L230 200H231ZM252 196H253V195H252ZM261 196H262V195H261ZM26 197H27V195H26ZM33 197H37V196H33ZM33 197H32V199L35 200V198H33ZM47 197H48V196H47ZM54 197H55V196H54ZM67 197H68V196H65V198H67ZM73 197H74V196L72 195V200L70 199L71 201H73ZM76 197H77V195H76ZM81 197H79V198H81ZM124 197H125L126 199H125ZM131 197L133 198V200L135 199L134 196H131ZM155 197H157V196H155ZM184 197H185V196H184ZM187 197H188V196H187ZM3 198H4V199H3ZM22 198H23V197H22ZM22 198H21V199H22ZM24 198H25V195H24ZM38 198H39V201H38V202H40V203L43 202L44 198H41V197H38ZM49 198H50V197H49ZM58 198H59V197H58ZM136 198H137V200H138V195H137ZM229 198H228V199H229ZM235 198H236L235 196L232 197V199H234V200H235ZM240 198L242 199V197H238L239 200H241ZM255 198H256V197H255ZM255 198H254V199H255ZM11 199H12V202L10 201ZM11 199L9 198V202H10V203L7 202L8 200L6 201V202L8 203V205L4 203L5 207H6V205L9 206V204H12L13 202H15V201H13V200H14L13 198H11ZM42 199H43V200H42ZM45 199H47V200H51V198H50V199L45 198ZM59 199H60L59 202L61 203V202H62V201H61L62 198L60 197ZM74 199H76V198L74 197ZM77 199H78V198H77ZM82 199H81V203H82L83 201H84V202L86 201V200H84V199H83V201H82ZM189 199H190V198H189ZM212 199H213V198H212ZM221 199H222V198H221ZM226 199H227V198H225L224 200H226ZM243 199H244V198H243ZM243 199H242V201H243ZM248 199H249V198H248ZM248 199H246V200H247V204L249 203V204L252 205V201H251V203H250V201H248ZM250 199H251V198H250ZM250 199H249V200H250ZM4 200H5V201H4ZM18 200H19V199H18ZM24 200H25V199H24ZM36 200H37V199H36ZM54 200H55V199H54ZM68 200H69V199H67V203H68V205H69ZM97 200H99V201L97 202ZM185 200H186V197H185ZM203 200L206 202V199H205V198H204ZM216 200H217V199L213 200V201H214V205H215V204H218V203H217L218 200H217V201H216ZM230 200H229V201H230ZM236 200H237V199H236ZM236 200H235V201H236ZM239 200H237L236 202L234 201V208L232 209V211H234V212L231 214L232 217H230V219H229V220L233 221V219H231V218H234V223L236 222L235 220H236L237 218L239 219V217H238V216H240V215H239V214H240L239 210H243V211H244V209L246 208V207H245L244 209H243V208L240 209V208L242 207V205H243V202H242V205H239V203H241ZM258 200H259V199H257V202H258ZM16 201H17V200H16ZM27 201H28V199H27ZM32 201H33V200H32ZM52 201H53V200H52ZM64 201H65V200H64ZM64 201L62 202V203H64V204H62V206L65 205V202H64ZM71 201H70V202H71ZM78 201H80V199H79ZM88 201H87V203H88V206H89V202H88ZM101 201H102V202H101ZM176 201H177V200H176ZM210 201H211V199H210ZM215 201H216V202H215ZM220 201H221V200H220ZM222 201H223V200H222ZM255 201H256V200H254V205H255ZM259 201L261 202V201H263V199H262V200H259ZM23 202L26 203V200L23 201ZM46 202H48V201H46ZM57 202H58V200H57ZM59 202H58V204L60 205ZM84 202H83V203H84ZM94 202H95V203H94ZM103 202H104V203H103ZM133 202H134V201H133ZM183 202H185V201H183ZM186 202H187V201H186ZM195 202H194V203H195ZM201 202H202V200H201ZM201 202H200V203H201ZM224 202H225V201H224ZM227 202H228V201H226V203H227ZM230 202H231V201H230ZM238 202H239V203H238ZM245 202H246V201H245ZM257 202H256V203H257ZM263 202H264V201H263ZM263 202H262V203H263ZM19 203H22V201H20ZM27 203H28V202H27ZM34 203H36V202H34ZM55 203H56V201H55ZM55 203L53 202V206H54ZM67 203H66V206H67ZM81 203H80V205H81ZM130 203H131V202H130ZM130 203H128V204H130ZM173 203H175V204H174L175 206L173 205ZM178 203H179L180 205H184V204H185V203H184V204H183V203L181 204L180 201H178ZM188 203H192V204H193V202H190V201H188ZM202 203H203V202H202ZM202 203H201V204H202ZM209 203H210V202H209ZM209 203H208V206H209V205H212V202H211L210 204H209ZM231 203H232V202H231ZM231 203H230V204H231ZM237 203H238V204H237ZM51 204H52V203H51ZM56 204H57V203H56ZM73 204H76V203H73ZM85 204H86V203H85ZM112 204H113V203H112ZM179 204H178V205H179ZM227 204H228V203H227ZM244 204H246V203H244ZM259 204H260V203H259ZM259 204H258V205H259ZM0 205H3V203L1 204V202H0ZM18 205H19V204H18ZM27 205H28V204H27ZM37 205H38V204H37ZM42 205H43V204L41 203L40 205L36 206V208H37V207L40 208L39 211L36 213L37 216H35V214H34V216L36 217L35 220H38V221H33L34 219H32V218H30V217H27V218L30 219V221H29V220L26 218V216H29V215L27 214L26 216H24L26 219H23V222L20 223L19 225L24 224V225L21 226L22 228H24V229H22V230H24V231L28 229V230H30V232H31V230H33V233L31 232L32 234H34L35 232H38V231H39L38 234H41V235L45 236V237L42 236V237H43V240L40 239V241H39L40 243H39V244H45V246H47V245H49V243L51 242V240H49V241H47V240L45 241V240H44V239L46 238V234H47V233H50V231H47V230L50 229V225H49V224L54 223V221H56V220H55L54 217L51 215L50 217H52V220L54 219V221H53V222H52V221H49V224H48V222H47L46 219H45V218H46L45 216L48 217V215H46V213L44 212V210L41 209V208H42ZM82 205H83V204H82ZM82 205H81V206H82ZM132 205H133V204H132ZM135 205H136V204H135ZM219 205H220V204H219ZM228 205H229V204H228ZM232 205H233V203H232ZM236 205H237V207H240V206H241V207L239 208V210H238V208L236 207ZM238 205H239V206H238ZM23 206H24V205H23ZM23 206L21 205V207H19V206H18V207H19L20 209L23 208L22 210H24V211H25V209H26L27 211H29L28 209H29L30 206H26V205H25L26 208H25V206H24V207H23ZM48 206H49V207H48ZM53 206L51 207L50 205H46V207H48V208H47V209L45 208V209H46L45 211H47V212H48V211H51L50 209H53V208L57 209L56 206H54V207H53ZM62 206L60 205L61 209H57V210H58V211H59V210L62 211ZM66 206H65V210H66L67 208H69L68 206H67V207H66ZM69 206H70V205H69ZM74 206H75V205H74ZM74 206H71V207L73 208ZM88 206L85 205V207L87 208V209L85 208V210H84V211H85V214H88V213L86 212V210H87V211L89 210V209H88ZM90 206H91V204H90ZM127 206H128V207H127ZM133 206H134V205H133ZM187 206H189V205H187ZM192 206H193V208H191L190 210H189V208H187V209L190 211V213H191V215H190V213H188V214L191 216V218H192V216H193V217L195 216V217H196L195 220H199V219H201L200 221H203V220L206 219L207 222H208V224H209L208 219L210 220V218L212 217V215L207 214V216L209 215V216H211V217H210V218H209V217L205 218L206 214L202 213L204 207L199 208L198 205H196V206H197V208H196V207H194L195 205H192ZM199 206H200V205H199ZM206 206H207V204L205 205V207H206ZM245 206H246V205H245ZM252 206H253V205H252ZM262 206H264V205H262ZM1 207L4 208L3 206H1ZM12 207H14L15 210L12 209V208H10V211H11V209H12V210H14V211L18 210V211L20 212V210H19L17 207H16L17 209L15 208V206H12ZM27 207H28V208H27ZM50 207H51V208H50ZM57 207L59 208V206H57ZM106 207H107V208H106ZM119 207H120V208H119ZM140 207H139V208H140ZM182 207H183V208H184V207L186 208L185 205L182 206ZM216 207H217V206H216ZM216 207H214V206H209V209H207L208 213H209L210 211H211V212L214 211V210L216 209ZM221 207H222V206H221ZM221 207H220V208H221ZM227 207H228V206H227ZM243 207H244V206H243ZM250 207H251V206H248L247 208L249 209ZM254 207H255V206H254ZM254 207H253V208H254ZM259 207H261V206H259ZM6 208H7V207H6ZM6 208H4V209H6ZM8 208H9V207H8ZM8 208H7V209H8ZM24 208H25V209H24ZM34 208H35V207H34ZM36 208L34 209V211H37V210H38V208H37V210H36ZM82 208H83V207H82ZM82 208L80 207L81 210H83ZM206 208H207V207H206ZM220 208L217 207V209H219V210H222L224 207L221 208V209H220ZM231 208H232V207H231ZM231 208H230V209H231ZM257 208H258V207H257ZM263 208H264V207H263ZM32 209H33V208H31V210H32ZM48 209H49V210H48ZM69 209H70V208H69ZM75 209H76V207L74 208V210H75ZM78 209H79V208H78ZM78 209H77V211H78ZM100 209H101V210H100ZM178 209L180 210V208H178ZM181 209H182V208H181ZM187 209H186V211H187ZM228 209H229V208H228ZM2 210H3V209H2ZM67 210H68V209H67ZM133 210H134V209H133ZM135 210H134V211H135ZM182 210H183V213H184V212H185V211H184L185 209H182ZM219 210H218V211L216 210V211H214V212H218L217 215H218V216H222V215H221V212H220V214H219ZM224 210H225V209L222 210V211H223L222 214H224L225 212L227 213V211H224ZM226 210H227V209H226ZM246 210H247V209H246ZM246 210H245V212H246ZM255 210L260 211V212L257 214V217H258V218L255 216L257 219H255V217H254V215L257 213V211H256L255 214H252V213H251L252 215H250V216L248 215L249 211H247L246 213H247L248 218H250L251 216H253L254 219H255L256 221H258V219L261 218V217L263 216L264 213L261 211V209H259V210H258V209H255ZM255 210H254V211H255ZM262 210H264V209H262ZM61 211H60L58 214H62V213H64V212L66 213V211H62V212H61ZM70 211H71V212H70ZM70 211H69V212L72 214L73 210L70 209ZM75 211H76V210H75ZM89 211H91V209H90ZM119 211H120V212H119ZM130 211H131V210H130ZM130 211H129V209H128L127 213L130 212ZM201 211H202V212H201ZM229 211H231V210H229ZM32 212H33V211H32ZM51 212H53V213H51ZM51 212H50L51 214H54V212H56V211L53 209V211H51ZM79 212H81V211L79 210ZM102 212H100V213L102 214ZM118 212H119V213H118ZM178 212H179V211H178ZM204 212H205V210H204ZM250 212H251V211H250ZM252 212H253V211H252ZM21 213H23V211H21ZM77 213H78V212H77ZM95 213H96V212H95ZM95 213H93V214H95ZM130 213H131V212H130ZM154 213H155L156 215H154ZM180 213H181V215H184V214H185V215H188L187 213H184V214H182V212H180ZM180 213H179V214H180ZM205 213H207V212H205ZM253 213H254V212H253ZM262 213H263V214H262ZM71 214H70L69 217H71ZM85 214H84V216H85ZM96 214H97V213H96ZM101 214H100V215H101ZM135 214H136V213H135ZM152 214H153V215H152ZM171 214H172V213H171ZM249 214H250V213H249ZM20 215H21V214H20ZM20 215H19V216H20ZM56 215H57V213H56ZM63 215H64V214H63ZM72 215H73V214H72ZM78 215H79V217H78L77 215H75V216L73 215V217H76V218L78 217V219H80L81 217H84L83 214H82V216H81V215L78 213ZM97 215H99V213H98ZM97 215H95V216H97ZM100 215H99V216H100ZM136 215H137V214H136ZM177 215H178V214H177ZM185 215H184V216H185ZM224 215H225V214H224ZM226 215H227V214H226ZM226 215H225V216H226ZM228 215H229V212H228ZM0 216H1V214H0ZM9 216H11V215H8V213H4V214L2 215V217L0 218V225H1V226H3V223H6V222H4V221H7V219L9 218ZM17 216H18V215H16V218H17ZM19 216H18V217H19ZM22 216H23V214H22ZM59 216H60V215H59ZM67 216H68V213H67ZM80 216H81V217H80ZM87 216H88V215H87ZM89 216H90V215H89ZM99 216H97V217L99 218ZM120 216H121V215H120ZM132 216H133V215H132ZM152 216H153V217H152ZM170 216H171V217H170ZM215 216H216V215H215ZM225 216H224V217H225ZM229 216H230V215H229ZM12 217H13V216H12ZM14 217H15V215H14ZM24 217H22V218H24ZM63 217L65 218V216H63ZM90 217H91V216H90ZM102 217H103V216H102ZM102 217H101V219H102ZM105 217H106V216H105ZM121 217L123 218L124 216H121ZM127 217H128V216H127ZM145 217H146L147 219H145ZM156 217H157V216H156ZM156 217H155V219H156ZM177 217H178V216H176L175 218H177ZM182 217H183V216H181V217H179V218H182ZM203 217H204L205 219H202ZM222 217H223V216H222ZM235 217H237V218H235ZM244 217L247 218L245 214H243V218H244ZM88 218H89V217H88ZM91 218H92V217H91ZM107 218H109V217H107ZM160 218H159V220H160ZM184 218H185V217H184ZM189 218H190V217H189ZM189 218H188V216H187V217H186V222H185V221H184V222L187 223L186 226H188V225L190 226V225H191V228H192V226H194V225H193L194 223L192 224V223H191V220H193L194 218H193V219H189ZM197 218H198V219H197ZM212 218H213V217H212ZM217 218H218V217H217ZM217 218L215 217L216 221H217ZM219 218H220V220H221V217H219ZM240 218L242 219V217H240ZM245 218L242 219V221L244 220L243 222H244V223L246 222V223H245V226H246L247 223L250 224V222H249L250 219L247 218L248 221H246ZM9 219H11V218H9ZM17 219L20 220L19 218H17ZM50 219H51V218H50ZM56 219H58V220H57L58 222L60 221V219L62 220L61 217L56 218ZM66 219H67V217H66ZM71 219H73V218H71ZM82 219H83V218H82ZM95 219H96V218H95ZM99 219H100V218H99ZM114 219H115V218H114ZM124 219H125V217H124ZM137 219H136V220H137ZM187 219H188V220H187ZM215 219H213L214 221L210 220V224H216V225H218V224H217V222H218V223H219V226H220V225H221L220 222H219V221L216 222ZM223 219H224V218H223ZM227 219H228V216H227ZM238 219H237V220H238ZM31 220H32L33 222H32ZM105 220H106V219H105ZM105 220H104V221H105ZM126 220L129 221V220H132V219H126ZM133 220H134V219H133ZM161 220H160V221H161ZM178 220H179V219H178ZM178 220L175 221V219L173 220V218H171V220L169 221V225H170V222L175 221V222L177 223ZM218 220H219V219H218ZM224 220H225V219H224ZM255 220H254V221H255ZM13 221H14V220H13ZM15 221H16V219H15ZM15 221H14V222H15ZM63 221H65V219L62 220V221H60V222H63ZM74 221H75V218H74ZM80 221H81V219H80ZM88 221H89V220H88ZM93 221H96V220H93ZM104 221H100V222L104 223ZM121 221H122V219H121ZM134 221H135V220H134ZM138 221H141V220H138ZM138 221H137V222H138ZM156 221H157V219H156ZM163 221H164V220H163ZM163 221H161V222H163ZM211 221H212V223H211ZM238 221H240V219H239ZM238 221H237V222H238ZM259 221H260V222H259L260 224L257 223L258 225H257L256 223H255L256 225L253 223V224L256 226V228L253 226V224H252V225H249V226H253L254 229H257V231H259L258 229L262 228V230L259 231L260 233H258L257 231L254 232L255 234H256V232H257V235L259 234L258 236H256V239H257V238L260 239L261 237L264 238V219L261 218V220H259ZM261 221H262V222H261ZM17 222H19V221H17ZM68 222H69V220H66V222H64L63 224H60V225H59V223L55 222L56 225H58V226L55 227V228H56V230H55V231H56V234L53 233L52 235H53V236L58 235V236H57V239H56V241H59L58 244H61V243H62L61 241H63V240H66V241L71 240V241H74V244H72L73 242H72V243L70 242L69 245L72 244V245L75 246L76 243H75V240H72V237H73L72 235L74 234V231H75V230L77 231L78 228L82 229L83 227L81 228V226H80V227H78L77 229H75L74 226H75L76 224H77V225H78V224L80 225L81 223L83 224V223H85V222H79V223L74 222V224L76 223L75 225L73 224L74 226L71 224V222H70V224H68ZM97 222H98V221H97ZM111 222H112V221H111ZM116 222H120V221H117V220H116V221H114L113 223L117 224ZM137 222H136L137 225L140 224V223H142V221H141L140 223H137ZM161 222H160V223H161ZM179 222H180V221H179ZM184 222H183V223H184ZM203 222H204V221H203ZM203 222H202V223H203ZM237 222H236V223H237ZM251 222H253V221L251 220ZM11 223H12V222H11ZM15 223H16V222H15ZM89 223H90V222H88V224H89ZM92 223H93V222H92ZM102 223H100L101 227L99 226V224H98V225L96 224L97 227H94V230H96V229L98 228V226H99V228H102V225H103ZM121 223H124V222L122 221ZM131 223H132V222H131ZM160 223H159V225H160ZM164 223H162V224H164ZM183 223H181V224H183ZM200 223H201V222H200ZM228 223L231 224L232 222H228ZM236 223H235L234 225L231 226V230H232V228H233V226H234V228H233V229H234V230H233V234H235V235L238 234V236H239V233H241V230H243V229H241V227H240L239 224H238L239 227H238V226L236 227V226H235V225H237ZM16 224H18V223H16ZM16 224H13V225H16ZM90 224H91V223H90ZM90 224L88 225L89 228L92 227V226H90ZM115 224H114V225H115ZM119 224H120V223H119ZM125 224H127V223L125 222L124 225H125ZM133 224L136 225L134 222H133ZM147 224H146V226H147ZM162 224H161V225H162ZM177 224H178V223H177ZM177 224H176V225H177ZM204 224H207V223L205 222ZM222 224H223V223H222ZM224 224H226V222H224ZM230 224H229V225H230ZM232 224H233V223H232ZM5 225H6V224H5ZM19 225H17V226H19ZM131 225H132V224H131ZM141 225H142V226H140V228H141V227L143 228V226H145V223H144V225H143V224H141ZM157 225H158V224H157ZM171 225H172V224H171ZM171 225H170V226H171ZM201 225H202V224H201ZM227 225H228V224H227ZM1 226H0V228H2ZM6 226H7V225H6ZM11 226H12V225H11ZM11 226L9 225V226H8L9 228L7 227L6 230L9 231V229L12 228ZM47 226H48V227H47ZM54 226H55V225H54ZM54 226H53V228H54ZM88 226H86V227H88ZM104 226H105V224H104ZM110 226H111V225H110ZM118 226H119V225H118ZM129 226H130V225H128V227H129ZM132 226H133V225H132ZM146 226H145V227H146ZM172 226H173V225H172ZM174 226H175V225H174ZM179 226H180V225H179ZM186 226L184 225L183 227L186 228ZM189 226H188L187 229L190 228ZM197 226H198V225H197ZM207 226H208V225H207ZM214 226H215V225H214ZM10 227H11V228H10ZM21 227H18V228L20 229ZM86 227H85V228H86ZM145 227H144V228H145ZM151 227H152V226H151ZM153 227H154V226H153ZM166 227H167V226H166ZM175 227H176V226H175ZM195 227H196V226H195ZM195 227H193L192 229L194 230ZM199 227H200V228L198 229V231H200V229L203 228V227H201V226H199ZM222 227H223V228H224V227L226 228V225H225V226L223 225ZM222 227H220V228H222ZM229 227H230V226H229ZM229 227H228V228H229ZM246 227H247V226H246ZM246 227H245L244 229H246ZM258 227H259V228H258ZM3 228H5V227L3 226ZM18 228H17V229H18ZM85 228H84V229H85ZM95 228H96V229H95ZM110 228H111V230H114V231L116 232V230L114 229V226H113V229H112V227H110ZM115 228L118 230L119 227L117 228V225H116ZM121 228H122V225H121ZM133 228H134V226H133ZM135 228H136V226H135ZM142 228H141V229H142ZM156 228H157V227H156ZM173 228H174V227H173ZM178 228H179V227H178ZM207 228H208V227H207ZM211 228H212V227H211ZM217 228H218V227H217ZM225 228H224V231L226 230ZM13 229H14V226H13ZM17 229L15 228V230H17ZM19 229H18V230H19ZM74 229H75V230H74ZM104 229H105V227H104ZM125 229L127 230V228H125ZM125 229L123 228L124 231H126ZM141 229H140V230H141ZM150 229H151V228H149L148 230H150ZM152 229H155V228H152ZM171 229H172V227H171ZM175 229H177V228H174V230H175ZM248 229H250V228H248ZM248 229H247V230H248ZM251 229H252V228H251ZM1 230H2V229H1ZM4 230H5V229H3L2 231L4 232ZM6 230H5V232H6ZM18 230H17L16 232H20V231H21V229H20L19 231H18ZM34 230H35V232H34ZM36 230H38V231H36ZM88 230H90V229H88ZM91 230H93V229H91ZM94 230H93V231H94ZM100 230H101V229H100ZM100 230H99V231H100ZM102 230H103V229H102ZM119 230H120V228H119ZM123 230H122V231H123ZM130 230H131V229H130ZM137 230H138V229H137ZM137 230H136V232H137ZM140 230H139V231H140ZM142 230L144 231V229H142ZM164 230H165V229H164ZM167 230H168V229H167ZM174 230H172V231H174ZM177 230H178V229H177ZM202 230H203V229H202ZM209 230H210V229H208V232H210ZM214 230H215V229H214ZM216 230H218V229H216ZM216 230H215V231H216ZM219 230H221V229H219ZM227 230H228V229H227ZM2 231H0L1 234L3 233ZM10 231H12V229H11ZM24 231H22V232L24 233ZM57 231H58V232H57ZM82 231H83V230L78 231V232H82ZM86 231H87V230H86ZM86 231H84V232H86ZM93 231H92V232H93ZM104 231H105V230H104ZM122 231H121V232H122ZM143 231H142V232L140 231V232H141L142 234H144ZM145 231H146V232H145V235H146V233H147V229H146ZM152 231H154V230H152ZM155 231H156V230H155ZM182 231H183V230H182ZM184 231H186V229H184ZM189 231H190V230H189ZM204 231H205V230H204ZM243 231H244V230H243ZM243 231H242V232H243ZM253 231H254V230H252V232H253ZM14 232H15V231H14ZM27 232H28V231H27ZM30 232H29V234H30ZM52 232H53V231H51V233H52ZM78 232H77V234H78ZM88 232H90V231H88ZM111 232H113V231H111ZM115 232H114V234H115ZM121 232H119V234H120ZM133 232H134V231H133ZM148 232H149V231H148ZM161 232H163V231H161ZM161 232H160V234H161ZM167 232H168V231H167ZM186 232H187V231H186ZM248 232H251V231L249 230ZM248 232H247V233H248ZM252 232H251V233H252ZM93 233H95V232H93ZM93 233H92V234H93ZM104 233H105V232H104ZM125 233L128 234V232H125ZM125 233L123 232V234H125ZM141 233H140V234H141ZM204 233H205V232H204ZM210 233H212V232H210ZM229 233H230V231H229ZM231 233H232V232H231ZM247 233H246V230H245V234H247ZM254 233H253V235L255 236ZM26 234H27V233H26ZM26 234H25V235H26ZM75 234H76V233H75ZM79 234H81V233H79ZM85 234H86V233H84V235H85ZM89 234H90V233H89ZM99 234H100V233H99ZM123 234H122V235H123ZM150 234H151V231H150ZM154 234H155V232H154ZM177 234H178V233H177ZM177 234H176V235H177ZM206 234H208V233H206ZM206 234L204 235V237H205V236H208V235H206ZM213 234H214V231H213ZM27 235H28V234H27ZM41 235H40V236H41ZM86 235H87V234H86ZM90 235H91V234H90ZM103 235H104V234H103ZM122 235H121V236H122ZM125 235H126V234H125ZM132 235H133V234H132ZM132 235L129 234L128 236H132ZM164 235H165V233L162 234L163 237H164ZM166 235H167V234H166ZM169 235H171V234L169 233ZM179 235H180V234H179ZM183 235H185V234L183 233ZM187 235H190V234H187ZM191 235H192V234H191ZM191 235H190V236H191ZM214 235L217 236L218 234L216 235V233H215ZM214 235H213V236H214ZM219 235L222 237V234L219 233ZM229 235H230V234H229ZM231 235H232V234H231ZM231 235H230V236H231ZM240 235H241V234H240ZM250 235H252V234H250ZM250 235H248V236L251 238ZM2 236H5V234H2ZM18 236H19V235H18ZM80 236H81V235H80ZM91 236H93V238L97 239L96 237H98L99 235H95L96 237H94V234H93V235H91ZM107 236H108V235H107ZM126 236H127V235H126ZM154 236H155V235H154ZM173 236H175V234H174ZM173 236H170V238H173ZM181 236H182V234H181ZM192 236H193V235H192ZM192 236H191V237H192ZM230 236H228V238H230ZM242 236H243V235H242ZM242 236H239V237H242ZM245 236H246V235H244V237H245ZM259 236H260V237H259ZM5 237H6V236H5ZM8 237H9V236H8ZM10 237H11V238H10ZM10 237H9L10 239H13V238H12V235H10ZM19 237H22V236H19ZM23 237L26 239L25 236H23ZM55 237H56V236H55ZM55 237H53V238H54V239H53V238H51L50 235H49V238L47 237V239H50V238H51V239H53L52 241H55ZM115 237H116V236H115ZM119 237H120V236H118L117 238H119ZM143 237H144V236H143ZM145 237H146V236H145ZM149 237H150V236H149ZM184 237H185V236H184ZM202 237H203V236H202ZM235 237H237V236H235ZM239 237H238V239H239ZM249 237H248V238H249ZM24 238H23V239H24ZM27 238H28V237H27ZM29 238H30V237H29ZM35 238H37V240H38V238H40V237H39V236H38V237L36 236ZM75 238H76V237H75ZM77 238H78V237H77ZM86 238H87V237H86ZM98 238H99V237H98ZM101 238H102V236H101ZM103 238H105V237H103ZM107 238H110V237L108 236ZM107 238H105L104 240H106ZM111 238H112V237H111ZM113 238H114V237H113ZM117 238H115V239H117ZM121 238H122V237H120V238L117 239V240L122 241L123 239H125V238H122V240H121ZM132 238H133V237H132ZM132 238L129 237V238H128V242H127V241H125V242H127V244L129 243L130 240H131V241L133 240V242H134L135 239H132ZM134 238H135V237H134ZM152 238H153V237H152ZM166 238H167V237H166ZM168 238H169V236H168ZM174 238H176V237H174ZM187 238H190V237H187ZM194 238H196V237H194ZM200 238H201V236H200ZM223 238H224V237H223ZM223 238H222V239H223ZM262 238H261V239H262ZM2 239H4V238L2 237ZM25 239H24L23 241H25ZM30 239H31V241H33V242L35 241V240H32V238H30ZM73 239H74V238H73ZM80 239H81V238H79V240H80ZM129 239H130V240H129ZM176 239H178V237H177ZM181 239H183V238H180V240H181ZM196 239H197V238H196ZM217 239H218V238H217ZM241 239H243V238H241ZM256 239H254V237H253V239H251V240H252V242H254V240H255V241H257V240L259 241V239H257V240H256ZM261 239H260V241H261ZM6 240H7V242H9V241H8L9 239H6ZM13 240H15V239H13ZM28 240H29V239H28ZM76 240H78V239H76ZM99 240H100V239H99ZM125 240H126V239H125ZM160 240H161V239H159V241H160ZM169 240H170V239L166 240V242L169 241ZM190 240H191V239H190ZM198 240H200V239H199V236H198L197 241H198ZM205 240H206V239H205ZM225 240L227 241L228 239H227V238H226V239H223V241H225ZM229 240H230V239H229ZM247 240H250V239H247ZM251 240H250V241H251ZM11 241H12V240H11ZM17 241H21V240H17ZM31 241H30V242H31ZM81 241H82V239H81ZM84 241H85V240H83L82 242L84 243ZM94 241H95V240H94ZM100 241H102V240H100ZM100 241H99V243H100ZM114 241H115V240H114ZM114 241H113V242H114ZM137 241H138V238H137ZM170 241L173 242V241H175V240H170ZM170 241H169V242H170ZM181 241H182V240H181ZM187 241H188V240H187ZM191 241H192V240H191ZM200 241H202V240H200ZM209 241H210V240H209ZM216 241H217V240H216ZM216 241H215V242H216ZM226 241H225V245L227 244ZM232 241H233V240H232ZM232 241H231L230 244H232ZM239 241L241 242L242 240H239ZM244 241H245V238H244ZM260 241H259V242H260ZM262 241H263V240H262ZM7 242H6V243H7ZM33 242H32V243H33ZM48 242H49V243H48ZM60 242H61V243H60ZM78 242H80V241H78ZM116 242H118V241H116ZM122 242H124V240H123ZM133 242H132V243H133ZM148 242H149V241H148ZM166 242H164V244H165ZM178 242L180 243L179 240H178ZM221 242H222V241H221ZM227 242H229V241H227ZM233 242H234V241H233ZM235 242L237 243V241H235ZM245 242H249V241H245ZM14 243H15V242H14ZM14 243H13V244H14ZM19 243H20V242H19ZM21 243H22V241H21ZM21 243H20L19 245H22ZM23 243H24V242H23ZM25 243H26V242H25ZM32 243H29V244H32ZM34 243H36V241H35ZM46 243H48V244H46ZM66 243H67V242H66ZM85 243H87V242L85 241ZM88 243H89V241H88ZM88 243H87V244H88ZM104 243L106 244V242H104ZM111 243H112V242H111ZM134 243H135V242H134ZM139 243L142 244L141 241H139ZM144 243H145V242H143V244H144ZM161 243H162V242H161ZM161 243H160V244H161ZM179 243H177L178 246H180ZM181 243H183V242H181ZM184 243H185V241H184ZM184 243H183V246H184V248H185ZM186 243H187V242H186ZM196 243H197V242H196ZM199 243H200V242L198 241V244H199ZM217 243H218V241H217ZM238 243H239V242H238ZM263 243H264V242H263ZM263 243H262V244H263ZM27 244H28V243H27ZM50 244H52V243H50ZM56 244H57V243H56ZM58 244H57V245H58ZM79 244H81V243H79ZM79 244H78V245H79ZM97 244H98V242H97ZM115 244H119V242H118V243H115ZM115 244H113V245H115ZM120 244H122V243H120ZM129 244H131V243H129ZM129 244H128V245H129ZM145 244H146V243H145ZM154 244H155V243H154ZM160 244H159V243H158V245L155 244V246H159ZM174 244H176V241L174 242ZM174 244H170V246H173ZM191 244L194 245V242H192ZM204 244H205V243H204ZM223 244H224V243H223ZM228 244H229V243H228ZM228 244H227V246H228ZM241 244H242V242H241L239 245H241ZM256 244H257V242H255V245H256ZM258 244H259V243H258ZM258 244L256 245L257 247H258ZM260 244H261V243H260ZM34 245H35V244H34ZM36 245H38V243H36ZM36 245H35V247H38V246H39V245H38V246H36ZM69 245H68V243H67L66 246H65V244H64L63 249L66 248V247L69 246ZM76 245H77V244H76ZM78 245H77V246H78ZM98 245H99V244H98ZM98 245L95 246L96 249H97ZM102 245H103V243H102ZM102 245H100V246H102ZM123 245H124V244H123ZM135 245H138L137 242L135 243ZM149 245H150V243H149ZM181 245H182V244H181ZM187 245H188V243H187ZM187 245H186V246H187ZM189 245H190V244H189ZM202 245H203V244H202ZM202 245L200 244V246H202ZM205 245H207V241H206V244H205ZM236 245H237V244H236ZM244 245H245V243H244ZM14 246H16V245H14ZM14 246H13V247H14ZM24 246H25V245H24ZM24 246H23V247H24ZM29 246L32 247L33 245H32V246L29 245ZM40 246H41V245H40ZM45 246L43 247V245H42V248L44 249ZM50 246H52V245H50ZM79 246L81 247V245H79ZM85 246H86V245H85ZM93 246H94V245H93ZM93 246H92V247H93ZM100 246H99V248H100ZM103 246H104L105 250H109V247L106 248V245H103ZM103 246H102V248H103ZM107 246H109V245H107ZM111 246H112V245H111ZM111 246H110V249H111V250H114V248L111 247ZM130 246L133 247V245H130ZM130 246H129V247H130ZM145 246H147V247H145ZM145 246H144V245H143V246L141 245V247H143V248H141V250L144 249V247H145V248H149V247H148V243H147V245H145ZM162 246H163V245H162ZM165 246H166V245H165ZM183 246H182V247H183ZM195 246H197V245H195ZM198 246H199V245H198ZM198 246H197V247H198ZM214 246L216 247V245H214ZM220 246H222V248H223V245H220ZM230 246H231V245H230ZM245 246L247 247L248 245H245ZM245 246H244V247H245ZM249 246H250V245H249ZM10 247H11V246H10ZM27 247H28V246H26V248H27ZM48 247H49V246H48ZM56 247H57V246H56ZM70 247H71V245H70ZM87 247H90V246L87 245ZM92 247H90V250H91V249H94V248H92ZM119 247H120V246H119ZM122 247H123V246H122ZM122 247H120V248H122ZM126 247H127V246H126ZM175 247H177V245H175ZM192 247H193V246H192ZM197 247H195V248L193 247L194 250H196ZM206 247H207V246H206ZM234 247H235V245H234ZM239 247H240V246H239ZM241 247H242V246H241ZM254 247H255V246H254ZM260 247H261V246H260ZM18 248H20V246H19ZM21 248H22V247H21ZM24 248H25V247H24ZM26 248H25V249H26ZM52 248H53V247H52ZM54 248H55V246H54ZM67 248H68V247H67ZM72 248H73V247H72ZM81 248H84V247L82 246ZM81 248L78 250V253L80 252ZM102 248H100V249L102 250ZM112 248H113V249H112ZM127 248H128V247H127ZM133 248H134V247H133ZM157 248H159V247H157ZM171 248H172V247H171ZM186 248H187V247H186ZM189 248L191 249V247H189ZM193 248H192V249H193ZM200 248H201V247H200ZM210 248H213V246H212V247L210 246ZM216 248L219 249V247H216ZM231 248H232V247H231ZM242 248H243V247H242ZM252 248H253V247H252ZM262 248H264V245L261 247V250H262ZM27 249H28V248H27ZM38 249H40V248H38ZM55 249H58V247L55 248ZM86 249H87V248H86ZM128 249H129V248H128ZM128 249H125V250L128 251ZM130 249H131V248H130ZM166 249H167V248H166ZM172 249H173V248H172ZM179 249H181V248H179ZM197 249H198V248H197ZM202 249H203V247H202ZM202 249H201L199 252L197 251V253L200 254V252L203 251ZM208 249H209V248H208ZM232 249H233V248H232ZM232 249H231V250H232ZM234 249H235V248H234ZM243 249H244V248H243ZM247 249H250V248L248 247ZM3 250H4V249H3ZM6 250H11V248H9V249L6 248ZM6 250H4V251H6ZM12 250H13V249H12ZM17 250H18V249H17ZM60 250H61V251H60ZM67 250H68V249H67ZM67 250H63V251H67ZM73 250H74V251H77V250H76V247H75V249H73ZM88 250H89V248H88ZM111 250H109V251H111ZM119 250H121V249H119ZM122 250H123V249H122ZM147 250H150V251H151V246H150V249H147ZM147 250H145V251H147ZM167 250L170 252L169 248H168ZM176 250H178V249H176ZM188 250H189V249H188ZM188 250H186V251H188ZM198 250H199V249H198ZM205 250H206V249H205ZM220 250H222V249L220 248ZM220 250H219V252H221ZM223 250H225V249H223ZM228 250H230V249H227L226 252H227ZM0 251H1V250H0ZM4 251H2V254L4 253ZM25 251H26V250H25ZM54 251H55V250H54ZM57 251H58V252L60 251L59 253L61 254L62 249H58ZM82 251H83V249H82ZM91 251H92V250H91ZM95 251H96V250H95ZM97 251H99V249H97ZM114 251H115V250H114ZM132 251H133V250H132ZM173 251H174V250H173ZM183 251H184V250H183ZM183 251H181V252H183ZM186 251H185V252H186ZM190 251H191V250H190ZM208 251H209V250H208ZM216 251H218V250H216ZM235 251H236V249H235ZM244 251H245V249H244ZM250 251H251V250H250ZM256 251H257V249H256ZM6 252H7V251H6ZM6 252H5V255H7ZM16 252H17V251H16ZM22 252H23V251H22ZM42 252H43V251H42ZM46 252H48V251H46ZM46 252H45V253H46ZM50 252H51V251H50ZM52 252H53V251H52ZM55 252H56V251H55ZM105 252H108V251H105ZM136 252H137V251H136ZM174 252H175V251H174ZM179 252H180V251H179ZM210 252H212V251H210ZM213 252H214V251H213ZM213 252H212V253H213ZM223 252H224V251H223ZM236 252H238V251H236ZM251 252L253 253L254 251H251ZM13 253H14V252H13ZM13 253L11 252V254H13ZM65 253H66V252H65ZM68 253H69V252H68ZM71 253H72V252H71ZM91 253L94 254V252H91ZM101 253H102V252H101ZM114 253H115V252H114ZM120 253L122 254V252H120ZM125 253H126V252H124V254H125ZM133 253H134V251H133ZM171 253H172V252H171ZM203 253H204V252H203ZM206 253H207V252H206ZM232 253H233V252H232ZM238 253H239V252H238ZM241 253H242L243 256H245L246 258L248 257V256H246V252H245V253L241 252ZM258 253H259V251H258ZM261 253H263V252L261 251ZM30 254H32V253H30ZM35 254H36V252L33 253L32 255L35 256ZM53 254H54V253H53ZM72 254H73V253H72ZM97 254H99V253H97ZM103 254H104V253H103ZM105 254H106V253H105ZM109 254H111V253L108 252V254L106 255V259H105V261H106L107 258L110 256ZM117 254H119V252H117ZM184 254H185V253H184ZM187 254H188V253H187ZM198 254H197V256H198ZM208 254H209V253H207V255H208ZM213 254H214V253H213ZM244 254H245V255H244ZM263 254H264V253H263ZM263 254H260V256H262V257H261V258L259 257V258H260V262H259L258 264H264V255H263ZM13 255H14V254H13ZM23 255H24V254H22V256H23ZM27 255H28V254H27ZM44 255H46V254H44ZM75 255L78 256L77 253H76ZM108 255H109V256H108ZM122 255H123V254H122ZM127 255H128V252H127ZM137 255H138V254H137ZM137 255H136V254L134 255L135 257H137V258H135V259H138V256H137ZM185 255H186V254H185ZM190 255H193V254L190 253ZM210 255H211V254H210ZM210 255L207 256V257H210ZM226 255H227V254H226ZM235 255H237V258H238V254H234V256H235ZM248 255H251V253H250V254L248 253ZM255 255H256V253H255ZM258 255H259V254H258ZM9 256H10V255H9ZM11 256H12V255H11ZM24 256H25V255H24ZM24 256H23V257H24ZM36 256H37V255H36ZM36 256H35V257H36ZM38 256H39V255H38ZM73 256H74V255H73ZM79 256H80V255H79ZM81 256H83V255H81ZM91 256H92V255H91ZM91 256H90V257H91ZM107 256H108V257H107ZM116 256H117V255H116ZM134 256H133V257H134ZM139 256H140V255H139ZM145 256H146V255L143 256V254H142V257H143V258L141 257V258H139V260H140V259H144V258L146 259V257L148 258V256H146V257H145ZM154 256H156V255H154ZM160 256H161V254H160ZM160 256H159V254H158L157 257L159 258ZM162 256H164V255L162 254ZM172 256H173L172 259L174 260V255H172ZM197 256H195V257H197ZM201 256H202V254H201ZM205 256H206V255H205ZM205 256H204V257H205ZM211 256H212V255H211ZM221 256H222V255H220V257H221ZM230 256H231V255H230ZM241 256H242V255H241ZM241 256H240V257H241ZM243 256H242L241 260H242L243 258H245V257H243ZM252 256H253V254H252L251 256L248 257L249 260H250V259H251V260L253 259ZM1 257H2V255L0 256V259H2ZM3 257H4V256H3ZM13 257H15V256H13ZM16 257H17V256H16ZM20 257H21V256H20ZM20 257H19V258H20ZM47 257H48V256H47ZM62 257H63V256H62ZM90 257H89V258H90ZM99 257H100V256L98 255V258H99ZM112 257H113V256H112ZM130 257H131V255H130ZM149 257H150V254H149ZM157 257H156V258H157ZM165 257H166V256H165ZM175 257L177 258V256H175ZM179 257H181V256H179ZM195 257H194V258H195ZM215 257H216V256H214L213 258H215ZM217 257H218V256H217ZM222 257H223V256H222ZM226 257H227V256H226ZM231 257H232V256H231ZM253 257H254V256H253ZM256 257H257V256H256ZM256 257H255V258H256ZM25 258H26V257H25ZM25 258H21V259L26 260L27 258H26V259H25ZM30 258H31V257H30ZM63 258H64V257H63ZM74 258H75V257H74ZM103 258H104V256H103ZM116 258H117V257H116ZM125 258H126V257H125ZM156 258H154L155 261H156ZM158 258H157V260H158ZM186 258H187V257L185 256V258H182V259L184 260V259H186ZM190 258H191V257H190ZM237 258H235V259H237ZM5 259H6V258H5ZM8 259H9V257L7 256V260H6V261H8V262H7L6 264H14V262H12V261L9 262V260H12V259H9V260H8ZM32 259L34 260V258L27 259V260H32ZM47 259H48V261H49V258H47ZM52 259H53V261L55 262L54 257H52ZM57 259H58V258H57ZM91 259H92V258H91ZM108 259H109V258H108ZM111 259H113V258H111ZM114 259H115V258H114ZM120 259H121V258H120ZM123 259H124V258H123ZM164 259H165V260H168V259H166V258H164ZM178 259H181V258H178ZM192 259H193V258H192ZM195 259H196V258H195ZM200 259H201V257H200ZM200 259H199V261H200ZM207 259H208V258H207ZM221 259L223 260V258H221ZM221 259H220V260H221ZM256 259H257V258H256ZM39 260H40V259H39ZM60 260H61V259H60ZM62 260H63V259H62ZM77 260H78V258H77ZM80 260L83 261L82 259H80ZM80 260H78V261H80ZM96 260H97V259H96ZM98 260H100V258H99ZM103 260H104V259H103ZM128 260H129V259H128ZM176 260H177V259H176ZM183 260H182V261H183ZM187 260H188V259H187ZM216 260H217V259H216ZM232 260H233V259L231 258V260H229V261H232ZM237 260H238V259H237ZM239 260H240V259H239ZM241 260H240V262H241ZM243 260H244V259H243ZM243 260H242L241 263L238 262V264H250L249 262H247L248 260H247V261L244 260V261H246L247 263H245ZM0 261H1L0 264H3V263H2V260H0ZM14 261H16V260H14ZM40 261H41V260H40ZM46 261H47V260H46ZM50 261L52 262V260H50ZM58 261H59V259H58ZM64 261H66V260H64ZM74 261H75V260H74ZM81 261H80L79 263H81ZM108 261H109V260H108ZM110 261H111V260H110ZM121 261H122V260H121ZM129 261H130V260H129ZM129 261H127V263H128ZM133 261H134V260H133ZM162 261H164V260H160V262H162ZM168 261H172L171 258H170V260H168ZM192 261H194V260H191V262H192ZM199 261L197 260L198 263H200ZM233 261H234V260H233ZM252 261H254V259H253ZM3 262H4V259H3ZM23 262H24V261H23ZM27 262H28V261H27ZM35 262H36V261H35ZM41 262L43 263V260H42ZM56 262H57V261H56ZM67 262H68L67 264H70V263L73 262V259H72V258H67ZM83 262L86 263L85 261H83ZM93 262H94V261H92V264H93ZM101 262H102V261H101ZM103 262H104V261H103ZM103 262H102V263H103ZM117 262H119V260H118ZM147 262H148V261H147ZM172 262H173V261H172ZM179 262H180V261L175 262V264H176V263H179ZM16 263H18V262L16 261ZM25 263H26V262H25ZM46 263H47V262H45V264H46ZM87 263H88V262H87ZM89 263L91 264V261H90V260H89ZM89 263H88V264H89ZM122 263H123V262L118 263V264H122ZM134 263L136 264L137 262H134ZM180 263H181V262H180ZM193 263H194V262H193ZM204 263H206V262H204ZM212 263H213V262H212ZM219 263H220V262H219ZM232 263H233V262H232ZM235 263H236V262H235ZM254 263H255V262H254ZM20 264H21V263H20ZM23 264H24V263H23ZM26 264H27V263H26ZM33 264H34V263H33ZM48 264H50V263H48ZM51 264H52V263H51ZM56 264H58V262H57ZM96 264H97V263H96ZM129 264H131V263H129ZM144 264H145V263H144ZM166 264H167V263H166ZM169 264H170V263H169ZM172 264H173V263H172ZM181 264H182V263H181ZM184 264H186V262H185ZM187 264H188V263H187ZM190 264H191V263H190ZM207 264H208V263H207ZM220 264H222V263H220ZM236 264H237V263H236Z\"/></svg>", "mask_w": 264, "mask_h": 264}]
</instances>
